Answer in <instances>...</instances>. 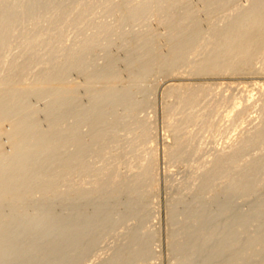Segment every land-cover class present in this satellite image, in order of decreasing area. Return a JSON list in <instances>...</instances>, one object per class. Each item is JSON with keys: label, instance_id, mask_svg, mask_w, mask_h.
Wrapping results in <instances>:
<instances>
[{"label": "rangeland", "instance_id": "rangeland-1", "mask_svg": "<svg viewBox=\"0 0 264 264\" xmlns=\"http://www.w3.org/2000/svg\"><path fill=\"white\" fill-rule=\"evenodd\" d=\"M24 1V0H23ZM47 1H50L51 2V0H47ZM57 1V2H56ZM61 1V3H62V1H64V0H55V2H54V0H53V2H52V4H50L51 6L53 5V4H55V3H57L56 5H59L58 7H62V5L63 6H65L66 5V3L65 4H63L62 3V5H61V3H59L58 4V2H60ZM96 1V0H95ZM104 2H103V4L104 5H101V3H102V1H98L99 3V5L97 6V8H94V6H91V7H93V9H95L94 11H93V9H92V11L93 12H90V7H89V9L86 11V12H90L91 13V15H93V17H95L96 16V18H95V20L94 21H92V19H91V15H87L88 13H85L86 15V19L88 18V17H90V18H88L87 20H85V21H87V24L86 23H84L85 21H83L82 19H80V23H78L77 21H76V23L79 25V26H81V27H79V26H77V24L76 23H73V20L71 21L73 24H76V27L78 28V29H76V31L78 30V32H76V31H72V33L74 34L75 32H76V34H74V37L72 36V35H70L69 37H71L72 36V38H68V33H70V30H74L75 29V25H73V27L71 26L72 25V23H70V19L68 20V18L66 19H64L65 21H66V23L68 24V25H66L65 23V26H66V28L64 27L63 28V30L64 29H67V26L68 27H70V28H68L67 29V31L66 30H62L63 32L62 33H64L65 34V36H66V32H67V38H68V40L70 41H68L67 40V38L65 39L64 38V36L62 37V39H63V41H62V39L60 40H58V42H57V38L60 36V35H62V33L61 34H59L58 36H57V38L54 36V34H53V36L52 35H49L48 33V36H46V37H50L51 38V36H52V38L54 37V43L56 42V44L58 43L59 44V41H61V42H64V41H66V42H64V44L62 43H60L62 46H60V47H58V46H56V44H54L53 42V45H54V47H56V50L58 49V51H59V48L61 49L62 47L64 48L65 46H67L68 47V49L66 48V49H63L62 50V53L64 52V50H67L66 52H64L63 54H61L60 52H61V50L59 51V55L61 54V56L63 55L64 57L66 56L67 57V54H68V51H69V46L71 45V44H69L68 45V43H72V47H74V48H72L73 50H75L78 46V43H76L78 40H81V39H79V38H77V37H80V38H82L84 35L83 34H85V35H93L92 33H93V31H94V29H97V28H95L96 27V25L95 24H97V23H102L101 25H109L108 27H109V29H107L109 32H110V24H111V18L110 19H108V17H109V15L111 14V13H109V11L111 12V10H110V8H117L116 6L117 5H119V6H121L122 5V7H124L125 8V5H124V3L127 1V0H111V1H109L108 3H106V0H103ZM123 1V2H122ZM136 1H138V0H136ZM145 1V0H144ZM149 1V0H148ZM190 1V0H189ZM189 1H188V4H187V6L189 5ZM193 1V2H192ZM190 3H194V4H191L190 6H188L189 8L187 9V6H186V4L184 5V7H186V9L187 10H190L191 11V13H192V10L194 9V8H198L200 11H202V12H200L199 10V13L197 12V9H194L193 10V12L196 10V12L195 13H198L197 14V17L195 16L196 14L195 13H192L193 15H194V17H191L190 15H191V13L190 14H188L187 13V15H186V12H187V10H186V12L185 11H183V10H185V8L183 9L181 6H180V8H182V9H180L179 7H177V9L175 8V10L174 11H176V13H178V16L176 15V13H174V11H173V7H171V10L172 11H170V8L168 9V11H170V13H168V11L166 10L165 12H163L162 13V15H160V16H156V15H154L153 13H151V14H153V16L150 18V16H151V14L149 13V18H150V20H148V18H145V20H146V22L150 25H148L147 26V23L144 21V17L146 16V17H148L147 15H145L142 19H143V21H142V19L140 20L142 23L144 22V23H146L145 24V26H144V24H142L141 25V27L142 26H144V29L142 28V30H144L143 32H141V33H139V31L137 32V30L139 29L138 27H139V24H141V22L139 23V22H137V23H139V24H137L138 26L137 27H135L136 26V24L134 25V23H132V22H130V25H131V23L133 24V25H127V24H129L128 22H126V23H124L123 25H125L126 24V26L127 27H125V26H122L123 27V29H125V30H127V28L128 29H132L131 27H134V29H132V31H130V30H127V31H123V29L121 30L122 32V34L119 32V31H117V33L115 34V35H113V36H116L115 37V39L117 38V35H118V37H120V38H117L116 40H117V42H115L114 40V38L113 37H111V35L113 34V32H115L114 30L112 31V26H111V31L112 32H110L109 34H111L109 37H110V39H108V41L109 42H112L111 44L110 43H108V45L110 44L111 45V47H110V45L108 46V45H106L107 43L106 42H108V41H106L105 43V45H102V47L100 46L99 48H105V46L108 48V49H106L105 48V50L104 49H99L98 47H96V48H94L93 50H91L90 52L88 51V55H93V56H89V57H86V55L84 54V53H79L80 55H81V57L79 56V54L77 55H75V57L77 56H79L80 58H75V57H72L73 59L75 58V60L80 64V67L86 62V63H89L90 62V64L91 65H88L89 67H90V70H89V67H87V66H85V65H87L86 63H85V65H83V66H85V67H87V69L86 68H84L83 66V69L86 71V72H84V70L83 69H80L79 67H78V65H75V63H74V60H72V62H71V60H69V61H67L68 59H66L65 61H62V60H64L61 56H59V60H58V58H57V62L59 63V61H61L59 64H63V63H68V65H66L65 66V69H63L62 71L63 72H61L60 71V69L61 68H63L64 66H62V65H59L57 62H56V60H55V58H56V56H58V55H56V54H54V53H49L48 54V52H45V54H47L46 55V58H45V56H43L44 57V62L41 60V58L39 59V60H41L42 61V64H44V66L45 65H47L46 63L48 62V66H47V68H45L44 66H42L41 65V61H40V64L39 65H41L42 67H40L39 65L38 66H36V64H33L32 63V65H30L32 68H33V70H35L34 72H40L41 70H43V68H44V70L41 72V74H39V73H37V74H35V73H32L31 72V70H30V73H31V77H30V73L28 72V76L26 75L25 77L27 78V79H25L24 78V76H22L25 80H23L21 77H20V79L21 80H23V82L24 83H26V84H24L23 82H21V80H20V82H18V83H20V84H18L17 82V85L16 84H14L13 85V89L11 90L12 92H15V94H17V95H15L14 93H12V94H14V101H13V95L12 94H9V95H11V96H3L2 98H3V102L5 103V101H4V97H7V98H9V99H7V98H5V100H6V103L9 101V100H11V101H13L12 103H11V101H10V107H8L9 105V102H8V104H6V106H5V108L7 107V109L9 110V111H11V109H12V111L10 112V113H13V110H14V106L13 107H11V104H13V103H15L14 105H15V109H17V110H15L14 111V113L13 114H9L8 112V110H6L5 108H4V104L3 103H1L2 102V100L0 101V108L2 109H0L1 111H0V115L1 116H4L3 118L0 116V160H1V157H4L5 156V158H3L0 162V165H2V169L4 170L5 169V171H7V172H5L6 174H8V175H14V177H17V179L18 178H24V177H26L27 175L29 176V174L33 171V170H31L32 169V167L31 166H28L27 164H29L28 162L30 161V163H31V161H33L34 159L36 160V158L38 157V152H39V154H41V155H43L42 157V159H44L43 160V165L42 164H38V162L40 163V162H42L41 160L42 159H40L39 157V161L38 160H36L37 161V164L39 165V166H43V168H44V165H45V167H46V164L47 163H49V162H47L48 161V158H49V161L52 159L51 157H53V161H55L56 160V158H58V157H60L61 155H63L64 153H66V154H64L65 155V157L66 158H68L66 155L69 153L70 154V152L71 151H74L75 150V152L77 151V149L76 148H80V146H81V148H82V145H83V147L85 146L84 144V142L85 141H87L86 143V146L85 147H88L87 149H89V148H91L92 147V151L91 150H88L89 151V153H90V151H91V153L93 152V147H95L96 146V144H97V146H98V144L101 146H98L101 150H102V148H104V150L106 149V147H108V149L110 150V148L109 147H112V143L111 142H113L114 140H118V139H121L122 140V142L121 143H123L124 144V146H123V144H121L120 145V141H118L119 142V145L120 146H117V147H119L120 149L118 150V148H115L114 149V146H113V149L111 148V152L109 153L108 151V149L106 150L107 152L105 153L104 152V150H102L103 151V153H105V155L107 154L108 155V157L110 156L109 154H113L114 153V155L113 156H115V159L113 160V156H112V161H114L115 162V160H116V162L114 163V162H112L113 164H115V165H113L112 164V168H111V166L109 167V165H108V167H109V170H106L107 169V167L106 166H104L103 164L105 163V165H107L108 163H109V161H108V159L110 160V158H106V156L104 155V154H101V153H99L98 152V156L96 155V153L97 152H94L93 154H94V156H95V158H94V161L96 160V159H98L100 162H98L99 163V165L100 166H102V167H100L101 169H99V168H96L95 166H94V164H95V162L93 163V168L95 169V174H96V176H95V174H94V171L92 172V170H91V174H89V170H87L88 168H92V167H90L89 166V164L91 163L90 161H93V160H91L90 159V157L88 156V158L90 159V161H89V159L87 158V155H88V151H87V149L84 147L83 149H85L84 151L87 153V155L85 156V152L83 153L84 155V159L82 158V156L81 155H79V156H81L80 157V160H81V158H82V160H84V163L82 164V165H85L83 168L81 167V164L79 163V165H80V167L83 169L82 171H88V175L87 176H89L90 178V180H91V182H90V180L89 179H86L87 177L86 176H84L85 174H87V171L85 172H82L80 169H79V171H77L78 169V167L77 166H79V165H77L76 166V169H75V165L76 164H78V162H81V161H78V158H79V156L77 157V158H75L74 157V153H73V155H69V158H68V161H70L71 160V162H73V160H74V158H75V161L77 160L78 162H75L74 161V163H75V165L74 164H72V167L71 166H69V168L68 169H72L73 167H74V169H75V172H74V174H75V177L78 175L80 178H76L75 179V177L74 178H72L74 175H73V173L71 172L70 173V170H67L70 174L69 175H67L66 174V171L64 172V170H63V167H62V163L61 162H64L65 163V161H61L60 159H62L63 157H64V155L63 156H61L62 158H59V159H57L56 161H58V163H57V168L58 169H61L60 171H63L62 173L58 170V171H56V172H58V174H56L55 176H56V178H54L55 176H54V174L53 173H55V171L52 173V172H50L51 174V178H49L48 177V179H47V177L46 176H48L47 175V172L48 171H46V173H45V171L44 170H42L43 172V175H42V177L44 176V174L46 175V176H44V178H45V181H44V179L42 178V177H40L39 175H40V173H41V169H42V167L39 169V167H35L34 166V164H36L35 162H32L33 164H31L32 166H34L33 168L36 170V173L34 172V173H31L30 174V176H32L33 174H34V177L38 174V179H37V181L40 183L41 182V186L42 185H44V186H40L38 183H37V181L34 183V180L31 182V185L33 186V188H36L35 190H40L39 192L38 191H35L34 189L32 190V186L31 185H28L30 188H28V186H26V187H21V189L19 188V190H20V194H22V190H25V191H23V192H27L26 193V195H28V198L26 197V196H24L23 194L22 195H20V199L19 200H17L18 202H12V201H7L8 199H5L6 201H1L0 202V209H2V210H0V264H56V263H58V264H88L92 259V261L89 263V264H136V263H138V264H146L147 262V264H160V262L162 261V264H170V262H171V264H178V263H182V264H226V262H227V264H264V222H262V221H264V189H263V187H264V168H262V169H259L257 172H259V173H257L256 172V174H254V176H251V178L253 179H251L250 180V182H252V183H249V186L248 187H246V189L247 188H251L249 191H248V189L246 190L245 188L242 190L239 186H238V177H241V176H244V175H247V172L249 171V168H250V171H251V169H252V165L251 164H254L255 162H257V161H259L260 160V158L262 159V157L264 156V145H262V143L264 144V142H262V143H260V144H258V145H256V146H254V148L252 147V149H257L258 150V148L260 149L262 146V148L263 149H260V152H257L256 153V151H252V149L251 148H249V150L247 149V150H245L244 151V153H247V151L248 152H250V154L252 153L253 155H250V156H247V155H249V153L248 154H244L243 152L241 153V152H239L240 154H241V156L242 157H239L240 156V154L238 153V155L239 156H237L238 158H235V163H237L238 161L237 160H240L238 163L240 164V163H246L245 164V167H246V169L244 168V166H242V167H240V168H242V169H238L239 167L238 166H240L238 163L237 164H235V168H237V169H235V170H237V171H239V173L236 171V172H234L233 171V173H234V175L233 176H235L234 178H231V176L230 177H226V176H222L223 175V171H220L219 172V174H220V176H221V178H223L224 177V180L225 181H227V182H225L227 185H229V184H231L230 186H229V188H228V186L224 183V180L223 179H221L220 178V180H218L219 178V174H218V172L216 171V173L214 174V176H212V174H211V176H209V174H208V167L210 166V164H212L213 165V161H214V166H215V168H216V166L219 164H217V165H215L216 164V160H217V158H216V156L215 155H218L217 153H219V154H221V149H223L225 146H226V144H227V139H229L228 137H234L237 133H239V132H244V130H243V128H238V129H236V127H234L235 126V124L237 125V123L236 122H241V121H239V120H241V119H243V121L245 120L244 118H246L247 120H245V124H244V122H242L244 125L242 126V127H244L245 128V131H246V129H252L251 131V135L253 134V132L256 130L255 128H257L258 126L257 125H259V127H260V124H259V122L262 124L261 125V127H263V124H264V122L262 123V118H263V121H264V109L262 110V112H261V109L263 108V106H264V94H261L262 92L264 93V91H261L260 90V85H259V83L260 84H262V83H264V74H263V72H264V55H262L261 56V58H258V59H260V60H256V62H255V64H254V68L256 69V71L255 72H251L252 73V75L250 74V72L249 71H246V73H248L249 72V74H245V72L242 70V72L244 73V74H242L241 73V75H239L240 74V72L239 71H237L236 72V74H238L239 75V77H238V75H236L235 76V74L234 73H232V71L230 72V73H226L225 74V76H224V74H220L219 75V77H218V74L219 73H216V75L215 74H213V75H211L210 76V74H209V76L208 75H205L207 78H204L205 76L204 75H202L201 77H199L198 75H201L200 73H197V71H196V67L192 64L193 63V61H195V60H197L196 58H195V56L197 57V55L196 54H193V52L195 53V51H196V53L197 54H199L198 55V57L200 56V54L201 55H203V56H205V55H207V53H208V50L207 51H205V46H206V44H207V41H208V39L210 38V42H212L213 40L215 41L216 40V38H214L213 36H212V34H215V32H213L216 28H219V29H216V31L218 32H216L217 34H219V31H220V28H221V30L222 29H224V28H226L227 27V25H228V23H231V20L234 18V16L236 15H238L240 12H238V11H241V9H242V7H243V9H245V8H247L250 4H251V0H231V1H229L228 2V0L226 1L228 4L230 3V2H232V3H230L231 5L233 4H235V3H239V5L237 4L236 6L239 8H237L236 6H235V8L234 9H238V11H237V13L235 12L236 10H234L233 8H232V6H230V4H229V6L227 5V3L225 2V3H223L225 0H222V2L220 1V0H214V2L212 1V2H209V1H211V0H206L205 2L207 3V5L206 6H204L205 4H202L203 3V0H192ZM201 1V2H200ZM222 3V5L224 4V6H222L221 4H220V2ZM236 1H238V2H236ZM247 1H249V2H247ZM64 2H66V1H64ZM111 2H114V4L113 3H111ZM117 4H116V3ZM120 2V3H119ZM140 2H142L141 0H140ZM209 2V3H208ZM217 2V3H216ZM46 3V2H45ZM44 3V4H45ZM47 3H49V2H47ZM46 3V4H47ZM75 3V4H74ZM73 4H72V2L68 5H66L67 7H69L70 6V9H69V11L71 10L72 12H73V10L75 11L76 10V8H79L78 7V3L77 2H74ZM76 3H77V5H76ZM106 3V4H105ZM110 3V4H109ZM143 3V2H142ZM202 5H201V4ZM212 3H214V4H212ZM215 3L217 4V5H220V6H222V7H226L225 5H227L228 7H227V10H225L226 8H223V10H225L224 11V14H223V16H221L222 15V13L220 14V11H217V9L219 10V8H220V6H217V5H215ZM219 3V4H218ZM246 3H248V4H246ZM45 4V5H46ZM112 4L114 5L113 7H112ZM121 4V5H120ZM196 4V5H195ZM199 4H200V7L202 6V8H200L199 7ZM211 4V5H210ZM241 4V5H240ZM242 4H243V6H242ZM246 4V5H245ZM49 5V4H48ZM56 5H53V7L55 6V7H57ZM73 5H75V6H73ZM96 5H97V1H96ZM100 5H101V7L103 8L104 6L106 7H104L103 8V10H102V8L100 7ZM124 5V6H123ZM198 5V6H197ZM244 5L245 6H247V7H244ZM73 6V8H71ZM109 6H110V8H109ZM118 6V7H119ZM208 6V7H207ZM216 6V7H215ZM122 7H119L120 8V12L122 11V13H123V10L124 9H122ZM190 7H193V9L191 10L190 9ZM205 7V9H203ZM207 7V8H206ZM212 7V9L215 11V20H214V18L211 16V18L212 19H209L210 17V13L212 14V12L214 13V11L212 10V9H210V8ZM217 7H219V8H217ZM221 7V8H222ZM100 10H99V9ZM108 8H109V11H106V10H108ZM215 8V9H214ZM228 8L231 10H234V12H229V10H228ZM209 10V12H208V10ZM242 9V10H243ZM97 10V11H96ZM102 10V11H101ZM179 10V11H178ZM180 10H181V12H183V13H181L180 12ZM205 10V12H203ZM221 10V9H220ZM96 11V12H95ZM209 13L208 15L206 14V15H204L205 13H207V12ZM95 12V13H94ZM99 12H101V14L102 13H104L103 15L105 16L103 19L105 20V18H106V21H104V20H102V18L100 17L101 16V14H99ZM107 12V13H106ZM173 12V13H172ZM217 12V13H216ZM93 13V14H92ZM96 13H97V15H96ZM167 13V14H166ZM185 13V14H184ZM219 13V14H218ZM228 13L230 14V15H232V17H231V20H229V21H227L228 19H227V15H228ZM98 14H99V16H98ZM106 14L108 15L107 17H106ZM169 14L171 15V16H174L173 14H175V17H178L177 19H176V23H172L171 21L170 22H167V15H168V17H169ZM182 16H181V15ZM200 14V15H199ZM95 15V16H94ZM102 15V16H103ZM117 15H118V13H117ZM117 15L115 14H112V15H110V17H112L113 19H112V21H113V23H114V25H116L115 27H119L120 25L119 24H117V23H119V21L117 20L118 19V17H117ZM165 15V16H164ZM185 15L186 16H190V18H193L192 20L190 19V22H192L193 21V26L197 23V25H200V26H194V27H192V26H190V22H189V20H187V18L188 17H185ZM192 15V16H193ZM199 15V16H198ZM224 15L226 16L225 17V19H223L224 18ZM234 15V16H233ZM116 16V17H115ZM200 16H202V18L200 17ZM207 16V17H206ZM219 16H221L220 18H222L223 20H225V21H223L222 19H221V21H222V23H221V21H220V18H218ZM97 17H99V18H97ZM157 18L156 20H155V18ZM161 19H160V18ZM164 17H166V18H164ZM204 17V18H203ZM209 17V18H208ZM115 18V19H114ZM117 18V19H116ZM183 18H184V20H183ZM194 18H195V20H194ZM196 18L200 21V19H201V21L200 22H206L205 24L203 23H200V24H198V20H196ZM206 18H208V20L206 19ZM218 18V19H217ZM89 19H91V21L92 22H90L89 21ZM99 19H101L102 21H100ZM110 20V21H108V20ZM164 19H166V22H167V26H169L168 25V23H170V25H172L171 26V29L169 28V27H167V28H164V27H166V25H164L166 22H163L162 23V21H165ZM182 19V20H181ZM185 19H186V21H185ZM218 21H217V20ZM63 19H62V21H64ZM152 20V21H151ZM162 20V21H161ZM213 21L214 22V24L213 25H211V24H209L208 22L209 21ZM64 21V22H65ZM69 21V22H68ZM98 21V22H97ZM103 21H104V23L105 22H107L108 21V23H103ZM157 21V22H156ZM169 21V20H168ZM182 21V22H181ZM194 21H196L195 22V24H194ZM216 21H217V23H221V25L220 24H217L216 23ZM220 21V22H219ZM227 21V22H226ZM75 22V21H74ZM90 22V23H89ZM95 24H94V23ZM115 22H117V23H115ZM159 22H161L163 25H164V27H163V25L161 24V23H159ZM178 22V23H177ZM183 22H186V23H184L183 25H182V23ZM188 22V23H187ZM224 22H226V23H224ZM27 23V24H26ZM71 25H70V24ZM81 23H83V24H81ZM92 23V24H91ZM215 23H216V25H215ZM63 24V25H64ZM81 24V25H80ZM86 24V26H84ZM88 24H90V27L92 28V33L91 32H89L88 30L89 29H91L90 27H89V25ZM94 24V25H93ZM152 24V25H151ZM178 24H181V26L182 27H180V25H178ZM185 24H188V25H186V27H192V29H189L190 31L188 32V29L187 28H185L184 26H185ZM209 24V25H208ZM223 24H226V25H223ZM22 25V28H23V26L24 25H26L25 27H27L28 28V26L27 25H30V23L28 24V22H24V24H21ZM87 25H88V27H87ZM92 25L93 26H95L94 27V29H93V27H92ZM98 25H100V24H97V27H98ZM113 25V24H112ZM113 25V26H114ZM119 25V26H118ZM122 25V24H121ZM153 25H155V26H153ZM217 25H218V27H217ZM176 26H178V27H176ZM203 26V27H202ZM205 26V27H204ZM206 26H207V28L208 27H210V28H206ZM216 27V28H214L213 29V27ZM224 27V28H222V27ZM24 27V28H25ZM30 27V26H29ZM83 27H87L86 29H87V32H86V29H84ZM106 27V26H105ZM107 27V28H108ZM115 27H113L114 29H115ZM141 27H140V29H141ZM146 27V28H145ZM152 27V28H151ZM173 27V28H172ZM184 27V28H183ZM195 27H196V31H201L202 29H205L204 30V32H203V30L201 31L202 33H200V32H198L199 33V35L198 34H196V31L194 30L195 29ZM198 27V28H197ZM200 27H202V29H200L199 30V28ZM83 30H82V29ZM137 30H136V29ZM149 28H151V29H149ZM153 28H156V29H154L153 30ZM158 28H160V29H158ZM168 28H169V30H170V32L172 31V30H174L175 28H176V30H175V32L174 31H172V32H174V34H171V33H169L167 30H168ZM181 28V29H180ZM185 30H183V29ZM20 29H21V26H20ZM79 29H81V31H79ZM118 29V28H117ZM145 29L146 30H148L150 33H151V36H152V34L154 35V33H152L153 31L156 33V35H154V37H153V39H151V41L150 42H153V44H154V42L159 38V35H160V38H162V39H158V40H160V42L158 41H156L155 43H156V45L154 44V46H155V49H151V48H154V46L153 45H150V42L148 41V40H145V38L147 39L148 38V36L146 37V35H149V38L151 37L150 36V34H146L145 36L143 35V34H145L146 32H148V31H145ZM167 29V30H166ZM179 31H178V30ZM187 29V30H186ZM213 29V30H212ZM106 30V29H105ZM134 30L136 31V33L135 34H137L138 35V37H136V36H134L135 34L133 33L132 34V32H134ZM141 30V31H142ZM151 30H152V32H151ZM161 30V32H159ZM165 30V31H164ZM182 30L184 31V32H182ZM82 31H85L84 33L82 32ZM158 31V32H157ZM163 31H164V33H163ZM187 31V33L189 34V35H187L185 32ZM195 31V32H194ZM209 31V33H207ZM96 32V33H95ZM95 32H94V35L95 34H97V30H95ZM119 32V33H118ZM125 32V33H124ZM129 32V34H127ZM166 32H168L169 33V35L171 34V36H168V37H170V40H168L169 38H167V36H166ZM177 32H179V34L177 33ZM180 32L182 33V35H183V33H185L184 34V36H180L181 34H180ZM192 32H194V35L196 34V36H197V40H195L196 38V36H192V38H194V40H192V43H194V41H196V42H198V43H194V44H192L193 46V48L194 49H196L195 51H194V49L191 47V44L189 43H186V40H184L185 38H186V36H190V35H192ZM207 33V34H205V35H201V34H204V33ZM210 32H212V34H211V36L210 37H208V36H206V35H210ZM79 33H82V34H79ZM106 33H108L107 31H106ZM130 33L132 34V38L131 37H129L130 36ZM157 33H159V35L157 34ZM163 33V34H162ZM167 33V34H168ZM176 33L178 34V36L180 37H178L177 35H176ZM71 34V33H70ZM77 34H79V35H83V36H77ZM120 34H121V36H120ZM123 34H125V35H129V36H126L125 37V40H124V35ZM140 34H141V36H140ZM217 34H215L216 36H217ZM123 35V36H122ZM76 36V37H75ZM108 36H107V38H108ZM155 36H157V37H155ZM163 36H164V38H163ZM173 36V37H172ZM203 36V37H202ZM207 37V39H206V41H205V38ZM121 37H123V38H121ZM133 37H134V39H133ZM140 37H141V41L139 40L140 39ZM144 37V38H143ZM174 37H178L180 40H173V39H175ZM198 37H201L200 39H198ZM205 37V38H204ZM211 37H212V39H211ZM49 38V39H50ZM59 38H61V36L59 37ZM126 38H128V39H126ZM132 39V41L134 40L135 41V39H136V42H140V44H139V46H138V43H137V45H136V42H135V45H134V41L132 42V41H130V39ZM137 38H138V40H137ZM142 38L146 41V43H145V41L143 42V40H142ZM155 38V39H154ZM184 38V39H183ZM189 38H191V36L190 37H188L187 39H189ZM16 39H17V36H16ZM15 38H14V41L16 40ZM22 39V40H21ZM72 39V40H71ZM73 39H78L76 42H74L73 41ZM121 41H120V40ZM124 41H128L127 43L126 42H124ZM202 39V41H203V43L201 44L200 42H202V41H200ZM204 39V40H203ZM113 40V41H112ZM152 40H154V41H152ZM168 40V41H167ZM199 40V41H198ZM13 41V40H12ZM11 41V42H12ZM68 41V42H67ZM213 41V42H214ZM217 41V40H216ZM21 42H23V38H21V37H19L16 41H15V43L13 42L12 43V49L13 50H15V51H18V49H16V48H18V46H21ZM79 42V41H78ZM120 42V43H119ZM121 42H123V44L121 43ZM147 42H149L148 43V45L151 47H149L148 45L147 46H145L146 44H147ZM168 44H167V43ZM169 42H171L172 44H174V45H177V44H175V43H179L181 46L182 45H184V46H182V47H185L184 48V50L186 51L187 49H186V46L185 45H187L188 44V46H189V52H191L192 51V49H193V52L192 53H189V55L191 54H193V58H187V56H188V53L187 54H185V55H183V56H186V58H182V61H180L181 62V64H180V62L177 64L178 65V67H179V65H180V67L179 68H177L176 66H174L173 68H166V67H164V66H162L161 64H160V61L158 60L157 61V59L156 60H154L153 58L152 59H150L148 56H147V54H148V52H147V49H149L150 51H149V53L150 54H152L153 56H154V54H159L160 52L162 53V54H165V52H166V54L165 55H167V54H169V52L172 50V48H173V46H172V44H171V46H170V49H168L169 47ZM204 42L206 43L205 44V46H204ZM208 43L209 45H210V47H211V49L209 50V52H211L212 51V45H211V43ZM67 43V44H66ZM74 43L75 44H77L76 46H74ZM129 43H131L132 45L130 46V48H129V46H128V44ZM143 43H145V44H143ZM165 43V44H164ZM184 43V44H183ZM186 43V44H185ZM202 45H200V44ZM215 43L216 42H214V44L213 45H215ZM162 44V45H161ZM164 44V45H163ZM178 44V45H179ZM197 44H199V45H197ZM207 44V45H208ZM122 45V46H121ZM127 45V46H126ZM142 45H144L143 47H142ZM160 45V46H159ZM208 45V46H209ZM104 46V47H103ZM137 47V49L136 48H134V47ZM141 46V47H140ZM159 46V47H158ZM166 46V47H165ZM196 46V47H195ZM110 47V48H109ZM113 47V48H112ZM125 47V48H124ZM127 47V48H126ZM132 47L134 48V49H136V50H138V48H141V49H139L140 50V52H139V50H138V53L136 52V50H133L132 49ZM146 47V48H145ZM156 47H158L157 49L158 50H160L159 51V53L157 52V50H156ZM163 47V48H162ZM201 47V48H200ZM203 47H204V51H205V55L204 54H202L204 51H203ZM207 47V46H206ZM98 48V49H97ZM160 48V49H159ZM201 49L202 51H200V50H198V49ZM207 48H209V47H207ZM206 48V49H207ZM111 49H113V50H111ZM163 49V50H162ZM13 50H12V52H13ZM21 50V47L19 48V51L18 52H16V54L17 53H19V52H21L20 51ZM96 50H100V51H97L96 52ZM110 52V53H108V51ZM126 50V51H125ZM132 50V51H131ZM152 50H154V51H152ZM155 50H156V52H155ZM15 51H14V55H15ZM70 51H72V50H70ZM94 52L93 54L91 53V52ZM102 51H104V52H102ZM105 51H107V52H105ZM112 51V52H111ZM143 51V52H142ZM152 51V52H151ZM198 51H199V53H198ZM114 52V53H113ZM132 52V53H131ZM134 52H136V53H134ZM146 52H147V54H146ZM201 52V53H200ZM207 52V53H206ZM91 53V54H90ZM114 54V56H111L110 54ZM116 53V54H115ZM126 53V54H125ZM131 53V54H130ZM145 53V54H144ZM43 54V53H42ZM41 54V55H42ZM51 54V55H50ZM53 54V55H52ZM65 54V55H64ZM85 55L84 56V58H82V56L83 55ZM95 54V55H94ZM98 54V55H97ZM103 56V55H105L106 54V56H108V58L106 57V56H101V55ZM110 55V58H109V55ZM131 56H130V55ZM142 54H144V55H142ZM264 54V53H263ZM38 56V58L39 57H42V56ZM44 55V54H43ZM48 55H50V57L48 56ZM56 55V56H55ZM87 55V56H88ZM119 55V56H118ZM129 55V56H128ZM143 57H141V56ZM150 56V57H153V56ZM191 55H190V57H191ZM53 56V57H52ZM96 56H98V58L96 57ZM137 56V57H136ZM141 58H140V57ZM49 57V58H48ZM60 57H61V59H60ZM94 57H96L95 59H93ZM100 57V58H99ZM104 57H105V59H104ZM112 57H114L113 59H112ZM117 57V58H116ZM122 57V58H121ZM127 57H130V58H132V59H136L137 58V61L136 60H134V61H136V62H134L132 59H130V58H127ZM139 57V58H138ZM189 57V56H188ZM197 57V58H198ZM263 57V58H262ZM12 57H10V59H11ZM52 58H54V59H52ZM87 58H90V59H88L87 60ZM106 58H107V60H110V59H112L113 61V63L116 61V59H118V58H120V59H118L119 60V63H118V61L117 62H115L114 64L113 63H110L109 61H107L106 60ZM195 58V59H194ZM47 59H49L48 61H47ZM80 59H82V60H84L83 61V64L81 65V63H80ZM99 59V61H97ZM188 61V60H192L191 62L192 63H189L190 61H186V60ZM194 59V60H193ZM262 59V60H261ZM27 60V59H26ZM51 60H52V62H54L55 61V63L58 65V66H60V67H58V66H56V67H58L57 68V70H55L56 68H54L53 69V65H52V63H51ZM80 60V61H79ZM90 60H92V61H90ZM95 60H96V62H95ZM125 60V61H124ZM140 60H143V62L144 63H142V61H140ZM149 60V61H148ZM89 61V62H88ZM102 61V62H101ZM129 61H131V62H133L134 64H132L131 62H129ZM152 61H154V62H152ZM260 61H261V63H260ZM22 62V61H21ZM70 62H71V65H70ZM82 62V61H81ZM92 62V63H91ZM106 62V63H105ZM125 62H127V63H125ZM138 62L140 63H142V64H145V65H142V64H140V66H138ZM147 62H149V63H147ZM156 62H158V63H156ZM182 62H184L183 64H182ZM185 62H187V63H185ZM35 63H37L38 64V62H35ZM49 63H51L50 65H51V67H52V69L53 70H55V71H53L52 69H51V67H50V65H49ZM54 63V65H56ZM78 63H76V64H78ZM96 63V64H95ZM97 63H98V65H101L102 66V68L103 69H101V67L99 66L98 67V65H97ZM100 63V64H99ZM104 63L106 64V65H104ZM107 63H109V64H113V65H109L111 68H109V66L107 65ZM117 63V64H116ZM136 63V64H135ZM151 63H154V65L153 64H151ZM258 63V64H257ZM116 64V65H115ZM119 64V65H118ZM156 64H158V65H156ZM187 64V65H186ZM257 64V65H256ZM65 65V64H64ZM73 65H75V68H76V66L78 67V69H75L74 68V66ZM92 65L94 66V67H92ZM97 65V66H96ZM129 65H132V66H129ZM134 65H136L135 67H134ZM141 65H142V67H141ZM147 65V66H146ZM150 65H152L153 67H155V68H153L152 69V71H154L153 73H151L152 71L151 70H149V71H146V70H148L149 68L151 69L152 67L150 66ZM191 65V66H194V68H189V66ZM29 66V69L31 68ZM33 66H36V68H42L41 70L40 69H34V67ZM72 66H73V68H72ZM107 66H108V70H107ZM114 66V67H113ZM115 66L117 67V69L115 68ZM119 66V67H118ZM143 66L145 67V71H144V68H143ZM150 66V67H149ZM157 66V67H156ZM160 66H162V68L160 67ZM49 67V68H48ZM66 67H69L70 69H71V72L70 71H68L69 70V68H68V70H67V68ZM81 67V68H82ZM98 67V68H97ZM104 67H106V68H104ZM128 67V68H127ZM134 67V68H133ZM143 68V69H141V68ZM164 67V68H163ZM182 67V69H183V72L181 71V68ZM186 67V68H185ZM31 68V69H32ZM95 68H97V69H95ZM125 68V69H124ZM137 68L139 69V70H137ZM184 68H185V70H184ZM187 68H189L188 70H187ZM258 68H262L263 69V72H261L262 71V69H258ZM45 69H47V71L45 70ZM50 69V71H48ZM80 69V70H79ZM94 69V70H93ZM101 69V70H100ZM104 69H105V71H104ZM114 69H116V70H114ZM131 69V70H130ZM158 69H159V71H158ZM164 69H166V70H164ZM168 69H169V71H168ZM172 69V70H171ZM176 69H177V71H176ZM32 70V71H33ZM40 70V71H39ZM58 70H59V72H58ZM75 70V71H74ZM78 70V71H77ZM83 70V71H82ZM91 70H93L94 71V73H97L98 75H99V72L101 71V72H107L108 73V75L109 74H113L114 73V71H116L115 73H120V71H121V73L119 74H115V75H113V78H118L119 76H121L122 77V79L123 80H125V81H127V82H125V81H123L122 79H121V77H119V80H117L116 79V81H115V79H114V81L112 82V77H111V79H110V77L108 76H106L107 74H105V76L107 77V78H109V79H106V81L108 82V83H106V82H104V80L105 79H102V78H100L101 77V75H99V77H98V75H97V77L95 76L94 77V73H89V72H91ZM97 72H96V71ZM103 70V71H102ZM107 70V71H106ZM110 70H112V72L110 71ZM126 70L128 71V72H126ZM143 70V72L141 73V71ZM161 70V71H160ZM170 70L171 71H174L175 70V73L174 72H170ZM196 72H195V71ZM258 70L262 73H260L259 72V74H258ZM7 70L5 69V71L3 72L5 75L7 74V72L9 73V70L6 72ZM51 71H53V72H51ZM56 71L59 73V75H61L62 73H63V79H62V76H61V80L63 81H66L65 83H64V81L62 82L65 86H66V88H68L67 86H71L72 84L71 83H74V84H76V85H72V87H73V89L75 88L76 90L75 91H77V92H75L73 89H72V91H74V92H70V90H71V87H69V90H63V89H65V86H63L62 85V83L61 84H59L60 82H61V80L59 79V75L57 76V77H55V74L57 75L58 73H56ZM70 72V74L68 73V72ZM92 71V72H93ZM123 71H124V73H123ZM129 71H131V72H129ZM136 71V73H135V76H133L134 74H132V73H134ZM151 71V72H150ZM165 71V72H164ZM192 71V72H191ZM193 71H194V73H197V76H196V74H193ZM6 72V73H5ZM50 73L49 75H51V77H52V75H53V73H55L54 74V79H53V77L51 78L49 75H47L48 73ZM64 72H66L67 74H69L70 76H72L71 78H69V75H68V79H70L71 80V82L69 81V80H67V78L65 77V75L64 74H66V73H64ZM80 72H84V73H80ZM104 72H103V74H104ZM137 72H138V74H137ZM146 72H149L148 73V75H147V77L145 76L146 74L145 73ZM159 72V73H158ZM164 72V73H163ZM179 72V73H178ZM184 74V76L185 77H182L183 75H181L182 73ZM186 72H190L191 74H192V76L190 75V73L188 74V73H186ZM151 73V74H150ZM155 73H157V76L156 75H154ZM163 75H162V74ZM187 74V77H186V74ZM253 73H257V74H254L253 75ZM42 74H43V76H44V74H46L47 76H49L48 77V79L46 80V81H48L47 83H48V85H47V83H45L46 85H47V87H45L46 85L44 84V86H42L43 85V83L40 81L41 79H40V77L42 76ZM66 74V75H67ZM88 74H91V75H88ZM101 74V73H100ZM102 74V75H103ZM125 76H124V75ZM142 74V75H141ZM144 74V75H143ZM159 74H161L160 76H159ZM168 74V75H167ZM169 74H170V76H169ZM176 74H179V78H176V77H178ZM230 74V75H229ZM235 76H233V75ZM34 75H36L37 77L39 76V75H41V76H39L38 78L36 77V76H34ZM45 75V76H46ZM82 75V76H81ZM84 75V76H83ZM119 75V76H118ZM139 75H141L140 77H143V78H140V80H139V78L137 77V76H139ZM171 75H172V77H171ZM180 75H181V78H180ZM189 75H190V78H189ZM244 75H246V76H244ZM74 76V77H73ZM87 76H89L90 78H91V76L93 77V78H89V79H87L88 77ZM104 76V77H105ZM115 76V77H114ZM131 76H133V77H131ZM149 76V77H148ZM153 76V77H152ZM158 76H159V79H158ZM176 76V77H175ZM204 76V77H203ZM212 76H215V77H212ZM233 76V77H232ZM33 77H34V80H35V78H36V81L35 82H29L28 80H29V78H30V80L32 79V81H34L33 80ZM85 77V78H84ZM103 77V76H102ZM103 77V78H104ZM128 77H129V79H130V81H128L129 79H128ZM134 77H135V79H134ZM165 77H168V78H165ZM170 77V78H169ZM175 77V78H174ZM203 77V78H202ZM224 79H223V78ZM56 78V79H55ZM74 80H73V79ZM77 78V79H76ZM97 79V81H96V79ZM127 78V79H126ZM152 78V79H151ZM162 78V79H161ZM214 78V79H213ZM39 79V81H40V83L41 84H37L38 83V80ZM57 79H59V80H57ZM66 79V80H65ZM136 79L138 80V82H134V80L136 81ZM145 79V80H144ZM157 79V81H155ZM188 79V80H187ZM27 80V81H26ZM50 80H52V82L50 83ZM55 80L57 81V82H59V83H57V84H53L54 82H55ZM75 80H76V82L79 84H77L76 82H75ZM80 80V81H79ZM95 80V81H94ZM98 80H100L99 82H98ZM122 80V81H121ZM152 80V81H151ZM159 80V81H158ZM206 80V81H205ZM42 81H45V80H42ZM45 81V82H46ZM93 81V82H92ZM141 81V82H140ZM143 81V82H142ZM150 83H148V82ZM151 81V82H150ZM185 81V82H184ZM209 81V82H208ZM29 82V83H28ZM67 82H70V84L69 83H67ZM86 82V83H85ZM90 83V87L89 86H87L89 83ZM116 82V83H115ZM123 82V83H122ZM146 82V83H145ZM159 82V83H158ZM174 82H177V84L176 85H181L180 83H183V85L185 86L187 83L189 84V83H191V84H189V85H191L190 87H187V88H189V89H186V87L184 88L185 89V91L187 92L186 94L185 93H183L184 92V90H180V92L181 91H183V92H181V93H179V91H177L176 93H171L170 94V85H173V83ZM197 82V83H196ZM200 82V86H202L203 84H205L204 82H206L207 84L208 83H211L212 84V86H210L211 84H209V85H203V86H205V87H203V91H202V89H201V87L200 88H198V83ZM22 83V84H21ZM67 83V84H66ZM101 84L102 85V87H104L105 86V90L107 91H105L104 89V91H102V89H100V88H102L101 87V85H98L97 86V88H96V85L97 84ZM103 83H104V85H103ZM105 83L107 84V85H105ZM112 83V84H111ZM125 83V84H124ZM136 83H137V85H136ZM139 83H141V84H139ZM219 83H221L220 84V86L221 85H223V86H221V88L220 89H222V90H219ZM223 83V84H222ZM228 83V84H227ZM235 85H234V84ZM60 85V87H62V88H60L62 91V93H63V91L66 93H68V95H67V98L65 97V93H63L62 95L65 97V100H67V102H65L64 100H62V99H64V97H61V95L59 94H57L56 95V93L55 92H59L60 93V91H58L57 89H56V87L55 86H58L59 87V85ZM95 84V85H94ZM108 84H109V86H110V84L112 85V86H110L112 89H113V91H112V89H110L111 90V93H113L114 91L117 93V94H115L116 96L118 95V96H122L123 97V95L125 94H127V93H129V92H131V94H132V92H133V95H135L136 94V97L134 98V99H138L137 101H139V103H142V101H143V103L141 104V105H144V103H145V108L144 109H142V110H140L141 108H143L142 106H139L140 104L138 103V102H135L134 101V99L133 100H131V101H133V102H131V104L132 105H134V103H135V105H136V107L137 106H139V108L140 109H138V108H136L135 106H134V108H136V109H138V113H137V111H136V109H135V111L133 110V112H135L133 115H131V109H133L132 108V106H131V104L130 105H128V104H126L127 102H126V100L125 101H123L122 102V100L124 99V97H123V99L121 98V96H120V98H121V100L118 102V104H116L117 102L116 101H118L117 99H118V96H117V99H115L116 98V96L115 95H112V94H110V90H109V86H108ZM126 84H129V85H126ZM135 85V86H133L132 87V85ZM139 84V85H138ZM143 84V85H142ZM175 84V83H174ZM186 85V86H189V85ZM194 84V85H193ZM214 84V85H213ZM218 84V85H217ZM225 84H227V85H225ZM241 84V85H240ZM245 84V85H244ZM24 85V86H23ZM82 85V86H81ZM92 85V86H91ZM125 85V86H124ZM145 85V86H144ZM152 85V86H151ZM157 85V86H156ZM238 85H239V87H238ZM16 86H17V88H18V91H17V88H16ZM21 86H23V87H26V88H23V87H21ZM33 86V89H29V88H31ZM34 86H38L37 88H38V90L39 89H41V88H43L44 87V90H40V93L39 92H36V91H38L37 89H36V91H35V87ZM40 86H42V87H40ZM48 86L50 87V88H52V86H53V88L55 87V90H57V91H55L54 90V93H55V95H56V97L54 96L53 97V95L51 96L50 94L53 92L52 91V89H50V88H48ZM78 86V87H77ZM81 86V87H80ZM100 86V87H99ZM121 86V87H120ZM151 86V87H150ZM169 86V87H168ZM192 86L194 87V88H198V89H200L202 92H205V90H209L211 93H209V95L207 94L206 95V93H208L207 91H206V93H205V95L200 91H198L197 90V88H196V90L197 91H195L194 90V88H193V90L195 91V93H196V95H197V97H198V95L200 96V98L201 99H199V98H197L196 97V95L194 94V93H192L193 91H191L192 90ZM231 86V87H230ZM237 86V87H236ZM248 86V87H247ZM250 86V87H249ZM23 88L22 89V91L24 92H22L21 91V88ZM27 87H29V88H27ZM40 87V88H39ZM57 87V88H58ZM85 87V88H84ZM86 87H88L87 89H86ZM93 87H94V89H93ZM99 87V88H98ZM125 87L127 88V87H129L128 89L129 90H131V91H128L127 93L125 92V90L123 91V89H125ZM131 87V88H130ZM139 87V88H138ZM155 87V88H154ZM207 87H211L212 89L210 90V89H208ZM241 87V88H240ZM16 88V89H15ZM20 88V89H19ZM45 88H47V89H50L51 91H50V93L48 92V91H45L46 89ZM77 88H79V89H77ZM93 89V91H92V89ZM109 90H107V89ZM133 88V89H132ZM137 88V89H136ZM142 88V89H141ZM148 88H150V89H148ZM204 88H206V89H204ZM226 88V89H225ZM26 89H28V91L26 90ZM59 89V88H58ZM83 89V90H82ZM121 90V93H122V91H123V93L121 94L119 91ZM141 89V90H140ZM148 91H147V90ZM167 89V90H166ZM169 89V90H168ZM191 89V90H190ZM225 89V90H224ZM228 89V90H227ZM235 89V90H234ZM16 90V91H15ZM80 92H79V91ZM215 90V91H214ZM220 91V92H218V91ZM231 90V91H230ZM237 90V91H236ZM19 91H20V95L23 93V95L25 94L26 96H30V94L32 95V97L30 96V98L29 97H26L25 98V96H23V97H21L20 98V95L18 96V94H19ZM31 91V92H30ZM33 91H35V93L33 92ZM48 92V94L49 95H47L45 92ZM94 91H95V93H94ZM126 91H127V89H126ZM150 91V92H149ZM189 91H190V93L192 94V95H194V97L193 96H191V94L189 93ZM225 91H227V92H225ZM260 91H261V93H260ZM18 92V93H17ZM29 94H28V93ZM42 92H44V93H42ZM69 92L71 93V94H69ZM90 92V93H89ZM92 92V93H91ZM114 92V93H115ZM135 92V93H134ZM137 92V93H136ZM141 92V93H140ZM199 92V94H197ZM214 92V93H213ZM216 92V93H215ZM222 92V93H221ZM223 92H225V93H223ZM231 92H232V94H231ZM235 92V93H234ZM11 93V92H10ZM53 93V94H54ZM76 93V94H75ZM106 95H105V94ZM146 93V94H145ZM155 93V94H154ZM202 93V95H200ZM214 94V96H213V94ZM219 94V96L221 97H219L218 96V94ZM221 93V94H220ZM227 93V94H226ZM234 93V94H233ZM238 93V94H237ZM35 94V95H34ZM38 94H40V96H38ZM42 94H44L43 96H42ZM74 94L76 95V97H73L74 96ZM80 94H81V96H80ZM87 94H89L88 96H87ZM90 94H93V95H91L90 96ZM100 94V95H99ZM130 94V96L132 97L133 95H131ZM154 94V95H153ZM165 94L167 95V96H165ZM177 95V97H175V95ZM181 94H183L182 96L183 97H186L188 100H186V98H179L180 96H181ZM212 94V95H211ZM226 94V96H228L229 97V99H228V97H224L223 95H225ZM260 94H261V97H260ZM71 95H73L72 96V98H71ZM103 95V96H102ZM108 95H111L112 97H114V98H110L111 96H109V99H110V101H114V103L116 104V105H118V106H120V105H122V103H124V102H126L125 103V106L124 105H122L123 107L122 108H120V111L118 110V109H116V108H113V107H110L109 106V102L110 101H108L109 99H108ZM137 95H140V96H138L137 97ZM145 95V96H144ZM172 95H174V96H172ZM180 95V96H179ZM186 95V96H185ZM187 95L189 96V97H187ZM210 95L212 96L211 98H210ZM238 95V96H237ZM16 96H18V97H16ZM71 98H69V97ZM78 96V97H77ZM83 96V97H82ZM96 96V97H95ZM98 96V97H97ZM101 96V97H100ZM106 96V97H105ZM127 96V95H126ZM128 96H129V94H128ZM128 96L127 97H125V98H128ZM130 96H129V99H130ZM151 96V97H150ZM179 96V97H178ZM192 97V99L194 98L195 99V97H196V99H198V100H201V101H196V99H195V101H194V99L193 100H191V97ZM203 96H204V100H203ZM207 96H208V98H207ZM234 98H236V99H234ZM237 96V97H236ZM11 97V98H10ZM34 97V98H33ZM48 97H49V99H48ZM52 97V98H51ZM90 97V98H89ZM100 97V99L102 98V102L101 103H105L106 101V106H105V104H104V107L106 108L107 106V109L108 108H110V109H108V110H106L105 108H102L103 106V104L101 105V103L99 102L100 101V99H98ZM103 97H104V99H103ZM134 97V96H133ZM132 97V98H133ZM147 97V98H146ZM175 97V98H174ZM205 97H206V100H208L207 102H206V100H205ZM215 97L217 98V99H215ZM234 99H232V98ZM261 99H263L262 100V104H263V106H258L259 105V103H261V100H260V98ZM263 97V98H262ZM1 98V96H0V99H2ZM17 98V99H16ZM19 98V99H18ZM23 98H25V100L23 99ZM44 98V99H43ZM56 99L55 101H54V99ZM59 98V99H58ZM62 98V99H61ZM75 99V101H74V99ZM77 98V99H76ZM119 98V99H120ZM131 98V99H132ZM151 100H150V99ZM167 98V99H166ZM172 98V99H171ZM177 98H179L178 100H177ZM214 98V99H213ZM220 99V102L218 101L219 99ZM224 98V99H223ZM23 99V100H22ZM32 99V101H30ZM39 99V100H38ZM53 101H52V100ZM60 99L62 100V101H64L63 103L60 101ZM83 102L82 104L80 103V102H78V101H80V100ZM95 99V101L96 100H98V101H96V104H97V102H98V104L97 105H95L94 104V102L95 101H93ZM106 99V100H105ZM128 99V103H130L129 100ZM140 99V100H139ZM150 100V101H152V102H148V100ZM169 99H170V101H169ZM183 99V100H182ZM187 101V102H191L192 101V103L191 104H189L188 103V105H190L189 107H191V105H193L194 106V104H197L198 105V103L199 102H202V101H204L203 102V104H205V105H203V104H199L198 105V107L199 106H202V107H197V105H195L198 109V111L200 110V108H202L200 111H199V113L200 112H205L206 113V110H207V108L205 107V109L206 110H204V106H208V102L210 101L211 103L210 104H213V102L214 101H216L217 100V103H215L217 106H218V104L219 103H221V104H223L222 102H225L223 105H219L218 107V110H219V112L221 113V114H223V118H222V115L217 111V106L215 107L216 108V112L218 113H216L215 114V110H213L214 109V107H213V105H212V107H211V105L208 107L209 108V110L210 109H212V113L211 112H209L208 111V113L210 114V115H212L213 113V115L215 116V121L213 120L214 118V116L212 115V117L211 118H208V119H206V121L208 120L209 122H211V121H213V122H215L214 123V125L217 123V120H218V122L220 121L219 120V118L221 119V121H220V123H217L218 125H216V126H214L213 125V123H211L212 125V127L208 124V123H206V124H200V121L202 120H204V119H201V115H203V114H198L197 113V111H196V107H195V109H194V111H193V107H191L190 109L189 108H187V110H185V108L186 107H183V106H185V104L183 105V101H185V100ZM210 99V100H209ZM212 99L214 100L213 102H212ZM223 99V100H222ZM225 99H226V101H225ZM259 99V100H258ZM8 100V101H7ZM16 100H17V102H16ZM20 100H22V104L20 103L21 101ZM42 100V101H41ZM49 100V101H48ZM58 100L61 102V103H59L58 102ZM71 100V101H70ZM88 100V101H87ZM116 100V101H115ZM177 100V101H176ZM190 100V101H189ZM221 100H222V102H221ZM231 100H232V104H233V101H234V103L235 102H237V103H239L240 105V107H239V109H237L236 110V112L234 113L236 116H234L235 117V119L236 118H238V119H234V117L233 118H231V119H229V121H228V119H224V115L226 114L225 112H227L226 110L228 109V108H230L231 109V107L233 106V105H230V103H231ZM25 101H27L26 103L27 104H29V105H26V103H25ZM28 101H30L29 103H28ZM34 101V104L32 103ZM40 101V102H39ZM69 101V102H68ZM78 103H77V102ZM92 101H93V103H92ZM105 101V102H104ZM168 101V102H167ZM185 101V102H186ZM228 101V102H227ZM253 101L255 102V101H258L259 103H258V105H257V103L255 102V104L253 103ZM20 103V105L22 106L23 104V106H22V108H21V110H18V109H20V108H18V107H21L20 105H18L19 103ZM36 102V103H35ZM48 102V103H47ZM57 102L59 103V106H60V110H58L57 109V112H55L56 110V107L58 106V104H57ZM76 102V103H75ZM89 102V103H88ZM91 102V103H90ZM111 102V103H112ZM168 104H167V103ZM173 102H174V104H173ZM176 102V103H175ZM184 102V103H185ZM187 102H186V105H187ZM193 102H195V103H193ZM198 102V103H197ZM219 102V103H218ZM227 102V103H226ZM230 102V103H229ZM253 103V104H251L250 105V103ZM16 103H17V105L18 106H16ZM51 105H50V104ZM54 103H56V104H54ZM73 103V104H72ZM99 103H100V106H98L99 105ZM110 103V104H111ZM119 103H120V105H119ZM137 103L139 104V105H137ZM148 103V104H147ZM149 103H151V104H149ZM172 103V108H173V105H174V108H177V110L179 109V107H177V106H181V107H183L184 108V110H182V109H180L181 111H177L176 109V113H174V114H172L173 112H175V111H173V109H171L172 110V112H171V110L169 111V108L171 107L170 106V104ZM182 103V104H181ZM245 103H246V105H245ZM252 107H254V108H252V110L251 109H248L247 108V106L248 107H250L248 104ZM46 104V105H45ZM53 104V105H52ZM61 104H63V105H65L66 104V106H61ZM71 104V105H70ZM81 104V105H80ZM92 104H94V105H92ZM115 104L113 105V104H111V105H113L114 107H115ZM154 106H153V105ZM156 104V105H155ZM225 104H226V106H225ZM2 105H3V108H2ZM34 105V106H33ZM56 107H55V106ZM69 105V106H68ZM85 105V106H84ZM166 105H169V108L166 106ZM187 105V106H188ZM243 105H245V106H243ZM261 105V104H260ZM27 107V112H26V108H23V107ZM45 106V107H44ZM58 106V107H59ZM72 106L74 107V108H76L77 107V109L79 110V109H85L86 110V112L84 111V113H85V115H86V113L87 114H91V112L90 111H92V109H94L93 110V112L94 111H96L95 109H98V108H100L101 107V111H99L100 113L103 111L102 109H105L104 111H106V113L103 111L102 113H103V115H104V113H105V115L107 116L108 114H109V112L111 111V112H113L114 114H116L117 116H119V117H121V118H123V120H121V118H120V120L119 119H117L118 121V123H120V121H122L124 124H123V126H124V128H122L123 126H122V123H120V125H115L114 126V128H113V125L114 124H116L117 122H112V120H109V119H113V120H116L115 119V117L113 118V116L111 117V115L109 116V119H107V120H109L110 122H112L111 124L109 123V121H107V120H105L106 118H104V119H102L101 117H100V115H102V113L100 114V113H98L97 111H96V115L95 116H98L99 114V117L102 119V120H100V118L99 117H95L93 114V116H89L90 118H88L87 119V115L85 116V115H83L84 113H83V111L82 112H80V111H78L77 109H73L72 108ZM90 106H93L94 108H92V107H90ZM97 106V108H95ZM118 106H116V107H118ZM128 106H131V107H128ZM151 106V107H150ZM176 106V107H175ZM215 106V105H214ZM230 106V107H229ZM255 106H257L258 108H256ZM30 107V108H29ZM33 107H35V108H37V109H34ZM42 107V108H41ZM49 107V108H48ZM52 107V108H51ZM57 107V108H58ZM61 107H62V109H61ZM69 107V108H68ZM79 107V108H78ZM149 107V108H148ZM153 107V108H152ZM157 107V108H156ZM164 107H166L168 110H166V108H164ZM180 107V108H181ZM223 107V108H222ZM241 107H243V110H245V109H247V111H245V113H244V116H243V114H242V116H239L238 114L240 113V110H241ZM246 107V108H245ZM250 107V108H251ZM112 108H113V110H112ZM125 108H127V110L129 111V112H131L130 114H126L128 111L125 109ZM131 108V109H130ZM152 108V109H151ZM156 108V109H155ZM245 108V109H244ZM256 108V109H255ZM261 108V109H260ZM28 109H30L29 111H28ZM41 109V110H40ZM50 111H49V110ZM114 109H116V110H118L119 112H121V114L119 115V113L117 114L116 112H118V111H114ZM121 109H124V110H126V113H122V112H125L124 110H122L121 111ZM146 109V110H145ZM149 109V110H148ZM190 111H189V110ZM226 109V110H225ZM258 109V110H257ZM23 110H25V111H23ZM32 110H36L35 112L34 111H32ZM43 110V111H42ZM45 110V111H44ZM53 110V112H51ZM89 110V111H88ZM110 110V111H109ZM143 110H145L144 112H143ZM156 110V112L155 113H152V112H154V111ZM165 110V111H164ZM204 110V111H203ZM223 110V111H222ZM241 111V112H244V111ZM3 111V112H2ZM20 113H18V112ZM31 111V112H30ZM46 111L49 113H46ZM59 111V112H58ZM72 111V112H71ZM74 111V112H73ZM109 111V112H108ZM143 113H142V112ZM167 111H169V115L170 116H167L166 114H165V112H167ZM182 111H184L183 113V115H187L188 114V112H186V111H189V112H191V113H193V116H192V114L190 115V116H192L193 118H192V120L194 119V118H196L197 120V122L199 123V126L201 127H206L205 125H209V127H208V125H207V128H208V130H210L211 129V131L212 130H215L216 128H217V126L219 127V124H220V126H221V124H223V123H225L224 125H223V127L221 126V128H223V129H221L220 131V133H219V131H218V134L215 136V134H216V130H219V128H217L215 131H212V135L210 134V132L211 131H205V130H207V128L206 129H204V131L206 132V134H204V133H202V131H203V129L201 128V132L199 131V132H197V130L200 128L199 126H198V123L195 121V123H197V125L196 126H191V125H193V124H195L194 122H193V124H191L192 122V120H191V118H190V116L188 117V115L190 114H188L187 115V117L188 118H190V120L191 121H189L188 122V124L191 126V127H189V128H187V127H185V126H183V127H185V129L187 128V130L186 131H188L187 132V134L186 135H183V136H185V137H187L186 138V141H185V138H182V134L184 133V130L182 131V130H180L181 132H182V134L180 133H177L182 139H184V141L185 142H179V140H180V137H178V135L177 134H174V135H177L176 137H173L172 135H173V129L169 126V125H171V126H174V125H176V124H178L177 123V121L178 120H183V117H185V116H179V114L180 113H178V112H181V114H182ZM193 111V112H192ZM211 111V110H210ZM249 111V112H248ZM260 111V112H259ZM2 112V113H1ZM23 112V114H26V115H28L27 117H28V119H27V117H26V115H23V114H21ZM25 112V113H24ZM30 112V113H29ZM44 112V113H43ZM77 112V113H76ZM78 112H80L81 113V115H79V117L80 116H82V119H80L77 115H78ZM89 112V113H88ZM128 112V113H129ZM147 112L149 113V114H147ZM151 112V113H150ZM186 112V113H185ZM198 114H196V113ZM246 112H248L247 114H246ZM32 113V114H31ZM43 113V114H42ZM54 113V114H53ZM60 113L62 114V117H61V115H60ZM66 115V116H64V114ZM73 113H75V114H73ZM79 113V114H80ZM98 113V114H97ZM108 113V114H107ZM139 113H140V115H139ZM171 113V114H170ZM236 113H238V114H236ZM9 114V115H8ZM15 114V115H14ZM30 114L32 115V116H30ZM36 114V115H35ZM44 114H46V115H44ZM56 114H59V115H56ZM71 114H72V116H71ZM113 114V115H114ZM124 116H123V115ZM136 114V115H135ZM137 114L139 115V117H137ZM164 114H165V116H164ZM220 114V115H219ZM261 116H263V117H261ZM263 114V115H262ZM18 115V116H17ZM21 115H22V117H21ZM38 115V116H37ZM50 115V116H49ZM103 115H102V117H103ZM115 115V116H116ZM126 115V116H125ZM148 117H147V116ZM150 115V116H149ZM155 115V116H154ZM175 115V116H174ZM206 115H208V114H204V116H206ZM217 115H219V116H221V117H219V116H217ZM240 115H241V113H240ZM5 116H6V118H5ZM20 116V117H19ZM25 116V117H24ZM58 116V118H56ZM85 116V117H84ZM130 116H131V118H130ZM136 116V117H135ZM195 116H200V118L198 117H195ZM204 116H202L203 118H204ZM209 116V115H208ZM246 116V117H245ZM248 116V117H247ZM261 118H260V117ZM17 117H19L20 119H23L22 120V122L25 120V118L28 120V122H27V120L24 122V126L25 127H28V123H29V121L32 123V124H30L29 125V129H31L32 128V126H33V131H31L30 130V132L31 133H26V132H29V131H26V130H24V129H26L25 127H23V129H21L20 127H21V125L23 124L22 122H21V120H18L17 119ZM32 117V118H31ZM48 117V118H47ZM51 117H52V119H51ZM67 117V118H66ZM74 119H73V118ZM76 117H78L77 119H76ZM86 118V119H84V118ZM111 117V118H110ZM118 117V118H119ZM127 117V118H126ZM135 117V119H136V122H141V121H145V119H147L145 122L147 123L148 122V124L150 123H152L151 125H148V124H145L146 126H147V128H144V127H146V126H144V123L145 122H141V123H143L142 124V126H139V127H141V129H139V127H138V125H136L135 123V119H134V121L133 120H131V122L132 123H134L135 124V126L130 122V119H133ZM142 117H146V118H144L143 120H141V118ZM187 117H185L186 119H184L183 121H187ZM210 117V116H209ZM216 117L218 118L217 120H216ZM240 117H244V118H240ZM38 118V119H37ZM51 120H50V119ZM61 118H62V120H61ZM72 118V119H71ZM92 118H93V120H95V118H99V120L100 121H105L104 122V124L101 122V125H104L105 127V129H106V125H107V122L109 123V125H112L113 123V125H112V127H110L109 125V127L110 128H112V129H108L107 128V130H109V132H110V130H112V131H115L114 133H115V135H113V134H111L112 133V131H111V133H110V135H112L111 136V138L113 139V141H111V139H108V137H109V135H108V131L107 130H105V131H107V134H101V132L100 131H102L103 132V130H102V128L103 127H101V125H98V126H100V129H99V127L98 126H96L97 124H100V122H99V120L98 119H96L95 120V124H96V122L98 121V123L94 126L93 125V120H92ZM130 118V119H129ZM138 118V119H137ZM140 118V119H139ZM174 118H175V120H176V122H174ZM177 118V119H176ZM179 118V119H178ZM206 118V117H205ZM254 118H256V119H254ZM258 118H260V119H258ZM3 119H4V121H3ZM15 119V120H14ZM17 119V120H16ZM34 119V120H33ZM35 119H36V121H35ZM46 119V120H45ZM55 119H57V120H55ZM153 119V120H152ZM156 119V120H155ZM172 121H171V120ZM199 119V120H198ZM210 119H212L211 121H210ZM223 119V120H222ZM235 120L234 121V126L232 125V126H230L231 125V123L233 122V120ZM5 120H8V121H5ZM13 120V121H12ZM32 120V121H31ZM40 120H41V122H40ZM43 120H44V122H43ZM49 120V121H48ZM69 120V121H68ZM73 120V121H72ZM74 120L75 121H77V120H80V122L78 123H75L74 122ZM82 120V121H81ZM92 120V121H91ZM137 120H139V121H137ZM169 120V121H168ZM195 120V119H194ZM193 120V121H194ZM231 120V121H230ZM238 120V121H237ZM249 120V122H247ZM252 120V121H251ZM257 120V121H256ZM3 121V122H2ZM10 121H12V122H10ZM16 121V123H13V122H15ZM17 121L18 122H21L22 124L21 125H19L18 123H17ZM35 121V122H34ZM49 123H48V122ZM56 123H58V121H59V125H61L62 123L61 122H63V121H66V122H64L63 123V125H61V126H59L57 123H56V125H58V129L55 131V130H53V131H55V132H59L58 130H61V131H63V132H65L64 130H68L69 128H67L68 127V125H69V127L71 128V129H69L70 130V133H69V131H67V132H65L66 134L67 133H69L68 134V137L67 138H69L70 140H69V142L71 141V139L73 138V140L71 141L72 143H73V141L75 140V144H76V146H78L79 144H77V142H79L80 144H81V142H83L81 145H79V147H76V146H74V143H73V145H72V143H71V145L70 144H68L67 143V141H65V135L60 131L59 133L60 134H57V133H55V135L57 136V137H54V138H57V139H59L58 137H60L61 136V138H60V140H64V141H62V143H61V141H58V140H55L54 139V142H56L57 141V143L55 144L54 142V144L52 143V140L50 139V138H48L47 139V136H48V134L50 133V129L51 128H53L54 127V125L53 124H55L54 122ZM70 121H71V123H72V126H71V123H70ZM88 121V123H90V121L92 122V125H93V127H95L94 129L92 128V126L89 128L88 127V125H91V124H88V123H85V122H87ZM125 121V122H124ZM128 121V122H127ZM154 121V122H153ZM205 121V120H204ZM222 121H225V122H222ZM6 122V123H5ZM53 124H52V123ZM158 124H157V123ZM173 122V123H172ZM226 122H227V126H226ZM7 123H9V124H7ZM10 123H11V125H10ZM27 124V126H26V124ZM35 123V124H34ZM61 123V124H60ZM65 123L67 124V125H65ZM74 123V124H73ZM80 123H84L83 124V126H82V124H80ZM117 123V124H118ZM126 123V124H125ZM176 123V124H175ZM181 123H182V121H181ZM1 124H3V127H2V125ZM7 126H6V125ZM13 124L15 125V127L14 128H20L19 129V131H20V133H21V131H22V137H24V135L23 134H33L34 132H36V133H34V134H36L35 135V137H34V134L30 137L32 140H33V142L35 141V140H37V138H39L40 139V137H38V134H40L41 132H42V134L41 135H39V136H44V133H45V129H49L50 128V125H53V127H51L47 132H49L48 134H47V132L45 133V134H47V136H44L45 138H43V136H42V141L45 139V141H43L44 143H52L54 146L55 145H59L58 144V142L60 143V145L62 146V148H64V145L66 146L65 148H66V150H61L60 152H57V151H59L60 150V147L58 146H55V148H56V150H55V148H54V150H55V153L54 152H51L52 153V155L54 154L55 156H52L51 155V153L50 154H47L46 152L48 151V149L50 148V146H49V148H48V145L46 144V146L44 147L45 149H46V147H47V149H46V152L44 151V152H42L41 153V149H43L44 150V148H41L40 146V142H41V139H40V142H38L39 141V139H38V141H35V145L34 146H36V144H37V146H38V150H37V152L35 151V149H37L36 147H34L33 146V144H32V147L31 148H35V149H33L34 151H35V153H36V155L37 156H32V154H33V150H31V151H33V152H29V149H27V148H29V146H31L30 144V142H28V141H30L31 139L29 138V139H27L30 135H26L25 136V138L27 139V140H24L22 137H19V133H16V132H18V129H17V131L15 130V129H13L12 127H13ZM20 126H18V125ZM39 124H41L40 126H38ZM76 124H79V126L80 127H82V128H80L78 125H77V127H76ZM86 124H87V126H86ZM129 124H131L132 125V128L133 129H130L131 128V125L129 126V128H127L128 127V125ZM252 124H253V126H252ZM36 125V126H35ZM55 125V129L57 128V126ZM74 125H75V127H74ZM228 125L231 127H228ZM251 125V126H250ZM12 126V127H11ZM45 127V128H43V131H42V128L41 127ZM138 127V129H137V127ZM151 127V128H153L151 131L149 130H147L148 129V127ZM169 128H168V127ZM198 126V128H196ZM255 126H257V127H255ZM35 127V128H34ZM63 128L64 130H62V129H60V128ZM81 129V130H79V131H82V133H80L79 131H78V129L79 128ZM87 127V128H86ZM96 127H98L97 129H96ZM117 127V128H116ZM118 127H120V128H118ZM145 129L144 130V132H148L147 134H149V132H150V134L149 135H147L146 133H142L143 132V128ZM150 127H149V129H150ZM192 127H195L197 130H195L194 128H192ZM211 127V128H210ZM233 127V128H232ZM252 127V128H251ZM255 127V128H254ZM260 127V128H261ZM11 128V129H10ZM28 128H27V130H28ZM75 128V129H74ZM86 128V129H85ZM93 129L94 130V132L92 131V130H90V129ZM126 128V129H125ZM166 128V129H165ZM215 128V129H214ZM225 128V129H224ZM12 129H13V131H12ZM73 129V130H72ZM77 129V130H76ZM98 131V134H100V135H102V138L104 137V135H107L106 137H104V138H106V140H108V142L109 141H111V142H109V145H110V143L112 144L111 146H105V145H107V143L106 144H104L103 142L104 141H99V137H97V132L95 133V131L96 130ZM99 129V130H98ZM122 131H121V130ZM127 129H129V131L131 132V130L133 131V133L134 132H136V134H133L132 132V136H130L131 134L128 132V130ZM137 129V130H136ZM156 129V130H155ZM259 129V128H258ZM10 130H11V132L13 133V132H15V133H13V135H14V137L16 136V137H18V138H20V139H17L16 137V139L18 140V143H16V139H15V143H12L11 141H13L12 139H10L12 136H11V132H10ZM15 130V131H14ZM41 130V131H40ZM74 131V132H76V133H73L72 131ZM76 130V131H75ZM123 130L125 131V132H123ZM147 130V131H146ZM193 130H195V132H197V133H202L201 135L203 136H199V134H198V136H197V133H193L194 131ZM200 130V129H199ZM39 131V132H38ZM52 131V130H51ZM77 131H78V133H80V134H78L77 135ZM118 131V132H117ZM137 131H139L138 133H137ZM142 131V132H141ZM190 131H191V133H193V134H196V137H201V138H197V140L199 141V147H198V145L195 143V141L194 140H196L195 139V135L194 136H192V135H190L191 133H190ZM193 131V132H192ZM248 131H250V130H248ZM248 131H246V133H247V136L248 135H250L249 133H248ZM257 131V130H256ZM255 131V132H256ZM6 132V133H5ZM24 132V133H23ZM33 132V133H32ZM88 132H92L91 134H93L94 133V135H91L94 139H97L98 141H99V143H95L93 140V138H91V137H82V136H85V135H88L89 133ZM100 132V133H99ZM120 132V133H119ZM122 132V133H121ZM152 132V133H151ZM155 132V133H154ZM171 132H173V133H171ZM213 132H215L214 134H213ZM7 133H9V134H7ZM38 133V134H37ZM53 133V132H52ZM83 133H85V135L83 134ZM86 133H88V134H86ZM106 133V132H105ZM127 133H129V137H128V134ZM154 133V134H153ZM190 133V134H189ZM246 133L244 132V133H242V134H244V136L246 135ZM61 134H63V135H61ZM73 135V134H75V135H77L76 136V138H75V135H73V137L72 136H70V135ZM138 134V135H137ZM139 134H140V136H141V134H142V136H143V134L145 135L146 134V136H144L142 139H140V137H139ZM156 134V135H155ZM185 134V133H184ZM192 137V138H194V139H192V140H190L191 139V137L189 136V135ZM241 134V136L243 137V138H245L243 135ZM7 135H9V136H7ZM50 135H51V133H50ZM49 135V136H50ZM54 135V136H55ZM59 135V136H58ZM83 138L82 140H84V138H86V139H88V140H86L85 139V141H82L81 140V142L79 141V138H81L80 136ZM96 135V136H95ZM204 135H211V137H207L206 139H204ZM5 136H6V138H5ZM20 136H21V134H20ZM37 136V137H36ZM113 136H121L120 138L118 137H114L113 138ZM133 136H135V138H134V140H137L136 142L137 143H135V142H133L132 141V137ZM136 136H138V137H136ZM141 136V137H142ZM150 136H152V137H154L153 139H152V137H150L151 139H149V140H147V141H149L148 142V144L150 145H152V146H148V147H150L149 149L153 152V150L155 151L154 152V154H152L151 153V151L148 149L147 151V154H146V152L144 153V156H142L143 157V162L145 161V163L147 162L146 160H148L149 162H147V164L148 163H150V159L152 158V157H148L149 159H144V158H147V156H149L150 155V153H151V155L150 156H155L156 158L154 159V162H152V163H156L157 162V160H158V162L156 163V164H158L155 168H154V164H151V165H153L152 167H153V169L152 170H154V171H151V172H153V176H152V173H150V169L152 168L151 167V165L150 164H148V165H146L145 163V165L146 166H148L149 167V169H147L148 167H146V166H144V164H143V162H139V163H141V165L138 163V161L140 160V159H142L141 157H138V156H141V155H143L142 154V152L140 151V149H141V145L144 143H146L147 141L144 139V138H146V139H148ZM170 136V137H169ZM240 136V135H239ZM240 136V139L242 138ZM10 137V138H9ZM32 137H34L35 138V140L32 138ZM52 138H53V136H51ZM62 137H64V139L62 138ZM70 137H72V138H70ZM96 137V138H95ZM123 137V138H122ZM124 137H127V138H129V139H131V140H128L127 138H124ZM131 137V138H130ZM148 137V138H147ZM156 137V138H155ZM158 137V138H157ZM206 137V136H205ZM212 137H215V139L214 138H212ZM77 138H78V141H77ZM93 139V140H91V139ZM101 138V139H102ZM103 138V140H105ZM176 138V140H178L177 142L179 143L178 144V146L176 147V140H172V139H175ZM217 138V139H216ZM21 139H23V141L21 140ZM46 139L48 140V141H50L51 140V142H48V141H46ZM50 139V140H49ZM90 139V140H89ZM126 139V140H125ZM140 139V142H142V144L139 146V140ZM156 139V140H155ZM187 139H189L190 141H192V142H190L189 140L187 141ZM201 139V140H200ZM206 141V143H205V141ZM213 139H214V141H213ZM10 140V141H9ZM19 140H20V142H19ZM68 140V139H67ZM116 140V141H117ZM144 140H145V142H144ZM167 140V141H166ZM212 140V142H210ZM226 140V141H225ZM88 141H91V142H88ZM130 141L131 142H133V143H130ZM150 141H152L153 142V144L152 143H150ZM155 141H157L156 142V145L154 146V144H155ZM181 141V140H180ZM198 141H196L197 143H198ZM216 141V142H215ZM7 142H11V144L13 145H17V147H19V145H20V147L19 148H17V149H20V153H19V150L17 151V153H19V155H17V153H13V152H15L16 150V148H12V145L11 144H8ZM14 142V141H13ZM21 142H25L22 146H24L23 147V149H27L28 151H26L25 153H22V147H21ZM27 142V143H26ZM32 142V143H33ZM37 142V143H36ZM43 142H42V144H43ZM63 142H65V143H67V144H65V143H63ZM100 142H102L101 144L103 145H101L100 144ZM118 142L116 143L117 145H118ZM127 142V143H126ZM174 142V143H173ZM188 142H190L191 144L190 145H192L193 146V143L195 144V145H197V146H193V147H191V150L194 148V147H196L195 149H193V150H195V151H190L189 150V148H190V145H189V143ZM203 142V143H202ZM207 142H209V143H207ZM215 142V143H214ZM38 143H40V144H38ZM88 143L90 144V145H88ZM93 143V144H92ZM94 143H95V146H93L94 145ZM114 143V142H113ZM180 143H182V144H180ZM185 143H188V144H186V146H188L189 145V147L187 148L188 149V151L190 152H188L187 151V149L185 148ZM202 143V145H204V146H202V148H201V144ZM205 143V144H204ZM212 143V144H211ZM19 144V145H18ZM28 145V147H27V145ZM63 144V145H62ZM91 144H92V146H91ZM115 143H114V145H116ZM133 145L132 146V148L134 147V146H136V144H138L137 145V147L138 148H134L133 150H134V153L133 152H131V151H133V150H131L132 148H131V146L130 145ZM142 145V147H143V150L142 151H145V149H147V145L148 144H146V145ZM166 144V145H165ZM173 144V145H172ZM174 144H176V145H174ZM209 144V145H208ZM2 145V146H1ZM13 145V147H15ZM25 145H26V147L27 148H25ZM51 145V144H50ZM51 146L52 148L54 147V146ZM128 147H127V146ZM170 145V147H168ZM217 147H216V146ZM261 147H260V146ZM89 146H91V147H89ZM126 146V148L128 149H126V148H124ZM146 146V147H145ZM154 146V147H153ZM175 148H174V147ZM40 147V148H39ZM42 147H43V145H42ZM69 147H70V149L71 150H69ZM74 147H76L75 149H74ZM116 147V146H115ZM151 147H153V148H151ZM166 147H168V149L166 148ZM182 147H184L182 150H181V148ZM203 147H205V148H203ZM212 147V148H211ZM221 147V148H220ZM61 148V149H62ZM95 148H97V147H95ZM121 148H124V150L123 149H121ZM131 148V149H130ZM145 148V149H144ZM164 148V149H163ZM170 148V149H169ZM172 148V149H171ZM174 148V149H173ZM177 148V149H176ZM216 148V149H215ZM5 149V150H4ZM59 149V150H58ZM74 149V150H73ZM116 149H117V151L119 152V153H121L120 155L122 156V157H120V156H118V154L119 153H117V152H115L116 151ZM136 149H138L139 150V152H137V153H141V155L140 154H137V153H135L136 152ZM153 149V150H152ZM198 149H203V150H201V152L200 151H198ZM218 149L220 150V151H218ZM11 150H13L12 151V153L10 152ZM98 149H96V151H97ZM114 152H113V151ZM122 150V151H121ZM130 150V151H129ZM137 150V151H138ZM169 150L170 151V153L169 152H167V151ZM172 150L174 151V153L173 154H176V155H174L173 157H177L178 156V154H179V156H178V158H176V160H179V161H181L182 160V162H178V161H175V160H173V159H175V158H172V157H169V156H171V154H172ZM179 150V152H178V154H177V151ZM185 150V152H186V154H187V152H188V154L186 155V158H184V159H187V158H191V156L193 155V153L195 154V156H193L191 159V162L190 161H188L187 162V160H190V159H187V160H183V159H181V157L183 156V155H181V154H184L185 152H183ZM62 151H65L64 153H62ZM70 151V152H69ZM95 151V150H94ZM149 151H150V153H149ZM156 151H158L157 152V155L155 154L156 153ZM182 151V152H181ZM198 153H197V152ZM211 151V152H210ZM216 153H214V152ZM222 151H224V149L222 150ZM252 151V152H251ZM259 151V150H258ZM30 153L29 155H28V153ZM48 152H50V151H48ZM126 152V153H125ZM130 152V153H129ZM176 152V153H175ZM193 152V153H192ZM210 152V153H209ZM23 154V156H28V157H30L32 160H29V158H28V160L26 161V159H23V158H21V160H24V163H25V168H26V170H25V168H24V164L21 162V164H20V159H18V158H20L19 156H20V154ZM27 153V154H26ZM35 153H34V155H35ZM47 154V156L48 155H50L49 157H45V155ZM58 153V154H57ZM59 153H62V154H60L59 155ZM133 153V154H132ZM166 153H168L169 155H167ZM191 153H192V155H191ZM196 153H197V155H196ZM212 153V154H211ZM259 153H261L262 154V156L259 154ZM21 154V155H22ZM24 154H26V155H24ZM57 154V155H56ZM93 154H89L90 156H92ZM117 154V155H116ZM126 154V155H125ZM130 154V155H129ZM134 154H137V155H135V156H137V157H135L134 156ZM189 154H190V156H189ZM208 154V155H207ZM215 154V155H214ZM242 154H244V156L242 155ZM2 155V156H1ZM101 155V156H100ZM103 155L105 156V157H103ZM134 156V159H131V157L133 158V156ZM166 155V156H165ZM254 155H257L258 156V158H259V160L257 159V157L256 156H254ZM260 155V156H259ZM40 156V155H39ZM57 156V157H56ZM117 156L119 157V160H118V158H117ZM128 156V158H126ZM154 156H153V158H154ZM168 156V157H167ZM189 156V157H188ZM205 156V157H204ZM207 156H210V157H207ZM213 156H215L214 158L215 159H213ZM219 156V155H218ZM246 156V157H245ZM252 156H253V159H252ZM7 157V158H6ZM15 157V158H14ZM55 157V158H54ZM64 157V159L66 160V158ZM70 157H74L73 158V160L72 159H70ZM93 157V156H92ZM91 157V158H92ZM244 157V158H243ZM247 157H250L251 158V160L250 159H246ZM18 159V161L17 160H15V159ZM25 158V157H24ZM34 158V159H33ZM51 158V159H50ZM103 158H106L105 159V161L106 162H104V160H103ZM117 158V159H116ZM120 158H124V159H126V161H127V159H129L128 161H129V163H128V161L126 162V161H124V159H121L120 160ZM137 158V159H136ZM183 158V157H182ZM203 158V159H202ZM241 158H243V159H241ZM256 158V159H255ZM55 159V160H54ZM86 159H88V161L87 162H89V164L87 163V165H88V168L86 169V164H85V161H86ZM93 159V158H92ZM167 159V160H166ZM169 159V160H168ZM172 159V160H171ZM181 159V160H180ZM204 159H208L207 161H205ZM209 159H211V160H209ZM237 159V160H236ZM249 162V161H251V162H249V164H248V162H245L246 160ZM264 159V158H263ZM263 159L262 160H260V162L261 163H264V161H263ZM12 160H15L16 162V164L17 165H15V164H13L12 165V167H10L11 166V164L14 162V161H12ZM124 161V162H126V163H124V164H122L123 162H121V161ZM134 160V161H133ZM136 160H137V164L136 163H134V162H136ZM243 160H245V161H243ZM11 161H12V163H11ZM26 161V162H25ZM55 161V162H56ZM101 161L102 162H104L103 164L101 163ZM118 161L120 162L119 164H121L122 166H121V168L122 169H119V165H118ZM132 162V165L134 164V167L136 168V167H138V166H142V167H140L141 169H143V168H146L148 171H149V174L147 173V175L148 176H151L150 177V179H148V177L146 178V180L145 181H149V182H146L147 183V185H149L148 183H150V182H152L153 184H155L156 183V181H158L157 183L159 184V185H156V186H158L157 188H154V190L155 189H157V191H158V193H157V191L155 192L153 189H151L153 186H150L149 185V187H151L150 188V190H153V192H150V190L148 189H145V188H149L147 185H144L143 186V183L144 184H146L145 183V181H144V179L145 178H143L144 177V175H145V173L147 172H145L144 170H146V169H143V171L144 172H141L142 174H144V175H139V173H140V168H136V171H133V174L131 173L132 172V170L133 169H135V168H131L132 170H131V172L129 171L130 169V166H128V164H130L131 162ZM141 161V160H140ZM152 161H153V159H152ZM166 161V162H165ZM168 161V162H167ZM171 161V162H170ZM201 163H200V162ZM204 163H206V166L204 165V167H198L199 165L201 166L202 164H204ZM208 161H212V162H208ZM241 161H243V162H241ZM255 161V162H254ZM263 161V162H262ZM7 162H10L9 164L7 163ZM17 162H19V163H17ZM44 162H47L46 164L44 163ZM55 162H53L52 163V160L50 161V165H51V163H52V165H53V168H56V167H54V164H56ZM67 162V161H66ZM111 162V161H110ZM175 162V163H174ZM176 162H178L179 164L177 165V163ZM5 163H7L6 165H5ZM27 163V164H26ZM91 163V164H92ZM98 163L96 162V166L98 165ZM188 163H189V165H188ZM191 163V164H190ZM192 163H194V164H192ZM195 163H196V166L197 167H195V166H191V165H195ZM209 163V165H208V167H207V164ZM71 164V163H70ZM102 164V165H101ZM126 164H127V166L129 167V168H126ZM171 164V165H170ZM184 164V165H183ZM199 164V165H198ZM3 165H5V166H3ZM9 165V166H8ZM18 165H21L20 166V168H19V166ZM30 165V164H29ZM59 165H60V167H59ZM99 165L97 166V167H99ZM124 165V166H123ZM131 165V166H132ZM137 165V166H136ZM166 165V166H165ZM170 165V166H169ZM191 166V167H188V166ZM243 165V164H242ZM9 168V170H10V168L14 171V172H16L18 175H19V177H18V175L17 174H15V173H13V171H9L8 170V168ZM13 166H15V167H13ZM16 166H18V167H16ZM23 166V167H22ZM26 166H28V167H26ZM47 166L49 167L48 169H47V167L46 168H44V169H47V170H49L50 171V167L51 166H49L48 164H47ZM56 166V165H55ZM105 168H104V167ZM113 166H115V167H113ZM144 166V167H143ZM169 166V167H168ZM174 166V167H173ZM188 168L187 170H185L186 169V167ZM203 166V165H202ZM133 167V166H132ZM151 167V168H150ZM168 167V168H167ZM195 167V168H194ZM207 168V170H205L206 168ZM211 167V166H210ZM218 167V166H217ZM234 167V166H233ZM232 167V168H233ZM247 167H249L248 168V171L246 172L245 170H247ZM261 167H264V166H261ZM0 168V169H1ZM14 168H16V169H14ZM22 168H24L23 169V171L22 170H19V169H22ZM28 168V169H27ZM85 168V169H84ZM92 168V169H93ZM102 168H104L103 170H106V171H110L109 173V175L107 174V176H106V174L104 173V175L106 176V177H108V178H106L104 175H100V174H102ZM113 168H114V170H113ZM119 169L120 171L121 170H123V171H121L122 172V174L124 175V174H126V175H124V177H128V179H124V180H122V176L123 175H121V173L119 172V170H116V169ZM198 170H197V169ZM199 168H201V169H199ZM205 168V169H204ZM212 168L214 169V167L212 166ZM40 170V172L38 171L37 172V170ZM73 169V170H74ZM93 169V170H94ZM98 169V170H97ZM111 169V170H110ZM124 169H125V171H124ZM129 169V170H128ZM160 170V171H158V170ZM170 169V170H169ZM190 169V170H189ZM191 169H192V171H194L195 169L197 170H195L194 172H192L191 171ZM213 169H211V168H209V171L211 170V171H214ZM219 169V168H218ZM27 170H31L30 171V173L29 174H26V173H28L27 172ZM51 170L53 171V169H52V167H51ZM57 170V169H56ZM138 170H140L139 172H138ZM157 170V172H155ZM169 170V171H168ZM183 170V171H182ZM202 170H205V171H203L202 173H204L205 172V174H207V177L205 176V174H201L200 172ZM242 170H244V172L242 171ZM263 170V171H262ZM18 171H20L19 173H18ZM79 172V174H77L76 175V173L77 172ZM81 171V172H80ZM114 171H116V172H118L119 174H120V176H119V174H118V176L120 177V179L118 178V177H115L116 179H114L113 177V179L111 178V176H113L115 173H114ZM185 171V172H184ZM190 171H191V174H190ZM198 171H199V173H200V175H202L203 176V178H202V176H200L199 174H198ZM249 171V172H250ZM134 172H135V174L136 173H138L137 175L139 176H137V175H135L134 174ZM171 172V173H170ZM248 172V174L250 175V173ZM81 173H84L83 174V176H82V174ZM129 173H131V174H129ZM158 174V176H157V174ZM166 173H168V174H166ZM188 173V174H187ZM196 173H197V175L200 177V179L202 178V180H204V181H200V180H197L196 181V178L197 179H199V177H197L196 176ZM236 173H237V175H236ZM246 173V174H245ZM261 173V174H260ZM36 174V175H35ZM53 174V175H52ZM64 176H63V175ZM72 174V175H71ZM92 174H94L93 175V177L94 178H96L95 180H96V182L95 183H97L96 185L97 186H95V183H94V180H92V179H94L93 177H91V175ZM128 174V175H127ZM158 177H156L155 175ZM172 174V175H171ZM173 174H174V176H173ZM180 174H181V176H180ZM190 174V175H189ZM195 174V175H194ZM222 174V175H221ZM227 173H226V171H225V174L224 175H226ZM238 174H240V175H238ZM261 175V177H260V175ZM24 177H23V176ZM67 177H66V176ZM133 175V176H132ZM134 175H135V178H134ZM168 175V176H167ZM189 175V176H188ZM215 175H217V176H215ZM255 175H257V176H255ZM53 176V177H52ZM58 176H59V178H58ZM61 176V177H60ZM106 178H104V177ZM115 176V175H114ZM117 176V175H116ZM136 176L139 178V180L137 179V181H140L141 179L140 178H143L142 179V183H141V181L138 183L136 180L134 181V180H131L130 182H128V181H126V180H130V179H136ZM140 176H143V177H140ZM146 176V175H145ZM155 176V177H154ZM171 176V177H170ZM193 176V177H192ZM196 178H195V177ZM232 176V177H233ZM236 176H238V177H236ZM41 179H40V178ZM69 177H71L74 181H72V180H70L69 179ZM83 177V178H82ZM84 177H86L85 179H84ZM99 177H101L100 179H97V178H99ZM123 177V178H124ZM131 177V178H130ZM153 177V178H152ZM171 178L172 179V177L175 179L176 178V180H174V179H172V181L173 182H175L176 184H174L172 181H171V179L169 180V178ZM180 177V178H179ZM189 177V178H188ZM209 177V178H208ZM218 179H217V178ZM255 179H254V178ZM36 178V177H35ZM53 178V179H52ZM65 179V181L68 179V181L69 182H67L66 181V183L67 184H72V185H67V184H65L64 183V180H62V183H60L61 182V180H59V179ZM102 178H103V180L104 181H102ZM111 178V179H110ZM151 178L153 179V180H151ZM167 178V179H166ZM178 178V179H177ZM186 178V179H185ZM192 178H195L194 180H195V182H196V185H197V182H199V183H203V186H201L202 185V183L201 184H199L198 183V187L195 185V184H193L192 185V183L191 182H193L194 183V180L192 179ZM226 178V179H225ZM230 178V179H229ZM236 178H237V181H236ZM260 178V179H259ZM34 179V178H33ZM108 179V180H107ZM148 179V180H147ZM154 179H156V181H154ZM183 179V180H182ZM205 179H207V180H205ZM209 179V180H208ZM228 179H229V181L231 182H229L228 181ZM235 180V184L234 183H232V180ZM262 179V180H261ZM36 180V179H35ZM41 180V181H40ZM47 180V181H46ZM50 180H52V182H55V181H58L59 180V182H56V184H59V185H62V186H60V187H57V188H55L54 189V185H55V187L57 186L56 184H52V182H50ZM54 180V181H53ZM82 182H81V181ZM85 180V181H84ZM109 180H111V181H109ZM114 180H116V182L114 181ZM151 180V181H150ZM169 180V181H168ZM180 180V181H179ZM184 182V184H182L183 185V187L181 186V183H183L182 181ZM192 180V181H191ZM212 180V181H211ZM216 180H217V182H218V184L217 185H215V182H216ZM256 180L257 181H259V182H256ZM260 180H261V182H260ZM75 181H78V185L75 183ZM79 181H80V183H79ZM84 181V182H83ZM92 181H93V185L91 184L92 183ZM112 181H114V183L112 182ZM120 181H124V183H126V182H128L129 184H130V186L132 187V184H133V182H134V184L135 183H138V187H137V184H136V188L137 189H135V188H130L129 187V185H128V183H126L127 185H123V184H121V182ZM170 181H171V183H170ZM43 182V183H42ZM72 182H74L76 185V187H74V184L72 183ZM99 182H100V185H99ZM101 182H103V184L101 183ZM112 183V184H110V183ZM120 182V184H121V186L123 187V186H125V188H124V194L123 193H121L122 191H121V188L119 189V188H117L116 186H118V183ZM178 182V183H177ZM181 182V183H180ZM187 182L189 183L188 185H187ZM210 182V183H209ZM214 182V183H213ZM223 182V183H222ZM37 183V184H36ZM85 183V184H84ZM105 183L107 184V185H109L108 187H106L107 188V191L106 190H104L103 188H105L104 186H106L105 185ZM156 183V184H157ZM212 183V184H211ZM255 183V184H254ZM259 183V184H258ZM47 186H46V185ZM52 184V185H51ZM79 184H81L82 185V188L85 186V188H83L84 190H82V188L80 187V185ZM114 184H116V185H114ZM119 184V185H120ZM133 184V186L135 187V185ZM141 184V185H140ZM168 184V185H167ZM172 184V185H171ZM177 184H178V186H177ZM186 184V185H185ZM204 184H206V185H204ZM210 184V185H209ZM222 186H221V185ZM234 185V187H232L233 185ZM252 184H254L253 185V187H252ZM39 185V186H38ZM51 186V187H49V186ZM58 185V186H59ZM64 185L66 186V187H68L67 189H65V187H64ZM103 185V186H102ZM112 185H114L115 186V188L117 189V190H114L113 192L114 193H112V190H110V187L112 186ZM174 185V186H173ZM187 186L188 188L186 189L185 188V186ZM195 185V186H194ZM199 185H200V188L202 187V188H204V190L202 189H199ZM208 185L210 186L209 188H208ZM211 185H215L214 187L212 186L211 187ZM237 185V186H236ZM78 186V187H77ZM88 186H90V188L88 187ZM92 186H95L96 188H93ZM114 186H112L113 187V189H115L114 188ZM129 187L128 189L130 190L128 193H127V191H126V188L127 187ZM143 186V189H141L140 187H142ZM155 186V187H156ZM171 186V187H170ZM217 186V187H216ZM224 186V187H223ZM227 186V187H226ZM258 186V188H256V187ZM261 186V187H260ZM263 186V187H262ZM40 187V188H39ZM48 189H47V188ZM52 187H53V191H58V190H63V192H53L52 191ZM72 187H74V188H72ZM87 187V188H86ZM95 190V189H97L98 188V191H96V192H98V193H95V191L93 192V191H91L92 190V188ZM169 187V188H168ZM173 187V188H172ZM181 187V188H180ZM189 187H190V192H188L187 190L189 189ZM194 187H196L197 188V192L195 191L196 190V188H194ZM215 187H216V189H215ZM230 187H231V189H230ZM237 187H239V188H237ZM43 188H44V190H43ZM59 188V189H58ZM62 188V189H61ZM70 188V190H71V194L72 195H74L73 196V198H72V196L71 197H68L69 199H67V195H68V193L67 192H69V189ZM79 188V189H78ZM101 188V189H100ZM222 188H224V189H221ZM42 189V190H41ZM56 189H58V190H56ZM72 189H75L74 190V192L72 191ZM76 189L79 191L80 190V192H78V191H76ZM109 189V190H108ZM112 189V188H111ZM123 189V188H122ZM131 189L132 190H135V195H137V196H135L134 195V191H132L131 192ZM139 189V190H138ZM168 189H169V191H168ZM173 189V190H172ZM178 189H179V192H178ZM195 189V190H194ZM198 189H199V191H198ZM207 189V190H206ZM208 189H210V190H208ZM230 189V190H229ZM232 189H235V190H232ZM254 189H255V191H254ZM260 189H262V190H260ZM29 190V191H28ZM46 190V192H42V191H45ZM52 192H51V191ZM66 190V191H65ZM86 190V191H85ZM91 191V193L93 192V193H95L94 195H92L91 193H89V192H87V191ZM101 190H102V192L103 193H106V192H108L109 191V193H110V195L109 194H107L108 196H109V198H107L108 196L105 194V198H102L101 199V194L102 193H100L101 192ZM136 190H138L139 192H140V194L139 193H137L138 191H136ZM141 190V191H140ZM143 190V191H142ZM146 190L147 191H149V192H146ZM177 190V191H176ZM192 190H194L193 192H192ZM201 190V191H200ZM218 190V192H216ZM245 190V191H244ZM258 190V191H257ZM33 191V192H32ZM35 191V192H34ZM116 191V192H115ZM118 191V192H117ZM126 191V192H125ZM173 192V194L171 193V192ZM211 191V192H210ZM231 191V192H230ZM241 191H243V192H241ZM251 191V192H250ZM257 191V192H256ZM41 192V193H40ZM51 192V193H50ZM64 192H66V194H64ZM73 192V193H72ZM76 192H78V193H76ZM202 192H204V195H202L203 193ZM225 192V194L227 193V192H229L228 193V195H225V194H223ZM233 192V193H232ZM238 192H240V193H238ZM244 192H245V194H244ZM253 192V193H252ZM259 192V193H258ZM24 193V194H25ZM42 193H44V194H46L44 197H43V195H42ZM49 193V194H48ZM52 193H54V195H52ZM58 193V194H57ZM61 193H63V194H61ZM85 193V194H84ZM89 193V194H88ZM122 194V195H120V194ZM127 195H126V194ZM133 193V195L131 196V194ZM151 194V195H149V196H146L147 194ZM154 193V194H153ZM157 193V194H156ZM176 193V194H175ZM183 193V194H182ZM189 193V194H188ZM200 195H198V194ZM202 193V194H201ZM212 193V194H211ZM214 193V194H213ZM218 193V194H217ZM232 193V194H231ZM261 193V194H260ZM42 196H41V195ZM57 194V195H56ZM76 194V195H75ZM100 194V195H99ZM112 194V195H111ZM116 194V196H114ZM120 195L119 197H118V195ZM180 194V195H179ZM194 194H197V196L196 195H194ZM251 194L254 196H252L251 197ZM30 195H32V196H30ZM35 195H37V196H35ZM62 195H64V196H66V198H64V196H62ZM70 195V194H69ZM68 195V196H69ZM82 195H84V196H82ZM88 195V196H87ZM100 196L99 198H100V200H99V198H96V196ZM103 195V194H102ZM138 195H140V197L142 198H139V196ZM142 195H144V196H146L147 197V201H146V198H144V196H142ZM179 197H178V196ZM186 195V196H185ZM202 195V196H201ZM207 195V196H206ZM211 195V196H210ZM213 195V196H212ZM225 197H224V196ZM234 195V196H233ZM35 196V197H34ZM86 196V197H85ZM93 196V197H92ZM94 196H95V198L96 199H94V200H92L93 198H94ZM104 196V195H103ZM123 196V197H122ZM131 196V197H130ZM151 196V197H150ZM173 196V197H172ZM176 196V197H175ZM180 196H182L181 198H180ZM210 198H209V197ZM216 196V197H215ZM245 196H247V197H245ZM37 197V198H36ZM39 197V198H38ZM47 197V198H46ZM50 197V198H49ZM114 198V202H112L113 201V198ZM121 197V199H119ZM124 197H125V199H124ZM133 197H135V199L133 198ZM191 197V198H190ZM224 197V198H223ZM235 197V198H234ZM21 198H23V200L25 201H23V202H21ZM27 198V199H26ZM30 198H31V200H30ZM49 198V199H48ZM72 198V199H71ZM78 198V199H77ZM88 198V199H87ZM91 198V199H90ZM123 198V199H122ZM127 198V199H126ZM130 198H132V199H130ZM150 198V199H149ZM153 199V201H152V199ZM183 198H187L186 200L185 199H183ZM197 198V199H196ZM198 198L201 200H198ZM213 198V199H212ZM217 200H215V199ZM228 198V199H227ZM241 198V199H240ZM244 200H243V199ZM246 198V199H245ZM261 198V199H260ZM44 199V200H43ZM46 199H48V200H46ZM63 199H65V200H63ZM77 199V200H76ZM80 199V200H79ZM106 199V201H104ZM112 200V201H110V200ZM116 199V200H115ZM119 199V200H118ZM140 199H141V201H140ZM144 199V201H142ZM149 199V200H148ZM203 199V200H202ZM209 201H208V200ZM219 199V200H218ZM233 199H235V200H233ZM239 200V202H238V200ZM248 199H249V201H248ZM251 199V200H250ZM258 199V200H257ZM29 200V201H28ZM35 200V201H34ZM85 200H86V202H85ZM89 200V201H88ZM109 200V201H108ZM118 200V201H117ZM121 200V201H120ZM124 200V201H123ZM137 200V201H136ZM175 200H177L176 202H175ZM181 200H183V201H181ZM188 200V201H187ZM190 200V201H189ZM207 200V201H206ZM226 200V201H225ZM34 202V204H33V202ZM54 201V202H53ZM68 201V202H67ZM70 201V202H69ZM78 201V202H77ZM91 201V202H90ZM116 201H117V203H116ZM135 201V202H134ZM152 201V202H151ZM178 201H179V205H178ZM196 201V202H195ZM206 201V202H205ZM214 201H216V202H214ZM3 202V203H2ZM27 202V203H26ZM41 202V203H40ZM53 202V203H52ZM59 202V203H58ZM80 202V203H79ZM95 202V203H94ZM102 202V203H101ZM123 202V203H122ZM126 202V203H125ZM127 202H128V204H127ZM143 202H145V203H143ZM151 202V203H150ZM185 202V203H184ZM198 202H200V203H198ZM203 202H205V203H203ZM208 202V203H207ZM209 202H211V204L209 203ZM223 202V203H222ZM246 202V203H245ZM250 202V203H249ZM261 202V203H260ZM2 203V204H1ZM17 203V204H16ZM22 203H23V205H22ZM51 203V204H50ZM93 203V204H92ZM113 203V204H112ZM125 203V204H124ZM131 203H132V205H131ZM134 203V204H133ZM174 203V204H173ZM191 203V204H190ZM218 203V204H217ZM222 203V204H221ZM225 203V204H224ZM237 203V204H236ZM243 203V204H242ZM258 203V204H257ZM7 204V205H6ZM53 204V205H52ZM55 204V205H54ZM67 204V205H66ZM72 204V205H71ZM82 204V205H81ZM111 204V205H110ZM114 204H115V206H114ZM120 204H122V205H120ZM135 204H137V205H135ZM143 204H145V205H143ZM155 204V205H154ZM183 204V205H182ZM231 204V205H230ZM239 204V205H238ZM6 206V207H3V206ZM25 205V206H24ZM29 205V206H28ZM34 205V206H33ZM58 205V206H57ZM62 205V206H61ZM86 205V206H85ZM92 205H94L93 206V208H92ZM109 205V206H108ZM119 205V206H118ZM125 205V206H124ZM131 205V206H130ZM147 205H149L148 207H147ZM152 205V206H151ZM154 205V206H153ZM177 205V206H176ZM186 205V206H185ZM205 205V206H204ZM24 206V207H23ZM38 206V207H37ZM77 206V207H76ZM83 206H84V208H83ZM90 206V207H89ZM142 206V207H141ZM168 206V207H167ZM173 206V207H172ZM190 206V208H188ZM193 206V207H192ZM204 206V207H203ZM240 206H241V208H240ZM247 206V207H246ZM250 206V207H249ZM257 206V207H256ZM19 207V208H18ZM30 207V208H29ZM35 207V208H34ZM43 207V208H42ZM85 207H87V208H85ZM115 207V208H114ZM134 207V208H133ZM143 207H144V209H143ZM146 207L148 208V209H146ZM150 207V208H149ZM152 207V208H151ZM196 207V208H195ZM204 209H203V208ZM206 207V208H205ZM216 207V208H215ZM234 207V208H233ZM236 207V208H235ZM6 208V209H5ZM26 208H28V209H26ZM37 208V209H36ZM51 208V209H50ZM90 208V209H89ZM100 208V209H99ZM112 208V209H111ZM121 208L122 209H124V210H121ZM125 208H126V210H125ZM139 208V209H138ZM141 208V209H140ZM154 208V209H153ZM173 208V209H172ZM181 209V210H179V209ZM200 208V209H199ZM208 208V209H207ZM244 208V209H243ZM4 209V210H3ZM30 209H32V210H30ZM39 209V210H38ZM60 209V210H59ZM62 209V210H61ZM84 209V210H83ZM97 209V210H96ZM111 209V210H110ZM115 209V210H114ZM127 209H128V211H127ZM149 209H150V211H149ZM151 209H152V212H151ZM170 210V211H168V210ZM172 209V210H171ZM177 209V210H176ZM227 209V210H226ZM243 209V210H242ZM70 210V211H69ZM82 210V211H81ZM93 212H92V211ZM132 210V211H131ZM138 210V211H137ZM148 210V211H147ZM197 210V211H196ZM217 210V211H216ZM223 210H225V211H223ZM241 210V211H240ZM251 210L253 211V212H251ZM262 210V211H261ZM17 211V212H16ZM40 211V212H39ZM80 211V212H79ZM85 211V212H84ZM90 211V212H89ZM98 211H99V213L100 214H98ZM108 213H107V212ZM131 211V212H130ZM134 211V212H133ZM136 211H137V213H136ZM140 211V212H139ZM144 212L143 214L141 213V212ZM168 211V212H167ZM211 212V214H209L210 212ZM219 211V212H218ZM233 211V212H232ZM238 211V212H237ZM248 211V212H247ZM16 212V213H15ZM34 212V213H33ZM73 212H74V214H73ZM82 212V213H81ZM89 212V213H88ZM117 214H116V213ZM121 212V213H120ZM171 212V213H170ZM174 212V213H173ZM221 212V213H220ZM243 212V213H242ZM9 213V214H8ZM32 213L34 214V216L32 215ZM35 213H36V215H35ZM41 213V214H40ZM47 213H48V215H47ZM68 213V214H67ZM87 213V214H86ZM91 213V214H90ZM105 213V214H104ZM125 213H126V215H125ZM130 213V214H129ZM139 213H141V214H139ZM173 213V214H172ZM190 213V214H189ZM197 213V214H196ZM207 213L209 214V215H207ZM214 213V214H213ZM229 213H230V215H229ZM232 213H233V215H232ZM257 213V214H256ZM261 213V214H260ZM2 214V215H1ZM6 214V215H5ZM18 214V215H17ZM78 214V215H77ZM81 214V215H80ZM93 214V215H92ZM110 214V215H109ZM120 216H119V215ZM173 216H172V215ZM225 214V215H224ZM227 214V215H226ZM235 214V215H234ZM16 217H15V216ZM22 215V216H21ZM32 217H31V216ZM39 215V216H38ZM105 215H107V217L105 216ZM114 215V216H113ZM133 215V216H132ZM139 215V216H138ZM141 215V216H140ZM10 216V217H9ZM11 216H12V218H11ZM30 216V217H29ZM47 216V217H46ZM52 216H54V217H52ZM72 216H74V217H72ZM99 216V217H98ZM127 216V217H126ZM191 216H193V217H191ZM196 216V217H195ZM220 216V217H219ZM230 216V217H229ZM258 216V217H257ZM262 216V217H261ZM5 217V218H4ZM18 217V218H17ZM48 217H49V219H48ZM81 217V218H80ZM124 217H126V219L124 218ZM133 217V218H132ZM141 217V218H140ZM211 217V218H210ZM225 217V218H224ZM227 217V218H226ZM249 217V218H248ZM24 218V219H23ZM34 218H35V220H34ZM37 218V219H36ZM114 218V219H113ZM123 218V219H122ZM128 218V219H127ZM170 218H172V220L170 219ZM182 218V219H181ZM196 218V219H195ZM231 218V219H230ZM241 218V219H240ZM247 218V219H246ZM251 218H252V220H251ZM20 219V220H19ZM56 219V220H55ZM58 219V220H57ZM61 219V220H60ZM103 219V220H102ZM107 219V220H106ZM120 219V220H119ZM192 219V220H191ZM210 219V220H209ZM213 219V220H212ZM216 219V220H215ZM10 220V221H9ZM72 220V221H71ZM97 220V221H96ZM112 220V221H111ZM116 220V221H115ZM175 220V221H174ZM184 220V221H183ZM199 220V221H198ZM245 220V221H244ZM248 220V221H247ZM261 220V221H260ZM9 221V222H8ZM29 221H31V222H29ZM45 221V222H44ZM57 221V222H56ZM66 221V222H65ZM71 221V222H70ZM78 221V222H77ZM90 221L92 222V223H90ZM215 223H214V222ZM223 221V224H221V222ZM247 221V222H246ZM36 222V223H35ZM107 222V223H106ZM111 222V223H110ZM169 222V223H168ZM187 222H189L188 224H187ZM218 222V223H217ZM243 222V223H242ZM246 222V223H245ZM4 223V224H3ZM12 223V224H11ZM46 223V224H45ZM51 223V224H50ZM77 223V224H76ZM81 223V224H80ZM97 223V224H96ZM184 223V224H183ZM186 223V224H185ZM191 223V224H190ZM207 223V224H206ZM19 224V225H18ZM25 226H24V225ZM65 224V225H64ZM116 224V225H115ZM183 224V225H182ZM203 224V225H202ZM211 224V225H210ZM218 224V225H217ZM256 224V225H255ZM262 224V225H261ZM45 227H44V226ZM62 225H64V226H62ZM67 225V226H66ZM110 225H113V226H110ZM169 225H171V226H169ZM181 225V226H180ZM210 225V226H209ZM224 225V226H223ZM21 226V227H20ZM102 226H104V227H102ZM184 226V227H183ZM213 226V227H212ZM229 226V227H228ZM7 227V228H6ZM37 227V228H36ZM55 227V228H54ZM92 227V228H91ZM134 227V228H133ZM174 227V228H173ZM194 227V228H193ZM203 227V228H202ZM243 227V228H242ZM41 228V229H40ZM102 228H103V230H102ZM111 228V229H110ZM171 228V229H170ZM184 228V229H183ZM262 230H261V229ZM21 229V230H20ZM77 229V230H76ZM90 230V235H87V232L89 233V230ZM101 231H100V230ZM107 229V230H106ZM108 229H109V232H108ZM174 229V230H173ZM176 229V230H175ZM191 229V230H190ZM222 229V230H221ZM224 229H227V230H224ZM233 229V230H232ZM240 229V230H239ZM13 230V231H12ZM23 230H25V232L23 231ZM43 230H44V232H43ZM56 230V231H55ZM59 230H60V232H59ZM74 232H73V231ZM98 230V231H97ZM114 230V231H113ZM172 230V231H171ZM178 230V231H177ZM17 231V232H16ZM34 231H36V232H34ZM86 231V232H85ZM97 231V232H96ZM103 231H105L106 233H104ZM125 233H124V232ZM128 231H129V236H128ZM154 231V232H153ZM170 231V232H169ZM184 231V232H183ZM226 231H228V232H225ZM231 231V232H230ZM232 231H233V233H232ZM4 232V233H3ZM9 232V233H8ZM14 232V233H13ZM73 232V233H72ZM83 232V233H82ZM85 232V233H84ZM93 232L95 233V234H93ZM111 232V233H110ZM121 232V233H120ZM127 232V233H126ZM143 232V233H142ZM158 233V235L159 236H157V233ZM180 232V233H179ZM186 232V233H185ZM210 232H211V234H210ZM219 232V233H218ZM242 234H241V233ZM254 232V233H253ZM63 233V234H62ZM71 233V234H70ZM76 233H77V236H76ZM80 233V234H79ZM82 233V234H81ZM143 235H142V234ZM201 233V234H200ZM205 233H206V235L208 236L207 238L206 237H204V236H206L205 235ZM208 233V234H207ZM217 235H216V234ZM228 233V234H227ZM262 233V234H261ZM24 234V235H23ZM86 234V235H85ZM109 234V235H108ZM119 234V235H118ZM125 234V235H124ZM155 234V235H154ZM171 234V235H170ZM187 234V235H186ZM212 234H213V238H212ZM221 234V235H220ZM261 234V235H260ZM16 235V236H15ZM20 235V236H19ZM84 235H85V237H84ZM92 235V236H91ZM102 235V236H101ZM130 235H132V236H130ZM141 235H142V237H141ZM192 235V236H191ZM210 235H211V237H210ZM222 235H224L223 237H222ZM256 235V236H255ZM38 236V237H37ZM43 236V237H42ZM46 236V237H45ZM107 236V237H106ZM109 236V237H108ZM112 236V237H111ZM126 236H128L127 238H126ZM136 236H138L137 238H136ZM151 236V237H150ZM154 236H156V237H154ZM172 236V237H171ZM197 236H198V238H197ZM217 236H219V237H217ZM258 236V237H257ZM20 237V238H19ZM34 237V238H33ZM89 237V238H88ZM100 237V238H99ZM120 237V238H119ZM131 237V238H130ZM168 237V238H167ZM170 237V238H169ZM185 237V238H184ZM236 237V238H235ZM251 237V238H250ZM7 238V239H6ZM16 238V239H15ZM27 238V239H26ZM61 238V239H60ZM124 240H123V239ZM129 238V239H128ZM142 238V239H141ZM157 238V239H156ZM160 238V239H159ZM173 238V239H172ZM180 238V239H179ZM182 238V239H181ZM189 240H188V239ZM217 238V239H216ZM258 238H259V240H258ZM262 238V239H261ZM4 239V240H3ZM104 239V240H103ZM114 239V240H113ZM128 239V240H127ZM137 239V240H136ZM142 240L141 242H140V240ZM147 239H149V240H147ZM170 239V240H169ZM179 239V240H178ZM198 239V240H197ZM212 239V240H211ZM251 239V240H250ZM27 240V241H26ZM32 240V241H31ZM91 240V241H90ZM134 240V241H133ZM145 240H146V242H145ZM158 242H156V241ZM173 240V241H172ZM193 240V241H192ZM209 240V241H208ZM220 240V241H219ZM18 241V242H17ZM112 241V242H111ZM118 241V242H117ZM120 241H125V242H120ZM182 241V242H181ZM218 241V242H217ZM243 241V242H242ZM257 241V242H256ZM43 242V243H42ZM56 242V243H55ZM61 242V243H60ZM77 242V243H76ZM95 242V243H94ZM105 244H104V243ZM107 242V243H106ZM126 242L127 243H129V244H126ZM134 242H135V244H134ZM139 242V243H138ZM160 242V243H159ZM39 243V244H38ZM42 245H41V244ZM120 243V244H119ZM150 245H149V244ZM157 245H156V244ZM174 243V244H173ZM221 243V244H220ZM241 245H240V244ZM21 244H22V246H21ZM26 244V245H25ZM45 244H46V246H45ZM83 244V245H82ZM84 244H86V245H84ZM102 244L103 245H105V246H102ZM113 246H112V245ZM122 244V245H121ZM153 244H154V246H153ZM238 244V245H237ZM243 244V245H242ZM36 245H41V246H39V249H38V247L36 246ZM51 245H52V247H51ZM76 245H77V247H76ZM99 245V246H98ZM111 246V248H110V246ZM116 245V246H115ZM121 245V246H120ZM134 245L136 246L135 248H132V247H134ZM169 245V246H168ZM174 245V246H173ZM200 245V246H199ZM225 247H224V246ZM235 245V246H234ZM12 246V247H11ZM35 246V247H34ZM48 246L52 249V250H50V252L48 251L49 249H48ZM66 246V247H65ZM80 246V247H79ZM82 246V247H81ZM102 246V247H101ZM126 246V247H125ZM128 246H130V247H128ZM139 246H140V248H139ZM142 246V247H141ZM144 246V247H143ZM157 246V247H156ZM171 246V247H170ZM205 246V247H204ZM214 246H216V247H214ZM248 246V247H247ZM259 246V247H258ZM6 247V248H5ZM54 247V248H53ZM56 247V248H55ZM86 247V248H85ZM105 247V248H104ZM108 247V248H107ZM114 247V248H113ZM137 247H138V249H137ZM145 247H147V248H145ZM184 247V248H183ZM209 247V248H208ZM234 247H236V248H234ZM36 248V249H35ZM97 248H98V250H97ZM100 248H102V251H104L105 252V250H106V252H105V254H106V256H104L103 254H104V252H101V249ZM110 248V250H107V249H109ZM155 248V249H154ZM226 249V250H224V249ZM30 249V250H29ZM48 249V250H47ZM57 249V250H56ZM129 249H131V250H129ZM132 249H133V251H132ZM178 249V250H177ZM189 249V250H188ZM212 249V250H211ZM3 250V251H2ZM5 250V251H4ZM24 250V251H23ZM34 250V251H33ZM35 250H39L40 252H37V251H35ZM75 250V251H74ZM94 250V251H93ZM125 250H126V252H125ZM145 252H143V251ZM154 250H155V252H154ZM228 250V251H227ZM231 250V251H230ZM237 250V251H236ZM42 251V252H41ZM85 251V252H84ZM92 251V252H91ZM132 251V252H131ZM137 251H138V253H137ZM142 252V253H140V252ZM154 252V254H153V252ZM170 251V252H169ZM2 252V253H1ZM46 252H47V254H46ZM97 254H95V253ZM185 252H186V254L187 255H185ZM211 252V253H210ZM231 252V253H230ZM252 252V253H251ZM20 253H22V254H20ZM56 253V254H55ZM72 253V254H71ZM99 253L100 254H102L101 255V259L99 258ZM130 253V254H129ZM135 253V254H134ZM144 253V254H143ZM203 253V254H202ZM7 254V255H6ZM94 254H95V256H96V258H98V259H96L95 258V256H94ZM110 254H111V256H110ZM120 254H123L122 256H120ZM138 254H140V255H138ZM149 254V255H148ZM152 254V255H151ZM170 256H169V255ZM241 254V255H240ZM252 254V255H251ZM53 255V256H52ZM99 255V256H98ZM125 255H126V257H125ZM214 255V256H213ZM232 255V256H231ZM12 256H13V258H12ZM72 256V257H71ZM89 256V257H88ZM102 256H104V258H102ZM129 258H128V257ZM132 256V257H131ZM144 256V257H143ZM147 256V257H146ZM197 256V257H196ZM201 256V257H200ZM204 256V257H203ZM225 256V257H224ZM227 256V257H226ZM229 256V257H228ZM246 256V257H245ZM17 257V258H16ZM42 257V258H41ZM44 257V258H43ZM78 257V258H77ZM109 258V260L107 259L106 260V258ZM137 257H138V259H137ZM141 257V258H140ZM240 257V258H239ZM3 258V259H2ZM9 258V259H8ZM28 258V259H27ZM69 258V259H68ZM147 258H149V259H147ZM169 258V259H168ZM172 258V259H171ZM211 258V259H210ZM20 259V260H19ZM41 259V260H40ZM94 259H96V260H94ZM114 259V260H113ZM136 259V260H135ZM185 259V260H184ZM191 259V260H190ZM216 259V260H215ZM219 259V260H218ZM222 259H224V260H222ZM226 259V260H225ZM238 259V260H237ZM241 259V260H240ZM249 259V260H248ZM19 260V261H18ZM22 260V261H21ZM97 260H99L98 262H97ZM106 260V261H105ZM157 260V261H156ZM160 260V262H158ZM199 260V261H198ZM209 260V261H208ZM218 260V261H217ZM221 260V261H220ZM260 260V261H259ZM7 261V262H6ZM38 261H39V263H38ZM79 261V262H78ZM86 261V262H85ZM95 261H96V263H95ZM100 261H102V262H100ZM114 261H115V263H114ZM116 261H118V262H116ZM149 261H150V263H149ZM168 261H170V262H168ZM215 261H217V262H215ZM258 263H257V262ZM44 262H46V263H44ZM63 262H65V263H63ZM82 262H85V263H82ZM122 262V263H121ZM141 262V263H140ZM146 262V263H145ZM176 262V263H175ZM188 262V263H187ZM195 262V263H194ZM241 262V263H240Z\"/></svg>", "mask_w": 264, "mask_h": 264}, {"label": "bare ground", "instance_id": "bare-ground-1", "mask_svg": "<svg viewBox=\"0 0 264 264\" xmlns=\"http://www.w3.org/2000/svg\"><path fill=\"white\" fill-rule=\"evenodd\" d=\"M64 1H66V2H64ZM64 1H62V3H63V4L66 3V5H67V4L69 5L71 2H72V4H73L74 2H77L79 8H76V10H75V11L73 10V12H72L71 10L69 11L70 6H69V7H67L66 5L63 6L62 3H61V1L58 2V4L61 3L62 7H61V6L58 7L60 4H59V5H56L57 3L53 4V5H56L57 7H55V6L53 7V5H52V6L50 5V4H52L53 0H51V2H50V1H47V0H24V1H23V0H0V96H1V98H2L3 96H11V95H9V94H12V93L15 94V92H12V91H11V90L14 88L13 85H14V84L17 85V83L20 82V80H21L20 77H21L23 80L27 79L25 76H26V75L28 76V72L30 73V70H31L32 73H35V74L39 73V74H41V72L44 70V68H43V70H41L42 68H41V69H40L39 67L36 68V66H38V65L40 64V61H41V60L44 62L45 59H44L43 56H45V58H46V55H47V54H45V52H48V54H49V53H54V54L57 53L56 55H58V56L55 55V56H56L55 60H56V62H57V58H58V60H59V56H61V54H63L64 52L67 51V50H64V52L62 53V50H63V49H66V48L68 49L67 46H65L64 48L62 47L61 49L59 48V51L61 50V52H60L61 54L59 55V54H58V53H59L58 49L56 50V47H54V45H53V43H54V40H53L54 37L52 38L53 34H54V36L57 38V36H58L59 34H61L64 30L67 31V29L70 28V27L67 26V29H64V30H63L64 27L66 28L65 24L68 25V24L66 23L67 20H66V21L64 20L65 18H66V19L68 18V20L70 19V23H72V22H71L72 20H73V23H76V21H77V22L79 21L78 23H80V22H81L80 19H82L83 21H85V20H87L88 18H90V17H88L87 19L85 18V17H86V16H85V15H86L85 13H88V12H86V11L89 9V7H90V9H91V10L89 9L90 12H93L95 9H93V7H91V6H94V5H95L94 8H97V6L101 3V2L99 3L98 1H102L101 5H104V4H103V2H104L103 0H96V1H97V5H96V1H95V0H64ZM109 1H111V0H109ZM109 1L106 0V3H108ZM116 1H117V0H116ZM118 1H119V0H118ZM141 1H142L143 3L140 2V0H138V1H136V0H127V1L124 3L125 8L122 7L121 4H120L121 6L117 5V6H116L117 8H115V7H114V8H110V6H109L111 12L109 11V8H108V10H106V11H109V13H111L110 15H112V14H114V15L116 14V15H117V13H118V15H117L118 19H117V18H116V19L119 21V23H117V22H115V23L119 24V25H120V26L118 25L119 27H115L116 25H114V23H113V21H112L113 18L110 17V15H109L108 19L111 18V21L107 19L108 21L111 22L110 25L112 26V31L114 30L115 32H113V34L111 35V34H109L110 32H112V31H111V26H110V32H109V31L107 30V29H109V27H108L109 25L107 26V25H101L102 23H97V24H100V25H98V27H97V24H95V23L93 22V23L96 25V27L93 26L94 24L92 25L93 29H94V27L97 28V29H94V31H93V33H92V28L90 27V24H88L89 27L91 28V29H89L88 31L91 32L93 35H89V34H88V35H85V34H83V35H84V36H83V35H79V34H82V33L77 34V36H83L82 38L77 37V38L81 39V40H78V39H77L79 42H78L76 39H73L74 42L77 41L76 43H78V45L74 43V46L77 45L78 47H77L75 50H73L72 48H74V47L71 46L72 43H68V45H69V44H71V45L69 46V51H68L67 57H66V56L64 57L63 55L61 56V57L64 59V60H62V61H65L66 59H68L67 61H69V60L72 59V60H74L75 65H78V67H79L80 69H83V67L87 69V67H89L88 65H91L89 61H88L89 63H86V62H87V61H86L85 63H86L87 65H85V63L83 64V61H84V60L80 59V60L82 61V62H81V61L79 60L80 63H81V65L83 64V65L87 66V67H85V66L82 65L83 67L81 66V67H82V68H81V67H80V64L75 60V58L77 59V58H80V57H81V55H80L79 53H81V52L84 53V52H85L84 54L86 55V57L93 56V55H88V54H87L88 51L90 52L91 50H93V49L96 48V47H98V48H99L100 46L102 47V45H105L106 43H107L106 45H108V43L111 44L112 42H109L110 40L108 41V39H110L109 36L111 35V37H113V38L115 39L116 36H113V35H115V34L117 33V31H119L120 29L122 30V29H123L122 26L127 27L126 24L123 25L124 23L128 22L129 24H127V25H130V22H132V23H134V25L136 24L135 27H137V26H138L137 24H139V23L141 22L140 20H141L145 15H147V14H148V15H147L148 17L145 16V17L143 18L145 22H146V20H147V19L145 20V18H148V20H150V18L153 16V14L156 15V16H160V15H162V13L165 12L166 10L168 11L169 8H170V11H172V10H171V7H173V8L175 7V8L177 9V7L180 8V6H181L183 9L185 8V10H183V11L186 12V10L189 8L188 6H190L191 4H194V3H190L192 0H190V1H189V0H149V1H148V0H145V1H144V0H141ZM188 1H189V5L187 6ZM205 1H206V0H203V3H202V4H205L204 6L207 5L206 2H207L208 0H207L206 2H205ZM212 1L214 2V0H211V1H209V2H212ZM215 1H216V0H215ZM220 1L222 2V0H220ZM220 1H219V2H220ZM226 1H227V0H225L223 3H225ZM229 1H231V0H228V2H229ZM232 1H233V0H232ZM45 2H46V3L49 2V3L46 4ZM54 2H55V0H54ZM56 2H57V1H56ZM122 2H123V1H122ZM192 2H193V1H192ZM200 2H201V1H200ZM209 2H208V3H209ZM221 2H220V4L222 5ZM236 2H238V1H236ZM247 2H249V1H247ZM250 2H251V4L249 5L248 3H246V4H248L249 6L247 7V6H245V5H246V4H245L244 7H247V8L243 9V7H242L243 10L241 9V11H238V9H239L241 6H240V7L238 6L239 8L236 6L237 4L239 5V3H235L234 5L232 4L233 6L230 4V3H232V2L229 3L230 6H232L233 9L235 8V6L238 8V9H234V10H236V11H235L236 13H237V11L240 12V13H239L237 16H236V15H235V16L233 15L234 18H233L232 20H231L232 15H230L231 13H230V14L228 13V15H227V16H228L227 19H228L229 17H230V18H229L227 21L231 20V23H228V25H227L226 28H224L225 26H224V27L221 26V27L224 28V29L221 30V28H220L219 34H217L218 32L216 31V29H219V28H216V27L214 26L213 29H214V28H216V29H215L213 32H215V34H217V36H216L215 34H212V32H210V35H206V36L210 37L211 34H212V36L214 35L215 37H214V36H213V37L216 38V40H217V41H216V40L214 41V40L212 39V37H211V39H212L214 42H216L215 45H213L214 42H213V41L210 42V41H209L210 38L208 39L207 44L210 42L211 45H212V51H211V52H209V50L211 49L210 45L208 44V45H209V46H208V45L204 42V46H205V44H206V46L209 47V48H207V47L205 46V51H207V50L209 49V50H208V53L206 52L207 55H205V51H204V47H203V51H204V52H203L202 54H204L205 56H203V55L200 54V56L198 57L199 54H197L196 51H195L196 49H194V48L192 47V46H193L192 44H194V43H195V44L198 43V42H196V41H194V43H192V40H194V38H192V36H196V34L199 35L198 32L202 33L201 31L203 30V32H204V30L207 28V26H206L205 29H202V27H203V26H202V27L199 28V30L202 29L201 31H196L197 29H196V27H195L194 30L196 31V34L194 35V32H195V31L192 32V35H190L191 38L187 39V38L190 37V36H186L185 39L183 38L184 40H186V43H188V44L190 43V44H191V47L194 49L195 53L193 52V49H192L191 52H189L190 49H189L188 44L185 45V46H186V49L188 48V49H187L188 51L186 50V51H187V52H186V51L184 50L185 47H182V46H184V45L181 46V45H180V44H181L180 42H179L180 44H179V43H175V44H177V45H174V44H172L171 42H169L170 44H169V46H168V47H169L168 49H170L171 44H172V46L174 45L173 48H172V50L169 52V54L165 55L166 52H167L168 50L165 52V54H162L163 52H162V53H161V52L159 53L160 50L157 49V48L160 46V45H159L158 47H156V50H157V52H158L159 54H154V56H153L152 54L149 53L150 50L147 49V52H148V54H147V52H146L147 56H148L150 59H152V58L154 59V58H155L154 60H156V59H157V61L159 60V61H160V64H161L162 66H164V67L170 69V68H173L174 66H176L177 68H179L180 65H179V67H178L177 64H178L180 61H182V58H183V57L186 58V56H183V55L187 54L188 52H189V53H192V52H193V54H196V55H197L198 58L195 56V58H196L197 60L193 61V63L191 62L192 60H191V61L188 60V61H190L189 63H192V64L197 68V69H196L197 73H200V74H201V75H198L199 77H201L202 75H204V76H205V75H208V76H209V74H210V76L213 75V74L216 75V73H219V74H218V77H219L220 74H224V76H225L226 73L228 74V73H230L231 71H232V73H234L235 76H236V75H238V74H236L237 71H239V72L241 71L239 75H241V73L244 74V73L242 72V70L245 72L246 75L249 74V72H250V74L252 75L251 72H255V71H256V69L254 68V64H255L256 60H257L258 58H261L262 55H264V54H263V53H264V0H251ZM44 3H45L46 5H45ZM77 3H76V5H77ZM98 3H99V4H98ZM106 3H105V4H106ZM111 3L114 4V2H111ZM115 3H116V2H115ZM119 3H120V2H119ZM216 3H217V2H216ZM216 3H215V5H217ZM226 3H227V2H226ZM48 4H49V5H48ZM74 4H75V3H74ZM109 4H110V3H109ZM113 4H112V7L114 6ZM116 4H117V3H116ZM185 4H186V6H187V9H186V7H184ZM200 4H201V3H200ZM200 4H199V7H200ZM202 4H201V5H202ZM212 4H214V3H212ZM218 4H219V3H218ZM229 4L227 3L228 6H229ZM70 5H71V4H70ZM101 5H100V7H101ZM124 5H123V6H124ZM195 5H196V4H195ZM210 5H211V4H210ZM227 5H225L226 7H222V6H224V4H223L222 6L217 5V6H220V8L217 7V8H219V10L217 9V11H220V14L223 12L221 16H223L224 11L227 10V7H228ZM240 5H241V4H240ZM73 6H75V5H73ZM73 6H72L71 8H73ZM118 6H119V7H122V9H124V10H123V13H122V11L120 12V8H119ZM197 6H198V5H197ZM242 6H243V4H242ZM104 7H105V6H104ZM104 7H103V8H104ZM106 7H107V6H106ZM106 7H105V8H106ZM207 7H208V6H207ZM207 7H206V8H207ZM215 7H216V6H215ZM221 7H222V8H221ZM74 8H75V7H74ZM74 8H73V9H74ZM101 8H102V7H101ZM103 8H102V10H103ZM105 8H104V9H105ZM175 8L173 9V11L175 10ZM182 8H180V9H182ZM200 8H202V6H201ZM209 8H210V7H209ZM223 8H226V9L223 10ZM92 9H93V11H92ZM98 9H99V8H98ZM190 9L192 10L193 7H190ZM194 9H197V12L199 13L200 10H199L198 8H194ZM194 9H193V10H194ZM203 9H205V7H204ZM210 9H212V7H211ZM214 9H215V8H214ZM220 9H221V10H220ZM99 10H100V9H99ZM102 10H101V11H102ZM193 10H192V13H195L196 10H195L194 12H193ZM198 10H199V11H198ZM207 10H208V9H207ZM212 10H213V9H212ZM222 10H223V11H222ZM228 10H229V12H234V10H232V9L230 10V9L228 8ZM96 11H97V10H96ZM96 11H95V12H96ZM170 11H168V13H170ZM178 11H179V10H178ZM213 11H214V10H213ZM215 11H216V10H215ZM215 11H214V13L212 12V14L210 13V16H209V15H208V14H209V13H208L209 10H208V12L206 11L207 13H205L204 15L207 14V15L210 17V18H209V17H208V18H209V19H212L211 16H212V17H213V16L215 17V15H216V14H215ZM221 11H222V12H221ZM90 12H89L87 15H91ZM95 12H94V13H95ZM180 12H181V10H180ZM200 12H202V11H200ZM203 12H205V10H204ZM225 12H226V11H225ZM106 13H107V12H106ZM149 13H150V14L153 13V14H151V16H150ZM172 13H173V12H172ZM174 13H176V11H174ZM181 13H183V12H181ZM187 13L190 14L191 11H190V10H187L186 15H187ZM192 13H191L190 16H191V17H194V15H193ZM198 13H195V14H196V15H195L196 17H197V14H198ZM216 13H217V12H216ZM92 14H93V13H92ZM99 14H101V12H99ZM99 14H98V16H99ZM103 14H104V13H102L101 16H100V17L102 18V20H104L103 18L105 17V16H104L105 14H104V15H103ZM166 14H167V13H166ZM184 14H185V13H184ZM218 14H219V13H218ZM96 15H97V13H96ZM102 15H103V16H102ZM171 15H172V14H171ZM171 15L169 14V17H168V15L166 16V17L168 18V19H167V22H170V21H171L172 23H173V22L176 23L175 21H176V19L179 17V16H178V13H176V15H177L178 17H175V14H173L174 16H171ZM180 15H181V14H180ZM186 15H185V17H188V16H186ZM192 15H193V16H192ZM199 15H200V14H199ZM199 15H198V16H199ZM84 16H85V17H84ZM94 16H95V15H94ZM107 16H108V15L106 14V17H107ZM149 16H150V18H149ZM164 16H165V15H164ZM181 16H182V15H181ZM190 16L187 18V20H189V22H190V19H191V20L193 19V18H190ZM221 16H219L218 18H220ZM115 17H116V16H115ZM166 17H164V18H166ZM200 17L202 18V16H200ZM206 17H207V16H206ZM214 17H213V18H214ZM225 17H226V16L224 15V18H223V17H222V18L225 19ZM92 18L95 20L96 16L93 17V15H91V19H92ZM97 18H99V17H97ZM154 18H155V17H154ZM157 18H158V17H157ZM157 18H155V20H156ZM159 18H160V17H159ZM189 18H190V19H189ZM197 18H198V17H197ZM197 18H196V20H198ZM203 18H204V17H203ZM208 18H206V19L208 20ZM218 18H217V19H218ZM222 18H220V21H221ZM62 19H63L65 22L62 21ZM84 19H85V20H84ZM91 19H89L90 22L94 21L93 19H92V21H91ZM114 19H115V18H114ZM143 19H142V21H143ZM160 19H161V18H160ZM217 19H216V20H217ZM223 19H222V20H223ZM96 20H97V19H96ZM96 20H95V21H96ZM99 20L102 21L101 19H99ZM164 20H165V21H162V20H161L162 23H163V22H166V19H164ZM168 20H169V21H168ZM181 20H182V19H181ZM183 20H184V18H183ZM194 20H195V18H194ZM214 20H215V18H214ZM214 20H213V21H214ZM225 20H226V19H225ZM225 20H223V21H225ZM74 21H75V22H74ZM87 21H88V20H87ZM87 21H85L84 23L87 24ZM104 21H106V18H105ZM104 21H103V23H104ZM108 21L105 22V23H108ZM151 21H152V20H151ZM185 21H186V19H185ZM198 21H199V20H198ZM200 21H201V19H200ZM200 21L198 22V24L202 23V22H200ZM213 21L211 20V21H209L208 23L211 24V25H213V24H214ZM217 21H218V20H217ZM217 21H216V23H217ZM220 21H219V22H220ZM227 21H226V22H227ZM24 22H28V24L30 23V25H27L28 28L25 27L26 25H24L23 28H22V25H21V24H24ZM68 22H69V21H68ZM90 22H89V23H90ZM97 22H98V21H97ZM137 22H139V23H137ZM156 22H157V21H156ZM167 22L164 24V25H166V27H164V25H163L161 22H159V23H161V24L163 25L164 28H167V27L170 26L169 28L171 29V26H172V25H170V23H168L169 26H167ZM181 22H182V21H181ZM195 22H196V21H194V24H195ZM206 22H207V21H206ZM206 22H205V23H206ZM226 22H224V23H226ZM64 23H65V24H64ZM70 23H69V24H70ZM73 23H72V25H71V24H70V25H71L72 27H73V25H75V29H74V30H73V29L70 30V33H71V34L68 33L69 35H68L67 32H66V36L68 35V38H72V36L74 37V34H76V32H78V30L76 31V29H78L79 27H81V26H79V25L76 23L77 26H79V27L77 28V27H76V24H73ZM105 23H104V24H105ZM132 23H131V25H133ZM146 23H147V22H146ZM146 23H144V22L142 23V22H141V24H139V27H138L139 29L137 28V29H138V30H137V29L135 28V29L137 30V32H138V31H139V33L143 32L144 30H142V28L144 29V26H145ZM177 23H178V22H177ZM184 23H186V22H183L182 25H183ZM187 23H188V22H187ZM192 23H193V21L189 23L190 26H192V27H194V26L197 25V23H196V24L193 26ZM203 23H204V22H203ZM203 23H202V24H203ZM205 23H204V24H205ZM212 23H213V24H212ZM216 23H215V25H216ZM221 23H222V21H221ZM221 23H217V24H220V25H221ZM26 24H27V23H26ZM63 24H64V25H63ZM81 24H83V23H81ZM81 24H80V25H81ZM86 24H85L84 26H86ZM91 24H92V23H91ZM112 24H113L114 26H113ZM121 24H122V25H121ZM142 24H144V26L141 27ZM149 24H150V23H149ZM149 24L147 23V26H148ZM206 24H207V23H206ZM209 24H208V25H209ZM88 25H87V27H88ZM131 25H130V26H131ZM151 25H152V24H151ZM178 25H180V27H182L181 24H178ZM186 25H188V24H185L184 27L187 28V29H188V32H189V31H190L189 29H192V27H189V28H188V27H186ZM200 25H201V24H200ZM200 25H197V26H200ZM223 25H226V24H223ZM20 26H21V29H20ZM29 26H30V27H29ZM105 26H106V27H105ZM149 26H150V25H149ZM153 26H155V25H153ZM188 26H189V25H188ZM24 27H25V28H24ZM87 27H83V28L86 29ZM89 27H88V28H89ZM107 27H108V28H107ZM113 27H115V29H114ZM140 27H141V29H140ZM176 27H178V26H176ZM184 27H183V28H184ZM204 27H205V26H204ZM217 27H218V25H217ZM73 28H74V27H73ZM88 28H87V29H88ZM117 28H118V29H117ZM131 28L134 29V27H131ZM145 28H146V27H145ZM151 28H152V27H151ZM151 28H149V29H151ZM169 28H168V30H167V29H166V30H167L169 33H171V34H174L176 28H175L174 30H172V31H174V32H172V31L170 32ZM172 28H173V27H172ZM178 28H179V27H178ZM183 28H182V29H183ZM197 28H198V27H197ZM208 28H210V27H208ZM208 28H207V29H208ZM70 29H71V28H70ZM81 29H82V28H81ZM81 29H79V31H81ZM87 29H86V32H87ZM105 29H106V30H105ZM132 29H128V28H127V30H130V31H132ZM154 29H156V28H153V30H154ZM158 29H160V28H158ZM180 29H181V28H180ZM180 29H179V30H180ZM187 29H186V30H187ZM207 29H206V30H207ZM213 29H212V30H213ZM62 30H63V31H62ZM82 30H83V29H82ZM95 30H97V34L94 35ZM116 30H117V31H116ZM121 30L119 31L120 33L122 32ZM124 30H125V29H123V31H124ZM127 30H125V31H127ZM141 30H142V31H141ZM156 30H157V29H156ZM177 30H178V29H177ZM179 30H178V31H179ZM183 30H184V29H183ZM183 30H182V32L185 31V30H184V31H183ZM208 30H209V29H208ZM72 31H76V32L73 34ZM106 31H107L108 33H106ZM145 31H148V30L145 29ZM154 31H155V30H154ZM154 31L152 32V30H151V32L154 33V35H156V33H155L156 31H155V32H154ZM164 31H165V30H164ZM164 31H163V33H164ZM48 32H49V33L51 32V33L49 34ZM82 32L84 33L85 31H82ZM119 32H118V33H119ZM157 32H158V31H157ZM159 32H161V30H160ZM168 32H166V36H167V38H169L168 40H170V37H168V36H171V34L169 35ZM216 32H217V33H216ZM47 33H48L49 35H52L51 38H50V37H46V36H48ZM52 33H53V34H52ZM64 33H65V32H64ZM64 33H62V35H60L61 38H59L60 36L57 38V42H58L59 39L61 40L63 36H64L65 39L67 38V37L65 36ZM87 33H88V32H87ZM95 33H96V32H95ZM114 33H115V34H114ZM124 33H125V32H124ZM133 33L135 34L136 31L134 30V32H132V34H133ZM143 33H144V32H143ZM147 33L150 34V36H151V33H150L149 31L146 32V33L143 34V35L145 36ZM163 33H162V34H163ZM167 33H168V34H167ZM177 33L179 34V32H177ZM177 33H176V35L178 36ZM185 33H186L187 35H189V34L187 33V31H186ZM185 33H183V35H182V33L180 32V34H181L180 36H184ZM207 33H209V31H208ZM207 33L205 32L204 34H201V35H205V34H207ZM121 34H122V33H121ZM121 34H120V36H121ZM127 34H129V32H128ZM132 34L130 33V36H129V35H125V34H123V35H124V40H125V37H126V36H129V37L132 38ZM141 34H142V33H141ZM141 34H140V36H141ZM157 34L159 35V33H157ZM186 34H185V35H186ZM70 35H72V36L69 37ZM108 35H109V36H108ZM118 35H119V34H118ZM118 35H117V38H120V37H118ZM123 35H122V36H123ZM154 35L152 34L153 37H154ZM16 36H17V39H18L19 37L23 38V42H21V46H18V48H16V49H18V51H19V48L21 47V50H20L21 52H19V53H17V54H16V52H18V51H15V50L12 49V43H13V42L15 43V41L17 40V39H16ZM107 36H108V38H107ZM134 36L138 37L137 34H135ZM147 36H148V38H147V39L145 38V40H148V41L150 42L151 39H153V37L151 36V37L149 38V35H146V37H147ZM206 36H205V37H206ZM75 37H76V36H75ZM155 37H157V36H155ZM172 37H173V36H172ZM178 37H179V36H178ZM178 37H177V38L174 37L175 39H173V40H174V41H175V40H176V41H177V40H180V39H179L180 37H179V38H178ZM202 37H203V36H202ZM205 37H204V38H205ZM14 38L16 39L15 41H14ZM49 38H50V39H49ZM68 38H67V40H68ZM117 38H116V39H117ZM121 38H123V37H121ZM138 38H139V37H138ZM138 38H137V40H138ZM143 38H144V37H143ZM143 38H142V40H143V42H144L145 40H144ZM157 38H158V37H157ZM159 38H160V35H159ZM159 38H158V39H159ZM163 38H164V36H163ZM195 38H196L195 40H197V36H196ZM200 38H201V37H198V39H200ZM116 39L114 40L115 42H117ZM126 39H128V38H126ZM129 39H130V38H129ZM133 39H134V37H133ZM154 39H155V38H154ZM158 39H157L156 41H157V42H158V41L160 42V40H158ZM160 39H162V38H160ZM206 39H207V37L205 38V41H206ZM12 40H13V41H12ZM21 40H22V39H21ZM69 40H70V39H69ZM69 40H68V41H69ZM71 40H72V39H71ZM75 40H76V41H75ZM119 40H120V39H119ZM122 40H123V39H122ZM124 40H123V41H124ZM139 40L141 41V37H140ZM168 40H167V41H168ZM203 40H204V39H203ZM11 41H12V42H11ZM62 41H63V39H62ZM68 41H67V42H68ZM106 41H108V42H106ZM112 41H113V40H112ZM120 41H121V40H120ZM130 41H132V39H130ZM133 41H134V40H133ZM133 41H132V42H133ZM152 41H154V40H152ZM156 41H155V42H156ZM176 41H175V42H176ZM198 41H199V40H198ZM200 41H202V39H201ZM52 42H53V43H52ZM64 42H66V41H64ZM64 42L59 41V44H60V43H61V44H62V43L64 44ZM69 42H70V41H69ZM105 42H106V43H105ZM124 42H126V41H124ZM127 42H128V41H127ZM127 42H126V43H127ZM135 42H136V39H135V41H134V45H135ZM138 42H139V41H138ZM138 42H136V45H137ZM149 42H147V44H146L145 46H147ZM155 42H154V44L156 45L157 42H156V43H155ZM119 43H120V42H119ZM121 43L123 44V42H121ZM145 43H146V41H145ZM145 43H143V44H145ZM166 43H167V42H166ZM186 43H185V44H186ZM200 43L202 44L203 41L200 42ZM200 43H199V44H200ZM212 43H213V44H212ZM15 44H16V43H15ZM54 44H56V42H55ZM57 44H58V43H57ZM57 44H56V46L59 45V44H58V45H57ZM61 44H60L58 47L62 46ZM66 44H67V43H66ZM110 44H109V45H110ZM139 44H140V42L138 43V46H139ZM154 44H153V42H150V45H153V46H154ZM164 44H165V43H164ZM164 44H163V45H164ZM167 44H168V43H167ZM178 44H179V45H178ZM183 44H184V43H183ZM195 44H194V45H195ZM199 44H197V45H199ZM201 44H200V45H201ZM109 45H108V46H109ZM111 45H112V44H111ZM111 45H110V47H111ZM131 45H132L131 43L128 44L129 48H130ZM140 45H141V44H140ZM161 45H162V44H161ZM121 46H122V45H121ZM126 46H127V45H126ZM143 46H144V45H142V47H143ZM148 46H149V45H148ZM172 46H171V47H172ZM201 46H202V45H201ZM71 47H72V48H71ZM103 47H104V46H103ZM110 47H109V48H110ZM140 47H141V46H140ZM149 47H150V46H149ZM151 47H152V46H151ZM151 47H150V48H151ZM165 47H166V46H165ZM195 47H196V46H195ZM98 48H97V49H98ZM105 48L108 49L106 46H105ZM105 48H99V49H104V50H105ZM112 48H113V47H112ZM124 48H125V47H124ZM126 48H127V47H126ZM134 48L137 49L136 46H135ZM134 48L132 47L133 50H136V49H134ZM143 48H144V47H143ZM145 48H146V47H145ZM162 48H163V47H162ZM200 48H201V47H200ZM206 48H207V49H206ZM139 49H141V48H138V50H139ZM151 49H155V46H154V48H151ZM159 49H160V48H159ZM197 49H198V48H197ZM12 50H13V52H12ZM70 50H72V51H70ZM94 50H95V49H94ZM111 50H113V49H111ZM138 50H136L137 53H138ZM141 50H142V49H141ZM156 50H155V52H156ZM162 50H163V49H162ZM198 50L202 51L201 49H198ZM14 51H15V55L13 54ZM97 51H100V50H96V52H97ZM107 51H108V50H107ZM107 51H105V52H107ZM125 51H126V50H125ZM131 51H132V50H131ZM152 51H154V50H152ZM152 51H151V52H152ZM78 52H79V53H78ZM86 52H87V53H86ZM102 52H104V51H102ZM111 52H112V51H111ZM136 52H134V53H136ZM139 52H140V50H139ZM142 52H143V51H142ZM185 52H186V53H185ZM42 53H43L44 55H43ZM91 53L93 54L94 52L92 51ZM91 53H90V54H91ZM97 53H98V52H97ZM108 53H110V52L108 51ZM113 53H114V52H113ZM131 53H132V52H131ZM131 53H130V54H131ZM167 53H168V52H167ZM184 53H185V54H184ZM189 53H188V56H189V57L187 56V58H193V54H192V55L190 54V55H191V57H190ZM198 53H199V51H198ZM200 53H201V52H200ZM41 54H42V55H41ZM76 54H77V55L79 54L80 57H79V56H78V57H77V56L75 57ZM115 54H116V53H115ZM125 54H126V53H125ZM130 54H129V55H130ZM144 54H145V53H144ZM144 54H142V55H144ZM40 55H41L42 57H39V58H38V56H40ZM50 55H51V54H50ZM50 55H48V56L50 57ZM52 55H53V54H52ZM64 55H65V54H64ZM82 55H83V54H82ZM85 55H83L82 58H84ZM87 55H88V56H87ZM94 55H95V54H94ZM97 55H98V54H97ZM100 55H101V54H100ZM108 55H109V54H108ZM110 55H111V56H114V54H112V53H111ZM110 55H109V58H110ZM116 55H117V54H116ZM116 55H115V56H116ZM129 55H128V56H129ZM151 55H152L153 57H150ZM101 56H102V55H101ZM103 56H106V54L103 55ZM103 56H102V57H103ZM115 56H114V57H115ZM118 56H119V55H118ZM130 56H131V55H130ZM140 56H141V55H140ZM140 56H139V57H140ZM10 57H12V58L10 59ZM49 57H48V58H49ZM52 57H53V56H52ZM61 57H60V59H61ZM72 57H75V58L73 59ZM86 57H85V58H86ZM96 57L98 58V56H96ZM96 57H94L93 59H95ZM106 57L108 58V56H106ZM114 57H112V59H113ZM136 57H137V56H136ZM139 57H138V58H139ZM141 57H142V56H141ZM141 57H140V58H141ZM263 57H264V56H263ZM263 57H262V58H263ZM40 58H41V60H39ZM42 58H43L44 60H43ZM65 58H66V59H65ZM85 58H84V59H85ZM97 58H96V59H97ZM99 58H100V57H99ZM107 58H106V60H107ZM116 58H117V57H116ZM121 58H122V57H121ZM127 58H130V57H127ZM142 58H143V57H142ZM184 58H183V59H184ZM187 58H186V59H187ZM195 58H194V59H195ZM26 59H27V60H26ZM52 59H54V58H52ZM88 59H90V58H87V60H88ZM104 59H105V57H104ZM112 59L107 60V61H109V62L111 61L110 63H113L112 61H113L114 59H113V60H112ZM118 59H120V58H118ZM118 59H116L115 62L118 61V63H119V60H118ZM130 59H132V58H130ZM186 59H185V60H186ZM194 59H193V60H194ZM263 59H264V58H263ZM48 60H49V59H47V61H48ZM72 60H71V62H72ZM132 60H133V61H134V60L137 61V58H136V59H132ZM258 60H260V59H258ZM258 60H257V61H258ZM261 60H262V59H261ZM21 61H22V62H21ZM42 61H41V65L44 66V64H42ZM49 61H50V60H49ZM49 61H48V62H49ZM90 61H92V60H90ZM97 61H99V59H98ZM124 61H125V60H124ZM136 61H134V62H136ZM140 61H142V63H144L143 60H140ZM148 61H149V60H148ZM186 61H187V60H186ZM188 61H187V62H188ZM263 61H264V60H263ZM35 62H38V64L35 63ZM48 62L46 63L47 65H45L46 67L44 66L45 68H47V66H48ZM60 62H61V61H59V63H60ZM71 62H70V65H71ZM95 62H96V60H95ZM101 62H102V61H101ZM115 62H114V63H115ZM129 62H131V61H129ZM152 62H154V61H152ZM187 62H185V63H187ZM32 63H33V64H36V66H33L34 69H35V68H36V69H40L41 71L39 70L40 72H38V71H37V72H34L35 70H33V68L30 66V65H32ZM44 63H45V62H44ZM51 63H52V65L54 66V67L52 66L53 69L56 68L55 70H57V68L60 67V66H58V65L55 63V61L52 62V60H51ZM51 63H49V65H50ZM54 63H55L56 65H54ZM57 63H58V62H57ZM59 63H58V64H59ZM61 63H62V62H61ZM76 63H78V64H76ZM91 63H92V62H91ZM105 63H106V62H105ZM105 63H104V65H106ZM114 63H113V64H114ZM125 63H127V62H125ZM131 63L134 64L133 62H131ZM136 63H137V62H136ZM136 63H135V64H136ZM142 63H141V62H140V63L138 62V66H140V64H142ZM147 63H149V62H147ZM156 63H158V62H156ZM183 63H184V62H182V64H183ZM260 63H261V61H260ZM263 63H264V62H263ZM64 64H65V65H64ZM95 64H96V63H95ZM99 64H100V63H99ZM113 64H109V63H107L108 66H109V65H113ZM116 64H117V63H116ZM116 64H115V65H116ZM151 64L154 65V63H151ZM180 64H181V62H180ZM257 64H258V63H257ZM257 64H256V65H257ZM41 65H39V66L42 67ZM59 65L64 66L63 68L60 69V71L63 72L62 70L65 69V66L68 65V63L65 62V63H63V64H59ZM75 65H73L74 68H75ZM97 65H98V63H97ZM97 65H96V66H97ZM101 65H102V64H101ZM101 65H98V67L100 66L101 69H103ZM118 65H119V64H118ZM142 65H145V64H142ZM142 65H141V67H142ZM156 65H158V64H156ZM186 65H187V64H186ZM29 66H30L32 69H31V68L29 69ZM56 66H58V67H56ZM68 66H69V65H68ZM73 66H72V68H73ZM94 66H95V65H94ZM94 66L92 65V67H94ZM108 66H107V70H108L109 68L112 67V66H111V67L109 66V68H108ZM129 66H132V65H129ZM135 66H136V65H134V67H135ZM146 66H147V65H146ZM146 66H145V67H146ZM150 66H151L152 68H151V69L149 68L148 70H146L145 67L143 66L144 71H145V70H146V71H149V70L152 71V69L155 68V67H153L152 65H150ZM150 66H149V67H150ZM162 66H160V67L162 68ZM188 66H189V65H188ZM194 66H191V65H190L189 68H194ZM50 67H51V65H50ZM52 67H51V69H52ZM78 67L76 66L75 69H78ZM98 67H97V68H98ZM113 67H114V66H113ZM118 67H119V66H118ZM134 67H133V68H134ZM136 67H137V66H136ZM141 67H140V68H141ZM156 67H157V66H156ZM164 67H163V68H164ZM48 68H49V67H48ZM66 68H67V70H68L69 67H66ZM72 68H71V69H72ZM74 68H73V69H74ZM97 68H95V69H97ZM104 68H106V67H104ZM115 68L117 69L116 66H115ZM127 68H128V67H127ZM140 68H139V69H140ZM143 68H141V69H143ZM185 68H186V67H185ZM185 68H184V70H185ZM189 68H187V70H188ZM5 69H6L7 71L9 70V73L6 71V72H7L6 75L3 73V72L5 71ZM53 69H52V70H53ZM58 69H59V68H58ZM71 69L69 68L68 71L71 72ZM80 69H79V70H80ZM101 69H100V70H101ZM116 69H114V70H116ZM124 69H125V68H124ZM139 69L137 68V70H139ZM169 69H168V71H169ZM173 69H174V68H173ZM180 69H181V71L183 72L182 67H181ZM258 69H262V68H258ZM32 70H33V71H32ZM45 70L47 71V69H45ZM55 70H53V71H55ZM83 70H84V69H83ZM83 70H82V71H83ZM89 70H90V67H89ZM93 70H94V69H93ZM93 70H91V72H89V73H94ZM107 70H106V71H107ZM130 70H131V69H130ZM153 70H154V69H153ZM164 70H166V69H164ZM171 70H172V69H171ZM171 70H170V72H174V73H175V70H174V71H171ZM48 71H50V69H49ZM53 71H51V72H53ZM68 71H67V72H68ZM74 71H75V70H74ZM77 71H78V70H77ZM86 71H87V70H86ZM86 71L84 70V72H86ZM92 71H93V72H92ZM95 71H96V70H95ZM102 71H103V70H102ZM104 71H105V69H104ZM104 71H103V72H104ZM108 71H109V70H108ZM110 71L112 72V70H110ZM121 71H122V70H121ZM121 71H120V73H121ZM151 71H150V72H151ZM158 71H159V69H158ZM160 71H161V70H160ZM176 71H177V69H176ZM194 71H195V70H194ZM194 71H193V74H196V76H197V73H194ZM196 71H195V72H196ZM246 71H249V72L246 73ZM6 72H5V73H6ZM58 72H59V70H58ZM58 72L56 71V73H58ZM70 72H68V73L70 74ZM84 72H80V73H84ZM87 72H88V71H87ZM96 72H97V71H96ZM103 72H101V71L99 72V75H101L100 78H102V79H105V78H106V79H109V78H107V77L109 76L110 79H111V77H112V79H113L112 82L114 81V79H115V81H116V79L119 80V77L122 76V75H121V76L118 75V76H119L118 78H117V77H116V78H113V75L118 74L119 72H118V73H115L116 71H114V73H113L112 75H111V74L108 75L107 72H104V74H103ZM126 72H128V71L126 70ZM129 72H131V71H129ZM142 72H143V70L141 71V73H142ZM153 72H154V71H152L151 73H153ZM164 72H165V71H164ZM164 72H163V73H164ZM182 72H181V73H182ZM191 72H192V71H191ZM259 72H260V71L258 70V74H259ZM261 72H263V69H262ZM261 72H260V73H261ZM47 73H48V72H47ZM59 73H60V72H59ZM59 73H58L57 75H56L55 73H53L52 77L54 76V74H55V77H57V76L59 75ZM64 73H66V72H64ZM71 73H72V72H71ZM97 73H98V72H97ZM97 73H94V74H93L94 77H95V76L97 77V75H98ZM100 73H101V74H100ZM120 73H119V74H120ZM123 73H124V71H123ZM135 73H136V71H135L134 73H132V74H134L133 76H135ZM144 73H145V72H144ZM146 73H147V74H146ZM146 73H145V74H146L145 76L147 77V75H148L149 72H146ZM151 73H150V74H151ZM158 73H159V72H158ZM178 73H179V72H178ZM186 73L189 74L190 72H186ZM186 73H185V74H186ZM49 74H50V73H48L47 75H49ZM66 74H67V73H66ZM66 74H64L65 77H66V76L68 77L69 74H67V75H66ZM102 74H103V75H102ZM105 74H107V75H106L107 77L105 76ZM137 74H138V72H137ZM161 74H162V73H161ZM161 74H159V76H160ZM230 74H231V73H230ZM230 74H229V75H230ZM254 74H257V73H253V75H254ZM261 74H262V73H261ZM263 74H264V72H263ZM45 75H46V74H44V76H43V74H42V76L39 75V76H41V77H40V79H41L40 81H41L42 83L44 82L42 86H44V84L48 82V81H46V80L48 79V77H49V76L51 77V75H49V76H47V75L45 76ZM70 75H71V74H70ZM70 75H69V78L72 77V76H70ZM88 75H91V74H88ZM99 75H98V77H99ZM123 75H124V74H123ZM141 75H142V74H141ZM141 75L137 76V77L139 78V80H140V78H143V77H144V76H143V77H140ZM143 75H144V74H143ZM154 75L157 76V73H155ZM162 75H163V74H162ZM167 75H168V74H167ZM176 75H177L178 77H176V76H175V77H176V78H179V74H176ZM181 75H183L182 77H185L183 73H182ZM181 75H180V78H181ZM190 75L192 76L191 73H190ZM190 75H189V78H190ZM232 75H233V74H232ZM239 75H238V77H239ZM246 75H244V76H246ZM22 76H24L25 79H24ZM34 76H36V75H34ZM39 76H38V77H39ZM61 76H62V79H63V78H64V77H63V73H62L61 75H59V79L61 78ZM81 76H82V75H81ZM83 76H84V75H83ZM102 76H103V77L105 76V77L103 78ZM124 76H125V75H124ZM133 76H131V77H133ZM159 76H158V79H159ZM169 76H170V74H169ZM204 76H203V77H204ZM233 76H234V75H233ZM233 76H232V77H233ZM235 76H234V77H235ZM28 77H29V76H28ZM30 77H31V73H30ZM36 77H37V76H36ZM38 77H37V78H38ZM52 77H51V78H52ZM67 77H66V78H67ZM73 77H74V76H73ZM87 77H88L87 79L90 78L89 76H87ZM114 77H115V76H114ZM135 77H136V76H135ZM135 77H134V79H135ZM148 77H149V76H148ZM152 77H153V76H152ZM171 77H172V75H171ZM175 77H174V78H175ZM186 77H187V74H186ZM203 77H202V78H203ZM212 77H215V76H212ZM31 78H32V77H31ZM84 78H85V77H84ZM91 78H93V77L91 76ZM91 78H90V79H91ZM144 78H145V77H144ZM165 78H168V77H165ZM169 78H170V77H169ZM204 78H207V77L205 76ZM222 78H223V77H222ZM224 78H225V77H224ZM224 78H223V79H224ZM53 79H54V77H53ZM55 79H56V78H55ZM59 79H57V80H59ZM72 79H73V78H72ZM76 79H77V78H76ZM90 79H89V80H90ZM95 79H96V78H95ZM97 79H98V78H97ZM97 79H96V81H97ZM106 79L104 80V82L108 83L109 81L107 82ZM110 79H109V80H110ZM121 79H122V77H121ZM123 79H124V78H123ZM123 79H122V80H123ZM126 79H127V78H126ZM128 79H129V77H128ZM130 79H131V78H130ZM130 79H129L128 81H130ZM151 79H152V78H151ZM161 79H162V78H161ZM213 79H214V78H213ZM23 80H21V82H23ZM33 80H34V77H33ZM42 80H45L46 82H45V81H42ZM60 80H61V79H60ZM65 80H66V79H65ZM67 80H69V81L71 82L70 79L67 78ZM73 80H74V79H73ZM122 80H121V81H122ZM144 80H145V79H144ZM187 80H188V79H187ZM26 81H27V80H26ZM28 81H29V82H30V81H31V82H35V81H36V78H35L34 81H32V79L30 80V78H29ZM37 81H38L37 84H41L40 81H39V79H38ZM63 81H64V80H63ZM63 81L61 80V82L59 81V82H60V83H59V82H57V81L55 80V82H54L53 84H54V85L57 84V83L61 84ZM79 81H80V80H79ZM94 81H95V80H94ZM99 81H100V80H98V82H99ZM123 81H125V80H123ZM151 81H152V80H151ZM151 81H150V82H151ZM155 81H157V79H156ZM158 81H159V80H158ZM205 81H206V80H205ZM16 82H17V83H16ZM29 82H28V83H29ZM31 82H30V83H31ZM51 82H52V80H50V83H51ZM56 82H57V83H56ZM65 82H66V81H64V83H65ZM70 82H67V83L70 84ZM75 82H76V80H75ZM92 82H93V81H92ZM100 82H101V81H100ZM100 82H99V83H100ZM116 82H117V81H116ZM116 82H115V83H116ZM125 82H127V81H125ZM134 82H138V80L136 79V81L134 80ZM140 82H141V81H140ZM142 82H143V81H142ZM147 82H148V81H147ZM184 82H185V81H184ZM208 82H209V81H208ZM23 83H24V82H23ZM48 83H49V82H48ZM48 83H47V85H48ZM67 83H66V84H67ZM76 83H77V82H76ZM85 83H86V82H85ZM88 83H89V82H88ZM99 83L96 85V88H97L98 85H101V84H99ZM106 83H105V85H107ZM122 83H123V82H122ZM145 83H146V82H145ZM148 83H149V82H148ZM158 83H159V82H158ZM174 83H175V84H174ZM174 83H173V85H170V87L168 86V87L171 89V90H170V91H171L170 94H171V93H176L177 91H179V93L183 92V91L180 92V90H184L183 93L186 94L187 92L185 91L184 88L186 87V89H189V88H187V87H190V86L192 85L191 83H189V84H191V85H189V84L187 83L189 86H186L187 84L184 86L183 83H180L181 85H176L177 82H174ZM196 83H197V82H196ZM204 83H205V84H203V85H205V86L211 84V83H208V84H207L206 82H204ZM18 84H20V83H18ZM21 84H22V83H21ZM24 84H26V83H24ZM31 84H32V83H31ZM59 84H58V85H59ZM71 84H72V85H76V84H74V83H71ZM71 84H70V85H71ZM77 84H78V83H77ZM111 84H112V83H111ZM111 84H110V86H112ZM124 84H125V83H124ZM139 84H141V83H139ZM139 84H138V85H139ZM149 84H150V83H149ZM199 84H200V82L197 84V85H198V88L201 87V89H202V91H203V87H205V86L202 85V86H203V87H202V86H200ZM220 84H221V83H219V86H220ZM222 84H223V83H222ZM227 84H228V83H227ZM227 84H225V85H227ZM233 84H234V83H233ZM45 85H46V84H45ZM47 85H46L45 87H47ZM62 85L65 86L63 83H62ZM72 85H71V86H67L68 88H66V86H65V89L62 88L63 86L60 87V85H59V87H58V86H55L56 89H57L58 91H60V93H59V92H58V93L55 92L56 95H57V94H58V95L60 94L61 97H64L62 94L65 93V92L63 91V93H62V92H61L62 90H61L60 88H62L63 90H66V91H67V90H69V87H71V90H70V92H71L72 89H73V87H74V86L72 87ZM78 85H79V84H78ZM89 85H90V83H89L87 86H89ZM94 85H95V84H94ZM103 85H104V83H103ZM126 85H129V84H126ZM131 85H132V84H131ZM136 85H137V83H136ZM142 85H143V84H142ZM193 85H194V84H193ZM213 85H214V84H213ZM217 85H218V84H217ZM234 85H235V84H234ZM240 85H241V84H240ZM244 85H245V84H244ZM259 85H260V90H261V91H264V83H262V84L259 83ZM17 86H18V85H17ZM17 86H16V88H17ZM23 86H24V85H23ZM23 86H21V87H23ZM42 86H40V87H42ZM81 86H82V85H81ZM81 86H80V87H81ZM91 86H92V85H91ZM108 86H109V84H108ZM110 86L108 87L109 90L113 88V87L111 88ZM124 86H125V85H124ZM133 86H135V85H132V87H133ZM144 86H145V85H144ZM151 86H152V85H151ZM151 86H150V87H151ZM156 86H157V85H156ZM210 86H212V84H211ZM221 86H223V85H221ZM221 86L219 87V90H222V89H220ZM21 87H20V88H21ZM34 87H35V91H36V89L38 90V88H37L38 86H37V87L34 86ZM40 87H39V88H40ZM55 87L53 88V86H52V88H53V89H52V88H50V87L48 86V88L52 89L53 92H52L50 89H47V88H45V89H46L45 91H48V90H49V91H48L49 93H50V91H51L52 93H51L50 95H51V96L53 95V97H54V96L56 97V95H55V93H54ZM57 87H58L59 89H58ZM77 87H78V86H77ZM89 87H90V86H89ZM99 87H100V86H99ZM99 87H98V88H99ZM101 87H102V85H101ZM120 87H121V86H120ZM194 87H195V86H194ZM194 87L192 86V90H191V89H190V90L193 91L192 93H194V94L196 95L195 91L198 90V91L200 92L201 90L198 89L197 87H196V88H197V90H196V88H194ZM230 87H231V86H230ZM236 87H237V86H236ZM238 87H239V85H238ZM247 87H248V86H247ZM249 87H250V86H249ZM16 88H15V89H16ZM20 88H19V89H20ZM23 88H26V87H23ZM23 88H21V91H22ZM27 88H29V87H27ZM75 88H76V87H75ZM75 88L73 89L74 91L76 90ZM84 88H85V87H84ZM87 88H88V87H86V89H87ZM104 88H105V86L102 87V88H100V89H102V91H104V90H105ZM128 88H129V87H127V88L125 87V89H123V91L125 90L126 93H127L128 91H131V90H129ZM130 88H131V87H130ZM133 88H134V87H133ZM133 88H132V89H133ZM138 88H139V87H138ZM154 88H155V87H154ZM193 88H194L195 91L193 90ZM207 88L210 89V90L212 89L211 87H207ZM240 88H241V87H240ZM29 89H30V90L33 89V86H32L31 88H29ZM41 89L44 90V87L41 88ZM41 89H39V90L36 91V92H39V93H40V90H41ZM77 89H79V88H77ZM91 89H92V88H91ZM93 89H94V87H93ZM93 89H92V91H93ZM103 89H104V90H103ZM106 89H107V88H106ZM126 89H127V91H126ZM136 89H137V88H136ZM141 89H142V88H141ZM141 89H140V90H141ZM148 89H150V88H148ZM204 89H206V88H204ZM213 89H214V88H213ZM213 89H212V90H213ZM225 89H226V88H225ZM225 89H224V90H225ZM23 90H24V89H23ZM26 90L28 91V89H26ZM57 90H55V91H57ZM82 90H83V89H82ZM87 90H88V89H87ZM107 90H108V89H107ZM109 90H108V91H109ZM119 90H120V89H119ZM146 90H147V89H146ZM166 90H167V89H166ZM168 90H169V89H168ZM227 90H228V89H227ZM234 90H235V89H234ZM15 91H16V90H15ZM17 91H18V88H17ZM35 91H33V92L35 93ZM45 91H44V92H45ZM74 91H72V92H74ZM78 91H79V90H78ZM80 91H81V90H80ZM80 91H79V92H80ZM105 91H106V90H105ZM112 91H113V89H112ZM123 91H122V93H123ZM147 91H148V90H147ZM202 91H201V92H202ZM206 91L208 92L209 90H205V92H202V93L205 95ZM214 91H215V90H214ZM217 91H218V90H217ZM230 91H231V90H230ZM236 91H237V90H236ZM261 91H260V93H261ZM10 92H11V93H10ZM22 92H23V91H22ZM30 92H31V91H30ZM30 92H29V93H30ZM44 92H42V93H44ZM48 92H45V93H46L47 95H49ZM70 92H69V94L72 93V92H71V93H70ZM75 92H77V91H75ZM106 92H107V91H106ZM109 92H110V94H112V95L117 94L115 91H114L115 93H114V92L111 93V90H110ZM119 92L121 93V90H120ZM125 92H124V93H125ZM149 92H150V91H149ZM199 92H198L197 94H199ZM218 92H220V91H218ZM225 92H227V91H225ZM225 92H223V93H225ZM17 93H18V92H17ZM23 93H24V92H23ZM23 93L20 95V91H19L18 96L20 95V98L23 97V96H25V98H26V97H29V98H30V96L32 97L31 94H30V96H26L27 94L25 93L26 95H25V94L23 95ZM27 93H28V92H27ZM29 93H28V94H29ZM53 93H54V94H53ZM89 93H90V92H89ZM91 93H92V92H91ZM94 93H95V91H94ZM122 93H121V94H122ZM124 93H123V94H124ZM134 93H135V92H134ZM136 93H137V92H136ZM140 93H141V92H140ZM189 93H190V91H189ZM202 93H201L200 95H202ZM209 93H211V92L209 91L208 93H206V95H207V94L209 95ZM213 93H214V92H213ZM213 93H212V94H213ZM215 93H216V92H215ZM221 93H222V92H221ZM221 93H220V94H221ZM234 93H235V92H234ZM234 93H233V94H234ZM14 94H12L13 97L11 96V97L13 98V101H14V99H15V98H14V97H15ZM66 94L68 95V93L66 92V93L64 94L65 97L67 98V95H66ZM75 94H76V93H75ZM75 94H74V96L71 95V98H72V96H73V97H76ZM104 94H105V93H104ZM106 94H107V93H106ZM106 94H105V95H106ZM128 94H129V96H130L131 92L127 93L126 95L128 96ZM145 94H146V93H145ZM154 94H155V93H154ZM154 94H153V95H154ZM190 94H191V93H190ZM212 94H211V95H212ZM217 94H218V93H217ZM226 94H227V93H226ZM226 94L223 95V96L225 97ZM231 94H232V92H231ZM237 94H238V93H237ZM261 94H264V93L262 92ZM261 94H260V97H261ZM15 95H17V94H15ZM34 95H35V94H34ZM43 95H44V94H42V96H43ZM88 95H89V94H87V96H88ZM91 95H93V94H90V96H91ZM99 95H100V94H99ZM118 95H119V94H118ZM118 95H117V96H118ZM126 95L124 94L123 97H124V96L127 97ZM131 95H133V92H132ZM174 95H175V94H174ZM174 95H172V96H174ZM182 95H183V94H181V96L179 95L180 97H179V96H178V97L181 99V98L183 97ZM211 95H210V98L212 97ZM18 96H16V97H18ZM38 96H40V94H38ZM80 96H81V94H80ZM93 96H94V95H93ZM102 96H103V95H102ZM109 96H111V95H108V96H107L108 99H109ZM115 96H116V95H115ZM117 96H116L115 99H117ZM120 96H121V95H120ZM120 96H118V99H117L118 101L115 100V101L117 102L116 104H118V102L121 100V98L123 99V97L121 96V98H120ZM129 96H128V98H125V97H124V99L122 100V102L126 100L127 103L124 102V103H122V105L125 106V103L128 104V105H130L131 102H133V101H131V100H133V99L136 97V94L133 95L134 97L132 96L133 98L130 96V99H129ZM138 96H140V95H137V97H138ZM144 96H145V95H144ZM165 96H167V95L165 94ZM185 96H186V95H185ZM191 96L194 97V95H192V94H191ZM191 96H190V97H191ZM213 96H214V94H213ZM218 96H219V94H218ZM237 96H238V95H237ZM237 96H236V97H237ZM263 96H264V95H263ZM11 97H10V98H11ZM65 97H64V99H62V98H61V99L64 100L65 102H67V100H65ZM68 97H69V96H68ZM77 97H78V96H77ZM82 97H83V96H82ZM95 97H96V96H95ZM97 97H98V96H97ZM100 97H101V96H100ZM100 97H99L98 99H100ZM105 97H106V96H105ZM150 97H151V96H150ZM175 97H177V95H175ZM175 97H174V98H175ZM187 97H189V96L187 95ZM196 97H197V95H196ZM196 97H195V99H196ZM219 97H220V96H219ZM221 97H222V96H221ZM221 97H220V98H221ZM226 97H228V96H226ZM226 97H225V98H226ZM232 97H233V96H232ZM232 97H231V98H232ZM234 97H235V96H234ZM234 97H233V98H234ZM260 97H259V98H260ZM5 98H7V97H4V101H5V103L3 102V98L0 99V101L2 100L1 103L4 104V108H5L6 104H8V102H9V104H8L9 106H8V107H10V101H11V100H9V101L7 100L8 102L6 103ZM25 98H23V99L25 100ZM33 98H34V97H33ZM51 98H52V97H51ZM69 98H70V97H69ZM71 98H70V99H71ZM89 98H90V97H89ZM110 98H114V97L111 96ZM119 98H120V99H119ZM131 98H132V99H131ZM138 98H139V97H138ZM146 98H147V97H146ZM179 98H177V100H178ZM183 98H186V97H183ZM197 98L201 99L199 95H198ZM207 98H208V96H207ZM233 98H232V99H233ZM262 98H263V97H262ZM7 99H9V98H7ZM16 99H17V98H16ZM18 99H19V98H18ZM23 99H22V100H23ZM43 99H44V98H43ZM48 99H49V97H48ZM53 99H54V98H53ZM58 99H59V98H58ZM61 99H60V101L63 103L64 101H62ZM73 99H74V98H73ZM76 99H77V98H76ZM103 99H104V97H103ZM128 99L130 100V101H129L130 103H128ZM149 99H150V98H149ZM166 99H167V98H166ZM171 99H172V98H171ZM180 99H179V100H180ZM193 99H194V98H193ZM193 99H192V97H191V100H193ZM195 99H194V101H195ZM213 99H214V98H213ZM213 99H212V102L214 101ZM215 99H217V98L215 97ZM218 99H219V98H218ZM223 99H224V98H223ZM223 99H222V100H223ZM228 99H229V97H228ZM234 99H236V98H234ZM234 99H233V100H234ZM263 99H264V98H263ZM263 99L260 98L261 103H259L258 101H255V102L257 103V105H258V103H259V105H258L259 107H260V106H263V104H262V100H263ZM22 100H20V101H21V102H20L21 104H22ZM38 100H39V99H38ZM51 100H52V99H51ZM55 100H56V99H54V101H55ZM79 100H80V99H79ZM101 100H102V98H101L100 101H99L100 103L103 101V100H102V101H101ZM105 100H106V99H105ZM137 100H138V99H137ZM137 100L134 99L135 102H138V103H139V101H137ZM139 100H140V99H139ZM147 100H148V99H147ZM150 100H151V99H150ZM150 100H148V102H152V101H150ZM177 100H176V101H177ZM182 100H183V99H182ZM184 100H185V99H184ZM186 100H188V99L186 98ZM186 100H185V101H186ZM197 100H198V99H196V101H197ZM203 100H204V96H203ZM205 100H206V97H205ZM209 100H210V99H209ZM222 100H221V102H222ZM229 100H230V99H229ZM258 100H259V99H258ZM13 101H11V103H12ZM30 101H32V99H31ZM30 101H28V103H29ZM41 101H42V100H41ZM48 101H49V100H48ZM52 101H53V100H52ZM56 101H57V100H56ZM56 101H55V102H56ZM60 101L58 100L59 103H61ZM70 101H71V100H70ZM74 101H75V99H74ZM87 101H88V100H87ZM93 101H95V99H94ZM93 101H92V103H93ZM96 101H98V100H96ZM96 101L94 102L95 105L98 104V102H97V104H96ZM108 101H110V99H109ZM169 101H170V99H169ZM180 101H181V100H180ZM185 101L182 102L183 105L185 104V106H183V107H186L185 110H187V108L190 109L191 107H193V111H194V109H195V107H196L195 105H197V104H194V106L191 105V107H189L190 105H188V103L191 104L192 101H191V102H187V101H186L188 106L186 105V102H185ZM189 101H190V100H189ZM198 101H201V100H198ZM207 101H208V100H206V102H207ZM218 101L220 102V99H219ZM225 101H226V99H225ZM14 102H15V101H14ZM16 102H17V100H16ZM26 102H27V101H25V103H26ZM39 102H40V101H39ZM58 102H57V104H58V106H59V103H58ZM65 102H64V103H65ZM68 102H69V101H68ZM76 102H77V101H76ZM76 102H75V103H76ZM78 102H80L81 104L83 103L81 100L78 101ZM78 102H77V103H78ZM104 102H105V101H104ZM106 102H107V101H106ZM106 102L104 103L105 106L108 104V103L106 104ZM111 102H112V101L109 102V106H110V107H113V108H116V109H118L120 106H121L120 108L123 107L122 105H120V103H119L120 106H118V105H116V104L114 103V101H113L112 103H111ZM167 102H168V101H167ZM167 102H166V103H167ZM184 102H185V103H184ZM203 102H204V101L199 102V103L197 102V103H198V105H199L200 103L203 104ZM214 102L217 103V100L214 101ZM214 102H213V104H214L215 106H214L213 104H210L211 102L209 101V102L207 103L208 106H204V107H203L204 110H206L205 107L207 108L206 113H205V112H200V113H199V111H200L202 108H200L199 111H198L197 109H198L199 107H202V106H199V107H198V105H197L198 108L196 107V111H197L198 114L201 115V114L204 113V114H208V115L210 116V117H209L208 115L204 116V114L201 115V119H204L205 121H204V120H203V121L201 120V121H200V124L202 123V124L204 125V124L208 123V124L211 126V125H212L211 123H213V125H214V123L216 122V121H215V116H216V115L214 116V115H213L214 113H213L212 115L214 116V117H213V118H214L213 120H214L215 122L211 121L212 119H210L211 122L208 121V120H209L208 118H211V117H212V115H210V114L208 113V111L212 113V109H210V110H211V111H210L208 107H209L210 105H211V107H212V105H213V107H214L213 110H215V114H216V113H217V112H216V108H217V111L219 112L218 108H219L221 105H223L225 102H222L223 104H221V103L218 102V103H219L218 106L220 105L219 107H218ZM227 102H228V101H227ZM227 102H226V103H227ZM255 102L253 101L254 104H255ZM1 103H0V104H1ZM18 103H19V102H18ZM20 103H19L18 105H20ZM32 103L34 104V101H33ZM35 103H36V102H35ZM47 103H48V102H47ZM88 103H89V102H88ZM90 103H91V102H90ZM100 103H99L98 106H100ZM110 103L113 104V105L115 104V107H114L113 105H111ZM138 103H137V105L140 104L139 106H142L143 108L140 107V108H141V109H140L139 106L136 107V105H135V103H134V105L131 104V106H132L133 109L130 108V109L132 110V111H131L132 113L129 112L130 110L128 109V110H129V111H128L127 108H125V109H126L129 113H128V112L126 113V110L121 109V111H122V110L125 111V112H122V113H123V114L126 113L127 115L131 113V115H133V114L135 113V112H133V110L135 111L136 108H138V109H140V110H142V109L145 108V107H144V106H145V103H144V105H141V104L143 103V101H142V103H139V104H138ZM175 103H176V102H175ZM182 103H181V104H182ZM193 103H195V102H193ZM229 103H230V102H229ZM253 103L251 102L250 105L253 104ZM263 103H264V102H263ZM14 104H15V103L11 104V107L14 106V107H13V108H14L13 113H14L15 110H17V109H15V105H14ZM29 104H30V103H29ZM29 104L26 103V105H29ZM49 104H50V103H49ZM54 104H56V103H54ZM57 104H56V105H57ZM72 104H73V103H72ZM81 104H80V105H81ZM94 104H92V105H94ZM102 104H103V103H101V105H102ZM104 104L102 105V106H103L102 108H105V107H104ZM147 104H148V103H147ZM149 104H151V103H149ZM167 104H168V103H167ZM173 104H174V102H173ZM205 104H206V103H205ZM205 104H203V105H205ZM247 104H248V103H247ZM260 104H261V105H260ZM12 105H13V106H12ZM18 105H17V103H16V106H18ZM23 105H24V104H23ZM23 105H22V106H23ZM30 105H31V104H30ZM45 105H46V104H45ZM50 105H51V104H50ZM52 105H53V104H52ZM62 105H63V104H61V106H62ZM70 105H71V104H70ZM152 105H153V104H152ZM155 105H156V104H155ZM171 105H172V103L170 104V106H171ZM174 105H175V104H174ZM174 105H173V108H174ZM230 105H233V106L231 107V109H230V108H228L227 110L225 109L227 112H225L226 114L224 115V119L226 118V119H228V121H229V119H231V118H233L234 116H236L234 113H235L236 110L239 109V107H240V106H239L240 104L237 103V102L234 103V101H233V104H232V100H231ZM245 105H246V103H245ZM245 105H243V106H245ZM248 105H249V104H248ZM250 105H249V106H250ZM20 106H21V105H20ZM22 106H21V107H18V108H20V109H18V110H21ZM33 106H34V105H33ZM54 106H55V105H54ZM58 106H57V107H58ZM63 106H66V104L63 105ZM68 106H69V105H68ZM84 106H85V105H84ZM116 106H118V107H116ZM126 106H127V105H126ZM126 106H125V107H126ZM131 106H128V107H131ZM134 106H135L136 108H134ZM153 106H154V105H153ZM166 106L169 108V105H166ZM216 106H217V107H216ZM223 106H224V105H223ZM225 106H226V104H225ZM44 107H45V106H44ZM55 107H56V106H55ZM57 107H56V109H55V110H56L55 112H57V109L60 110V109H59L60 106H59L58 108H57ZM66 107H67V106H66ZM90 107L94 108L93 106H90ZM107 107H108V106H107ZM107 107L105 108L106 110L110 109V108L107 109ZM150 107H151V106H150ZM175 107H176V106H175ZM177 107H179L178 110H177V108H174V109H173L172 106H171V107L169 108V111H170L171 109H173V111H175V112H173L172 114H174V113H176V110H177V111H181L180 109L184 110V108L181 107L180 105L177 106ZM180 107H181V108H180ZM215 107H216V108H215ZM229 107H230V106H229ZM250 107H251V106H250ZM250 107L247 106V108H248V109H251V110H252V108H254L253 106H252L251 108H250ZM255 107L258 108L257 106H255ZM2 108H3V105H2ZM23 108H26L25 110H26V112H27V107L25 106V107H23ZM29 108H30V107H29ZM33 108H34V109H37V108H35V107H33ZM41 108H42V107H41ZM48 108H49V107H48ZM51 108H52V107H51ZM68 108H69V107H68ZM72 108H73V109H77V107L74 108L73 106H72ZM78 108H79V107H78ZM95 108H97V106H96ZM113 108H112V110H113ZM120 108L118 109L119 111H120ZM148 108H149V107H148ZM152 108H153V107H152ZM152 108H151V109H152ZM156 108H157V107H156ZM156 108H155V109H156ZM164 108H166V107H164ZM220 108H221V107H220ZM222 108H223V107H222ZM245 108H246V107H245ZM245 108H244V109H245ZM256 108H255V109H256ZM0 109H1V108H0ZM5 109L8 110L7 107H6ZM61 109H62V107H61ZM105 109H102V110L104 111ZM116 109H114V111H115ZM138 109H136L137 113L139 112ZM175 109H176V110H175ZM189 109H188V110H189ZM260 109H261V108H260ZM263 109H264V106H263V108L261 109V112H262ZM1 110H2V109H1ZM1 110H0V111H1ZM25 110H23V111H25ZM29 110H30V109H28V111H29ZM40 110H41V109H40ZM48 110H49V109H48ZM77 110H78V109H77ZM83 110L86 112L85 109H83ZM83 110H82V109H79L78 111L82 112ZM93 110H94V109H92V111H90L91 114L88 112L89 114L86 113V115H87V116H88V115H89V116H93L94 114L96 115V111H97L98 113H100L99 111H101V107L98 108V109H95L96 111H94V112H93ZM110 110H111V109H110ZM110 110H109V111H110ZM118 110H116V111H118ZM145 110H146V109H145ZM145 110H143V112H144ZM148 110H149V109H148ZM166 110H168V109L166 108ZM204 110H203V111H204ZM242 110H243V107H241V110H240L241 115H240V113H239V114L236 113V114H238L239 116H242V114H243V116H244V113H245V111H247V109L243 110L244 112H241ZM257 110H258V109H257ZM8 111H9V110H8ZM11 111H12V109H11ZM11 111H9L8 113H9V114H13V113H10ZM32 111H34V110H32ZM35 111H36V110H35ZM35 111H34V112H35ZM42 111H43V110H42ZM44 111H45V110H44ZM49 111H50V110H49ZM49 111H48V112H49ZM84 111H83V113H84ZM88 111H89V110H88ZM103 111H102V112H103ZM109 111H108V112H109ZM116 111H115V112H116ZM119 111L116 112V113H117V114L119 113V115H120L121 112H119ZM153 111H154V110H153ZM164 111H165V110H164ZM169 111L165 112L166 115L168 114L167 116H170V115H169ZM189 111H190V110H189ZM189 111H186V112H188V114L190 113L189 115L187 114L188 117H189L191 114H192V116H193V113H191V112H189ZM193 111H192V112H193ZM222 111H223V110H222ZM237 111H238V110H237ZM2 112H3V111H2ZM2 112H1V113H2ZM17 112H18V111H17ZM19 112H20V111H19ZM19 112H18V113H19ZM30 112H31V111H30ZM30 112H29V113H30ZM36 112H37V111H36ZM48 112L46 111V113H48ZM51 112H53V110H52ZM58 112H59V111H58ZM71 112H72V111H71ZM73 112H74V111H73ZM80 112H78V115H77L78 117H79V115H81ZM92 112H93L94 114H93ZM102 112H101V113H102ZM104 112L106 113V111H104ZM141 112H142V111H141ZM143 112H142V113H143ZM155 112H156V110H155L154 112H152V113H155ZM171 112H172V110H171ZM183 112H184V111H182V114H181V112H178V113H180V114H179L180 117L184 114ZM186 112H185V113H186ZM248 112H249V111H248ZM248 112H246V114H247ZM259 112H260V111H259ZM24 113H25V112H24ZM27 113H28V112H27ZM37 113H38V112H37ZM43 113H44V112H43ZM43 113H42V114H43ZM76 113H77V112H76ZM79 113H80V114H79ZM98 113H97V114H98ZM101 113H100V114H101ZM105 113H104V115H103V113H102L103 117H102V115L99 114L100 117H101L102 119H104V118H106L105 120L109 119V116H110L111 114H112L111 117L113 116V118L115 117V119H116V120L109 119V120H112V122H117V121H118L117 119L120 120V118H121V117L117 116L116 114H114V113L111 112V111L109 112V114L107 113L109 116H108V115L106 116ZM150 113H151V112H150ZM195 113H196V112H195ZM197 113H196V114H197ZM219 113H220V112H219ZM9 114H8V115H9ZM19 114H20V113H19ZM21 114H23V112H22ZM31 114H32V113H31ZM31 114H30V116H32ZM48 114H49V113H48ZM53 114H54V113H53ZM63 114H64V113H63ZM73 114H75V113H73ZM92 114H93V115H92ZM113 114H114V115H113ZM123 114H122V115H123ZM147 114H149V113L147 112ZM165 114H164V116H165ZM170 114H171V113H170ZM176 114H177V113H176ZM198 114H197V115H198ZM217 114H218V113H217ZM220 114H221V113H220ZM220 114H219V115H220ZM248 114H249V113H248ZM1 115H2V114H1ZM1 115H0V116H1ZM14 115H15V114H14ZM23 115H26V114H23ZM35 115H36V114H35ZM44 115H46V114H44ZM56 115H59V114H56ZM60 115H61V117H62V114H61V113H60ZM83 115H85V113H84ZM83 115H82V116H83ZM86 115H85V116H86ZM95 115H94V116H95ZM99 115H98V116H95V117H99ZM115 115H116V116H115ZM135 115H136V114H135ZM139 115H140V113H139ZM139 115L137 114V117H139ZM187 115H186V116L183 115V116L187 117ZM219 115H217V116H219ZM221 115H222V118H223V114H221ZM259 115H260V114H259ZM262 115H263V114H262ZM17 116H18V115H17ZM27 116H28V115H26V117H27ZM37 116H38V115H37ZM49 116H50V115H49ZM64 116H66V115L64 114ZM71 116H72V114H71ZM82 116H80L79 118L82 119ZM85 116H84V117H85ZM89 116L87 117V119L90 118ZM123 116H124V115H123ZM125 116H126V115H125ZM146 116H147V115H146ZM149 116H150V115H149ZM154 116H155V115H154ZM174 116H175V115H174ZM192 116H190L191 120H192V118H193ZM202 116H204V118H203ZM260 116H261V115H260ZM260 116H259V117H260ZM1 117L3 118L4 116H1ZM19 117H20V116H19ZM19 117H17V119H18V120H21V122H22L23 119H20ZM21 117H22V115H21ZM24 117H25V116H24ZM28 117H29V116H28ZM28 117H27V119H28ZM78 117H76V119H77ZM84 117H83V118H84ZM100 117H99V118H100ZM111 117H110V118H111ZM118 117H119V118H118ZM135 117H136V116H135ZM135 117H134L133 119H130V118H131V116H130V118H129V119H130V122H131V120L134 121ZM147 117H148V116H147ZM185 117H183V120L186 119ZM188 117H187V121H186V120H185V121H183V120H178L177 123L180 121L178 124L175 123L176 125H174V126L169 125V126L173 129V132H174V133L171 132V133H173V135H172L173 137H176V136L178 135L177 133H179V132L182 134V132H181L180 130H182V131L184 130V133H185V134H184V133L182 134V138H185V141H186V138H187V137H185V136H183V135H186L187 132L189 131V130L186 131L187 128H189V127H191V126H196L197 123H198V122L196 121V120H197L196 118H194L195 120L193 119L194 121H193V120L191 121L190 118H188ZM195 117H197V116H195ZM198 117L200 118V116H198ZM198 117H197V118H198ZM205 117H206V118H205ZM207 117H208V118H207ZM219 117H221V116H219ZM245 117H246V116H245ZM247 117H248V116H247ZM261 117H263V116H261ZM261 117H260V118H261ZM5 118H6V116H5ZM31 118H32V117H31ZM47 118H48V117H47ZM56 118H58V116H57ZM66 118H67V117H66ZM72 118H73V117H72ZM72 118H71V119H72ZM74 118H75V117H74ZM74 118H73V119H74ZM99 118H95V120H96V119L99 120ZM101 118H100V120H102ZM126 118H127V117H126ZM144 118H146V117H142L141 120H143ZM240 118H244V117H240ZM260 118H258V119H260ZM6 119H7V118H6ZM17 119H16V120H17ZM27 119L25 118V120L22 122L23 124H22L21 122H18V121H17L18 124L20 123L19 125L22 124L21 127H20L18 124H17V125H18L21 129H23V127H25V126H24V122H25ZM37 119H38V118H37ZM49 119H50V118H49ZM51 119H52V117H51ZM51 119H50V120H51ZM53 119H54V118H53ZM53 119H52V120H53ZM84 119H86V118H84ZM137 119H138V118H137ZM139 119H140V118H139ZM176 119H177V118H176ZM178 119H179V118H178ZM206 119H208V120L206 121ZM217 119H218V118L216 117V120H217ZM234 119H235V117H234ZM236 119H238V118H236ZM236 119H235V120H236ZM244 119L247 120L246 118H244ZM254 119H256V118H254ZM14 120H15V119H14ZM33 120H34V119H33ZM45 120H46V119H45ZM55 120H57V119H55ZM61 120H62V118H61ZM88 120H89V119H88ZM92 120H93V118H92ZM92 120H91V121H92ZM95 120H93V121H94V122H93V125L95 124ZM100 120H99L100 124H97V123H98V121H97V122H96L97 125L95 124L96 126L101 125V122H102V121H100ZM109 120H107V121H109ZM121 120H123V118H121ZM146 120H147V119H145V121H146ZM152 120H153V119H152ZM155 120H156V119H155ZM170 120H171V119H170ZM198 120H199V119H198ZM219 120L221 121L220 118H219ZM222 120H223V119H222ZM232 120H233V119H232ZM235 120H233V122L231 123L230 126H232V125L234 126V121H235ZM245 120L243 121V119H241V120H239V121H241V122H239V123L235 121V122L237 123V125L235 124L234 127L237 126L236 129H238V128H243V130H244L245 133H246V131L250 130V131H248V133L250 132V133H249L250 135L247 136V133H246V135H245L246 137H245L244 134H242V133H244V132H242V133L239 132V133H237L234 137L231 136V137H228L229 139H227V141L225 140V141L227 142V144H226V146L223 148L224 151H222L223 149H221V154H219L220 152L217 153L219 156H218V155H215L216 153L213 151V152L215 153L214 155L216 156V158L218 157L217 160H216V164H215V165H217L218 163H219V164L217 165L218 167L216 166V168H215V166H214V161H215V160L213 161V165L210 164L211 167H210V166L208 167L209 163L207 164V167H208V174H209V176H211V174H212V176H214V174L216 173V171L218 172V174H219L220 171H223V175L221 174L222 176H226V177H230V176H231V178H234L235 176H233V175H234L233 171H234L235 169H237L238 167H239L238 169H242V168H243L242 166H244V168L246 169V167H245V164H246V163H240V164H241V165H240V164L238 163L240 160H237V159H236V160L238 161L237 163H238L240 166H238L237 168H235V164H237V163H235V158H238V157H237V156H239L238 153H239V152H241V153L243 152V153H244L245 150H247V149L249 150V148L252 149V147L254 148V146H256V145H258V144L264 142V124H263V127H261L262 124L259 122L261 128L259 127V125H257L258 127L255 126V127H257V128H255V127H254V128H255L257 131L255 130L256 132L254 131L253 134L251 135V132L253 131L252 129H246V131H245V128L242 127V126L246 123ZM261 120H262V123H263V122H264V121H263V118H262ZM3 121H4V119H3ZM3 121H2V122H3ZM5 121H8V120H5ZM12 121H13V120H12ZM12 121H10V122H12ZM31 121H32V120H31ZM35 121H36V119H35ZM35 121H34V122H35ZM48 121H49V120H48ZM48 121H47V122H48ZM68 121H69V120H68ZM72 121H73V120H72ZM78 121L80 122V120H77V121L74 120L75 123H77ZM81 121H82V120H81ZM91 121H90V123H88V121L85 122V123L91 124V125H88V127L90 128V127L92 126V128L94 129L95 127H93ZM137 121H139V120H137ZM145 121L143 120V121H141V122H145ZM168 121H169V120H168ZM171 121H172V120H171ZM181 121H182V123H181ZM189 121L192 122V123L190 122L191 124H193V122L195 123V121H196L197 123H195V124H193V125H191V124L189 123V124L191 125V126H190V125L188 124ZM220 121L218 122V120H217V123H220ZM230 121H231V120H230ZM237 121H238V120H237ZM251 121H252V120H251ZM256 121H257V120H256ZM27 122H28V120H27ZM40 122H41V120H40ZM43 122H44V120H43ZM53 122H54V121H53ZM64 122H66V121H63V122H61L62 124H61V123H60V124L63 125ZM79 122H78V123H79ZM104 122H105V121H103L102 123L104 124ZM112 122L109 121L110 124H111ZM124 122H125V121H124ZM127 122H128V121H127ZM135 122H136V119H135ZM141 122L139 121V122H136L135 124H136V125L139 124V125H138V127H139V126H142V124H143V123H141ZM153 122H154V121H153ZM174 122H176L175 118H174ZM205 122H206V123H205ZM222 122H225V121H222ZM242 122H244V124H243ZM247 122H249V120H248ZM5 123H6V122H5ZM13 123H16V121L13 122ZM48 123H49V122H48ZM51 123H52V122H51ZM54 123H55V122H54ZM56 123H57V122H56ZM56 123H55V124L52 123V124L54 125V127H55ZM70 123H71V121H70ZM105 123H106V122H105ZM109 123L107 122L106 129L104 128V127H105L104 125H101V127H103V128H102L103 132H102V131H100V132H101V134H103V133H104V134H107V131H108V135H109V137H108L107 135H104V137L107 136L108 139H111V141H113V139L111 138L112 135H110V133H111L112 130H110V132H109V130H107V128H108L109 126L112 127V125H113L114 123H113L112 125H109ZM117 123H118V122H117ZM117 123L113 125V128H114L115 125H120V123H122V126H123V124H124L122 121H120V123H118V124H117ZM131 123H132V122H131ZM156 123H157V122H156ZM172 123H173V122H172ZM186 123H187V124H186ZM217 123H216L214 126L218 125ZM7 124H9V123H7ZM25 124H26V123H25ZM30 124H32V123L29 121V123H28V127H29ZM34 124H35V123H34ZM57 124L59 125V121H58ZM67 124H68V123H67ZM67 124L65 123V125H67ZM73 124H74V123H73ZM80 124H82V126H83L84 123H80ZM125 124H126V123H125ZM132 124L135 126L134 123H132ZM145 124H148V122H147V123L145 122V123H144V126H146ZM151 124H152V123H151ZM151 124L149 123L148 125H151ZM157 124H158V123H157ZM185 124H186L187 126H188V125H189V126L187 127ZM202 124H201V125H202ZM208 124H207V125H208ZM224 124H225V123L221 124V126L223 127ZM1 125H2V127H3V124H1ZM5 125H6V124H5ZM10 125H11V123H10ZM40 125H41V124H39L38 126H40ZM53 125H50V128L53 127ZM58 125H56V126H57L56 129H55L54 127L51 128V129L49 128L50 130L47 128V129L50 131L51 135H50L49 132H47V131H48L47 129L44 130L45 133H46V132H47V134L49 133L48 136H47V134L44 133V136H47V139H48V138H50L51 140L53 139V140H52V143L54 142V139H55V140H58V141H61V143H62V141H64V140H60L61 136L58 137L59 139L54 138V137H57V136L55 135V133L60 134L59 132L61 131V130H58L59 132H55V131L58 129ZM61 125H59V126H61ZM77 125L79 126V124H76V127H77ZM95 125H94V126H95ZM108 125H109V126H108ZM130 125H131V124H129L127 128H129ZM207 125H205L206 127L204 128V127H202V126L200 127V126H199V123H198V126L200 127V128H199L200 130H199V129H198V130L196 129V128H198V126H197L196 128H195V127H192V128H194L195 130H197V132H199V131L201 132V128H202V129H203V128L206 129V128H207ZM209 125H208V127H209ZM6 126H7V125H6ZM26 126H27V124H26ZM35 126H36V125H35ZM63 126H64V125H63ZM71 126H72V123H71ZM86 126H87V124H86ZM183 126H185V127H187V128L185 129V127H183ZM221 126H220V124H219V127H220V128L217 126V128H219V130H216L217 128H216V129L214 128L216 131H215V130H212V131H215V132H216L215 136L218 134V131H219V133H220V132H221L220 130L223 129V128H221ZM226 126H227V122H226ZM230 126L228 125V127H230ZM250 126H251V125H250ZM252 126H253V124H252ZM11 127H12V126H11ZM14 127H15V125L13 124V127H12V128L15 129L16 131H17V129H18V132H16V133H19V134H18L19 137H22V131H23V130H22L21 133H20V131H19L20 128H17V127L14 128ZM28 127H25L26 129H24V130L29 131V132H26V133H31L30 130L33 128V126H32L31 129H29ZM72 127H73V126H72ZM74 127H75V125H74ZM76 127H75V128H76ZM79 127H80V126H79ZM79 127H78V128H79ZM98 127H99V129H100V126H98ZM98 127H96V129H97ZM110 127H109L108 129H112V128H110ZM136 127H137V126H136ZM138 127H137V129H138ZM149 127H150V126H149ZM149 127H148L147 130H148V131H149V130L151 131L153 128L150 127V129H149ZM167 127H168V126H167ZM211 127H212V126H211ZM211 127H210V128H211ZM27 128H28V130H27ZM34 128H35V127H34ZM41 128H42V131H43V128H45V127L42 126ZM59 128H60V127H59ZM67 128L71 129V128L69 127V125H68ZM75 128H74V129H75ZM80 128H82V127H80ZM80 128L78 129V131L81 130ZM86 128H87V127H86ZM86 128H85V129H86ZM92 128H91L90 130H92V131L94 132V130H93ZM116 128H117V127H116ZM118 128H120V127H118ZM122 128H124V126H123ZM142 128H143V127H142ZM144 128H147V126L144 127ZM144 128H143V132H142V131H141V132L147 134L148 132H144V130H145ZM168 128H169V127H168ZM230 128H231V127H230ZM232 128H233V127H232ZM251 128H252V127H251ZM258 128H259V129H258ZM0 129H1V128H0ZM10 129H11V128H10ZM13 129H12V131H13ZM60 129L64 130L63 128H60ZM69 129H68V130H64V131H65V132L69 131V133H70V130H69ZM96 129H95V130H96ZM99 129H98V130H99ZM104 129L107 130V131H105ZM114 129H115V128H114ZM125 129H126V128H125ZM130 129H133V128H132V125H131V128H130ZM137 129H136V130H137ZM139 129H141V127H139ZM165 129H166V128H165ZM189 129H190V128H189ZM204 129H203V131H202V133H204V134H206L207 131H211V129L208 130V128H207V130H205V131H206V132H205ZM224 129H225V128H224ZM15 130H14V131H15ZM46 130H47V131H46ZM51 130H52V131H51ZM53 130H55V131H53ZM72 130H73V129H72ZM72 130H71V131H72ZM76 130H77V129H76ZM76 130H75V131H76ZM120 130H121V129H120ZM127 130H128V132L131 134L130 136H132V133H133L134 130H133V131L131 130L132 133L129 131V129H127ZM147 130H146V131H147ZM155 130H156V129H155ZM190 130H191V129H190ZM195 130H193L194 132H193V131H192V132H193V133H197V132H195ZM251 130H252V131H251ZM31 131H33V129H32ZM40 131H41V130H40ZM44 131H43V132H44ZM78 131H77V135L80 134V133H82V131H79L80 133H78ZM121 131H122V130H121ZM125 131H126V130H125ZM125 131L123 130V132H125ZM212 131L210 132V134L212 133ZM10 132H11V130H10ZM36 132H37V131H36ZM36 132H34V133H36ZM38 132H39V131H38ZM52 132H53V133H52ZM54 132H55V133H54ZM61 132H62L63 134L65 133V132H63V131H61ZM72 132H73V133H76V132H74V131H72ZM96 132H97V133H96ZM100 132H99V133H100ZM105 132H106V133H105ZM114 132H115V131H112L111 134H113ZM117 132H118V131H117ZM126 132H127V131H126ZM138 132H139V131H137V133H138ZM215 132H213V134H214ZM5 133H6V132H5ZM13 133H15V132H13ZM13 133L11 132V136H12V137H11V138L9 137L10 139H12V138L14 137V135L16 134V133H15V134L13 135ZM23 133H24V132H23ZM32 133H33V132H32ZM34 133H33V134H34ZM69 133H67V134L65 133V134H66V135L64 134L65 136H64L63 134H61V135H63V136L66 138L65 141H67V143L71 145V143H72L71 141L73 140L72 137H73V135H75V134H73V135L71 134V135H70V136H72V137H70V138H72V139H71V141L69 142L70 139L67 138ZM88 133H89V134H88ZM88 133H86V134H88V135H85V133H83L85 136H82V137H86V136H87V137H91V138H93L91 135H94V133H93V134H91L92 132H88ZM95 133L97 134V137L100 136V137H99V141L102 140V141H104V142H103L104 144L107 143V145H105V146H108V145H109V142H111V141L108 142V140H106L107 137H106V138L103 137V138L105 139V140H103L102 135L98 134V131H97V130L95 131ZM119 133H120V132H119ZM121 133H122V132H121ZM129 133H127V134H128V137H129ZM151 133H152V132H151ZM154 133H155V132H154ZM154 133H153V134H154ZM180 133H179V134H180ZM190 133H191V131H190ZM190 133H189V134H190ZM193 133H191L190 135H192V136L195 135L194 137H195L196 140H194V141H195V143L198 145V144H199V141H198L199 139L197 140V138H201V137H196V134H193ZM202 133H197V136H198V134H199V136H200ZM7 134H9V133H7ZM20 134H21V136H20ZM33 134H28V135H30V136H29L28 138H27V137H26V138L29 139ZM37 134H38V133H37ZM41 134H42V132H41L40 134H38V137H40V139H41L42 136H43V135H42V136H39V135H41ZM133 134H136V132H134ZM146 134H145V135L143 134V136H142V134H141L142 137H141L140 134H139L140 139H142L144 136H146ZM149 134H150V132H149ZM149 134H147V135H149ZM174 134H177V135H174ZM189 134H188V135H189ZM241 134H242L245 138H243V137L241 136ZM9 135H10V134H9ZM9 135H7V136H9ZM16 135H17V134H16ZM23 135H24V137H22V138H23L24 140H27V139L25 138V136H26L27 134H26V135L23 134ZM28 135H27V136H28ZM35 135H36V134H34V137H35ZM49 135H50V136H49ZM54 135H55V136H54ZM77 135H75V138H76ZM80 135H81V134H80ZM80 135H79V136H80ZM98 135H99V136H98ZM113 135H115V133H114ZM137 135H138V134H137ZM155 135H156V134H155ZM190 135H189V136H190ZM211 135H212V134H211ZM211 135H210V136H209V135H208V136H207V135H204V139H206L207 137H211ZM218 135H219V134H218ZM239 135L242 137L241 139H240V136H239ZM44 136H43V138H45ZM51 136H53V138H52ZM58 136H59V135H58ZM66 136H67V137H66ZM95 136H96V135H95ZM180 136H181V135H180ZM180 136L178 135V137H180ZM201 136H202V135H201ZM205 136H206V137H205ZM212 136H213V135H212ZM15 137H16V136H15ZM15 137H14V138H15ZM34 137H32V138L35 140ZM36 137H37V136H36ZM64 137H62V138L64 139ZM77 137H78V136H77ZM80 137H81V136H80ZM82 137L79 138V141H80V142H81V140L83 139ZM114 137H117V136H113V138H114ZM118 137L120 138L121 136H118ZM118 137H117V138H118ZM136 137H138V136H136ZM139 137H138V138H139ZM148 137H149V136H148ZM148 137H147V138H148ZM150 137H152V136H150ZM150 137H149L148 139H146V138H144V139L147 141V140L151 139ZM169 137H170V136H169ZM190 137H191V136H190ZM202 137H203V136H202ZM216 137H217V136H216ZM5 138H6V136H5ZM14 138L12 139L14 142L11 141L12 143H15V139H16V138H17V139H20V138H18V137H16L15 139H14ZM91 138H90V139H91ZM95 138H96V137H95ZM101 138H102V139H101ZM122 138H123V137H122ZM124 138H127V137H124ZM130 138H131V137H130ZM134 138H135V136L132 137V141L134 140ZM153 138H154V137H152V139H153ZM155 138H156V137H155ZM157 138H158V137H157ZM182 138L180 137V140H181V141L179 140V142H182V141L185 142L184 139H182ZM212 138L215 139V137H212ZM17 139H16V140H17ZM23 139H21V140L23 141ZM30 139H31V138H30ZM38 139H39V138H37V140H35V141H38ZM40 139H39L38 142H40ZM47 139H46V141H48ZM50 139H49V140H50ZM67 139H68V140H67ZM85 139H86V138H84V140H82V141H85ZM90 139H89V140H90ZM93 139H94V138H93ZM93 139H91V140H93ZM97 139H98V138H97ZM97 139H94L93 141H94L95 143H99V141H98ZM127 139H128V140H131V139H129V138H127ZM135 139H136V138H135ZM140 139L138 140V141H139V143H138L139 146H140V145L142 144V142H143V141L140 142ZM152 139H151V140H152ZM192 139H194V138L191 137L190 140H192ZM201 139H202V138H201ZM201 139H200V140H201ZM204 139H203V140H204ZM214 139H213V141H214ZM216 139H217V138H216ZM51 140L48 141V142H51ZM75 140H76V139H75ZM75 140L73 141V143L75 142ZM86 140H88V139H86ZM116 140H117V139H116ZM116 140L113 141L115 144H116L118 141H120V145L124 143V142L121 143V142H122L121 139H118L117 141H116ZM125 140H126V139H125ZM145 140H144V142H145ZM155 140H156V139H155ZM172 140L174 141V140H176V138H175V139H172ZM188 140H189V139H187V141H188ZM190 140H189V141H190ZM206 140H207V139H206ZM9 141H10V140H9ZM35 141L33 142L32 139H31L30 141H28V142L31 143V144H30L31 146H29V148H27L29 144H28V145L26 144L27 147H26V145H25V148L29 149V152H30V153L34 151L33 149H35V148H31V147H32V144H33V146L35 145ZM43 141H45V139H44ZM43 141H42V139H41V142H40L41 144H40V143H38V144L41 145V146H40L41 148H44V147L46 146V144H47V145H48V148H49V146H50V148L48 149V151H50V152H48V151L46 152V149H47V147H46V149L44 148V150L41 149V150H42L41 153L44 152V151H45L47 154H50L51 152H54V153H55V150H56L55 146H57V147H58V146H59V147L61 146L59 142H58L59 145H55V146L53 145L54 143L56 144L57 141L54 142L53 144L50 143L51 145H50L49 143H44ZM77 141H78V138H77ZM136 141H137V140H134L133 142L137 143ZM166 141H167V140H166ZM177 141H178V140H176V142H177ZM196 141H198V143H197ZM204 141H205V140H204ZM11 142H10V143L7 142V143H8V144H11ZM19 142H20V140H19ZM32 142H33V143H32ZM42 142H43V144H42ZM86 142H87V141L84 142V143H85V144H84L85 146H86V144H87ZM88 142H91V141H88ZM105 142H106V143H105ZM113 142H111L113 145H112L111 143H110V145H109V146L112 145V147H109L110 150H111V148L113 149V146H114V149H115V148H118V150H119L120 148L117 147V146H120V145H119V142H118V145H117V144L114 145ZM133 142L130 141V143H133ZM148 142H149V141H147L145 144H144V143H143V144L146 145V144H148ZM156 142H157V141H155L154 146L156 145ZM190 142H192V141H190ZM190 142H188L189 145L191 144ZM210 142H212V140H211ZM215 142H216V141H215ZM215 142H214V143H215ZM16 143H18V140L16 141ZM16 143H15V144H16ZM22 143L24 144L25 142H21V147H22L21 149L23 150L22 153H25V152L28 151V150H27V149H23L24 146H22V145H23ZM26 143H27V142H26ZM36 143H37V142H36ZM63 143H65V142H63ZM67 143H65V144H67ZM73 143H72V145H73ZM82 143H83V142H81V144H82ZM95 143H94L93 146H95ZM101 143H102V142H100V144H101ZM126 143H127V142H126ZM150 143L153 144L152 141H150ZM173 143H174V142H173ZM188 143H185V148H186V147H187V148L189 147V145L186 146V144H188ZM202 143H203V142H202ZM202 143L200 144V145H201V148H202V146H204V145H202ZM205 143H206V141H205ZM205 143H204V144H205ZM207 143H209V142H207ZM212 143H213V142H212ZM212 143H211V144H212ZM77 144L81 145L79 142H77ZM92 144H93V143H92ZM92 144H91V146H92ZM124 144H125V143H124ZM124 144H123V146H124ZM138 144H136V146H134L133 148H132V146H133L134 144H133V145L131 144L130 146H131L132 149H131V148H130V149L133 150L134 148H138V147H139V146L137 147ZM143 144H142V145H143ZM176 144H177V145H176ZM176 144H174V145H176V147H177L179 143L177 142ZM180 144H182V143H180ZM11 145H12V144H11ZM13 145H14V144H13ZM13 145H12V148H16V149H15L16 151L13 152V153H14V154L17 153L18 150H19V153H20V152H21L20 149H17V148L20 147V145L18 144L19 147H17V145H16V146L14 145L15 147H13ZM42 145H43V147H42ZM44 145H45V146H44ZM52 145L54 146L53 148L51 147ZM62 145H63V144H62ZM79 145L76 146V144L74 143V146H76V147H79ZM88 145H90V144L88 143ZM101 145H102V144H101ZM142 145L140 146V147H141L140 151L142 152L143 155H141V153H137V152H139L138 149H136V152H135V153L140 154L141 156H138L137 154H134V156L137 155L138 157H141V158H142V159H140L141 161H140V160L138 161V163H139V162H143V157H142V156H144V153H145V152H146V154H147V152H148L147 150L150 148V147H148V146H152L151 144H150V145L148 144V145H147V149L144 148L145 151H142V150H143ZM165 145H166V144H165ZM172 145H173V144H172ZM197 145H195V144L193 143V146H197ZM208 145H209V144H208ZM262 145H264V144L262 143ZM1 146H2V145H1ZM36 146H37V144H36ZM36 146H34V147H36ZM38 146H39V145H38ZM38 146L36 147L37 149H35L36 152H37V150H38ZM85 146H84V147H85ZM91 146H89V147H91ZM98 146H100V145L98 144ZM98 146H97V144H96L95 147H97V148L93 147V152H92V153H91V151H92V150H91L92 147L89 148V149H87L88 147H85V148L87 149V151H88V150H91L90 153H89V151H88V155H87V153H86L87 151H86V152L84 151L85 149H83V148H84L83 145H82V148H81V146H80V148H76V147H74V149H75V148L77 149L76 152H75L74 149H73L74 151H71V152L69 151V152H70V154L72 153L71 155H73V153L75 152V153H74V157H75V158H77L79 155H81L83 159H84V156H83L84 154H83V153L85 152V153H86L85 156L87 155V158H88V156H89L90 159L93 160V161H90V159L88 158L89 161H90L91 163H92V162H93V163L95 162L94 166H95L96 168L101 169L100 167H102V166H100L99 163H98V162H100V161H99L98 159H96V160L94 161L95 156H94V154H93L94 152H97V153H96V155H97L98 152L101 150ZM102 146H103V145H102ZM115 146H116V147H115ZM126 146H127V145H126ZM126 146H125L124 148H126ZM154 146H153V147H154ZM193 146L190 145V148H189L190 151H192L193 149L196 148V147H194V148L191 150V147H193ZM215 146H216V145H215ZM259 146H260V145H259ZM40 147H39V148H40ZM65 147H66V146L64 145V148H65ZM100 147H101V146H100ZM127 147H128V146H127ZM145 147H146V146H145ZM153 147H151V148H153ZM168 147H170V145H169ZM168 147H166V148L168 149ZM173 147H174V146H173ZM198 147H199V145H198ZM216 147H217V146H216ZM260 147H261V146H260ZM262 147H263V146H262ZM262 147H261L260 149H263ZM54 148H55V150H54ZM61 148H62V146L60 147V150L58 149L59 151H57V150H56V151H57V152H60L61 150L64 149V148H62V149H61ZM124 148H121V149L124 150ZM174 148H175V147H174ZM174 148H173V149H174ZM183 148H184V147H182L181 150H182ZM187 148H186V149H187ZM203 148H205V147H203ZM211 148H212V147H211ZM220 148H221V147H220ZM30 149L33 150V151H31ZM96 149H98V150L96 151ZM99 149H100V150H99ZM107 149H108V147H106L105 150H104V148H102V150H104L105 153L107 152V151H106ZM114 149H113V150H114ZM126 149H127V148H126ZM163 149H164V148H163ZM169 149H170V148H169ZM171 149H172V148H171ZM176 149H177V148H176ZM215 149H216V148H215ZM260 149L258 148L259 151H258L257 149H255V150L252 149V151H253V150H254V151L257 150V151H256V153H257V152H260ZM4 150H5V149H4ZM64 150H66V148H65ZM69 150H71L70 147H69ZM94 150H95V151H94ZM102 150H101L99 153L102 152L101 154H104V155H105V153H103ZM108 150H109V149H108ZM110 150L108 151L109 153L111 152ZM113 150H112V151H113ZM127 150H128V149H127ZM134 150H135V149H134ZM134 150L131 151V152L134 153ZM137 150H138V151H137ZM149 150H150V149H149ZM152 150H153V149H152ZM201 150H203V149H198V151H200V152H201ZM263 150H264V149H263ZM12 151H13V150H11L10 152L12 153ZM35 151L33 152L32 156L35 157V156L38 155V157H39L40 159H42V158H43L42 156H43L44 154H43V153H42L43 155L39 154V152H40V151H39L38 154L36 155ZM121 151H122V150H121ZM124 151H125V150H124ZM129 151H130V150H129ZM150 151H151V150H150ZM150 151H149V153H150ZM166 151H167V150H166ZM174 151H175V150H174ZM174 151L172 150V154H171V156H169V157L175 158V159H173V160L178 161V162H182L181 159H183V160L190 159V160H187V162H188V161L191 162V160H192L191 158H192L193 156H195V154L192 152L193 155H192V153H191V155H192L191 158L184 159V158H186V155H187L188 152H189L188 149H187V151H188L187 154H186V152H185V150H184L183 152H185V153H184V154H181V155H183V156H182L183 158L181 157V159H180L181 161H179V160H176V158H178V156H179V154H178L179 150L177 151V154H178L177 157H176V156L173 157L174 155H176V154H173ZM193 151H195V150H193ZM218 151H220V150L218 149ZM249 151H250V150H249ZM252 151H251V152H252ZM64 152H65V151H62V153H64ZM113 152H114V151H113ZM115 152L119 153L120 151L118 152L117 149H116ZM143 152H144V153H143ZM154 152H155L154 150H153V152L151 151L152 154H154ZM157 152H158V151H156V153H155L156 155H157ZM167 152L170 153L169 150H168ZM181 152H182V151H181ZM196 152H197V151H196ZM210 152H211V151H210ZM210 152H209V153H210ZM263 152H264V151H263ZM19 153H17V155H19ZM22 153H21V154H22ZM27 153H28V152H27ZM27 153H26V154H27ZM30 153H28V155H29ZM34 153H35V155H34ZM46 153H45V154H46ZM62 153H59V155L62 154ZM111 153H112V152H111ZM125 153H126V152H125ZM129 153H130V152H129ZM133 153H132V154H133ZM151 153H150V155H151ZM175 153H176V152H175ZM189 153H190V152H189ZM197 153H198V152H197ZM197 153H196V155H197ZM248 153H249V155H247V156H250V155H253V154H254L253 152H252L253 154H252V153L250 154V152H248V151H247V153H244V154L246 155V154H248ZM21 154H20V156H19L20 158H18V159L21 160V158H23V159H26V158H27V159H26V161H27L28 158H29V160H32V159H31V158H32L31 156H30V157H31V158H30V157H28L26 154H24V155H26V156H23V154H22V155H21ZM47 154L45 155V157H49V156H50V155L47 156ZM57 154H58V153H57ZM57 154H56V155H57ZM64 154H66V153H64ZM64 154H63V155H64ZM68 154H69V153H68ZM68 154H67L66 156L69 158V155H70V154H69V155H68ZM89 154H93V155H92L93 157L90 156ZM107 154H108V153H107ZM107 154H106L105 156H106V158H110V160L108 159L109 163H108L107 165H105L104 162H106V161H105L106 158H103L104 162L101 161V163H102V164L104 163L103 165L107 167L106 170H109V167H110V166H111V168H112V164H113L112 162H114V161H112V156L114 155V153H113V154H109V155H110L109 157H108ZM120 154H121V153H119L118 156L122 157ZM166 154L169 155L168 153H166ZM185 154H186V155H185ZM211 154H212V153H211ZM239 154H240V153H239ZM244 154H242V155L244 156ZM257 154H258V153H257ZM259 154L262 156L261 153H259ZM15 155H16V154H15ZM30 155H31V154H30ZM39 155H40V156H39ZM51 155H52V153H51ZM63 155H61V156H63ZM104 155H103V157H105ZM111 155H112V156H111ZM116 155H117V154H116ZM125 155H126V154H125ZM129 155H130V154H129ZM147 155H148V154H147ZM150 155L147 156V158H144V159H149L150 157H152V158L150 159V160H151L150 163H151V164H154V163H152V162H154V159H155L156 157L153 155V156H154V158H153V156H150ZM207 155H208V154H207ZM236 155H237V156H236ZM260 155H259V156H260ZM1 156H2V155H1ZM52 156H55V155L53 154ZM61 156L58 157V158H56V160L59 159V158H62ZM81 156H79L78 161H81V160H82V158H81V160H80V157H81ZM97 156H98V155H97ZM100 156H101V155H100ZM118 156H117V158H118V160H119V157H118ZM132 156H133V155H132ZM134 156H133V158L131 157V159H134ZM137 156H135V157H137ZM165 156H166V155H165ZM189 156H190V154H189ZM189 156H188V157H189ZM215 156H213V159H215V158H214ZM254 156H256L257 159L259 160V158H258L257 155H254ZM24 157H25V158H24ZM38 157H37V158L35 157V158H36V160L39 161V158H38ZM56 157H57V156H56ZM64 157H65V155H64ZM64 157H63L62 159H60L61 161H65V163H64V162H61V163H62L63 170H64V172L66 171V174L68 173L67 175H69V174L72 172L73 175H74L72 178H74V177H75L74 172H75L76 166L79 165V163H80V164H81V167H82V166L84 167L85 165H82V164L84 163V160H82L81 162H78L77 160L75 161V158H74V157H70V159H72V160H73V158H74L73 162H71V160L68 161V158H66V157H65V158H66V160H65ZM91 157H92L93 159H92ZM113 157H114V158H113V160H114V159H115V156H113ZM148 157H149V158H148ZM167 157H168V156H167ZM204 157H205V156H204ZM207 157H210V156H207ZM239 157H242L241 154H240ZM245 157H246V156H245ZM3 158H5V156H4V157H1V160H2ZM6 158H7V157H6ZM14 158H15V157H14ZM51 158H52V159H51ZM51 158H50V159L52 160V163L56 161L55 159H54L55 161H53V157H51ZM54 158H55V157H54ZM117 158H116V159H117ZM126 158H128V156H127ZM210 158H211V157H210ZM243 158H244V157H243ZM243 158H241V159H243ZM263 158H264V156L262 157V159H263ZM18 159L16 158L15 160L18 161ZM33 159H34V158H33ZM44 159H45V158H44ZM44 159L41 160L42 162H40V163L38 162V164H39V165L42 164ZM88 159H86V161H85V164H86V166H87L86 169L88 168L87 163L89 164V162H87ZM121 159H124V158H120V160H121ZM136 159H137V158H136ZM152 159H153V161H152ZM202 159H203V158H202ZM211 159H212V158H211ZM211 159H209V160H211ZM238 159H239V158H238ZM246 159H247V160H248V159L251 160L250 157H247ZM246 159H245V160H246ZM252 159H253V156H252ZM255 159H256V158H255ZM262 159L260 158V160H262ZM1 160H0V161H1ZM3 160H4V159H3ZM3 160H2V161H3ZM15 160H12V161H14L13 163H12V161H11L12 164H11L10 167H12L13 164L17 165V164L15 163V162H16ZM29 160H28V161H29ZM36 160L34 159L33 161H31V163H30V161H29L28 163H29L30 165L27 164V163H26V164H27L28 166H31V167H32L31 170H33V171H32L31 173H34V172L36 173V170L33 168L34 166H35V167H36V166L39 167V169L42 167V169H41V173H40V175H39L40 177H42V175H43V173H42L43 171H42V170H44V171H45V170L48 171V172H47V175H48V176H46V175L44 174V176H46L47 179H48V177L51 178V177H50V176H51V175H50V174H51L50 172L53 173V172L55 171V173H53L54 176H55L56 174H58V172H56V171H58V170L60 171V170H61V169H58V168H57V166H58L57 163H58L59 160L55 162L56 164H54V167H56V168H53L52 163H51V165L49 164L50 161H51V160L49 161V158H48V161H47V162H49V163L44 162L45 164L47 163L49 166H51L52 169H53V171L51 170V167H50V171L47 170V169L49 168V167L47 166V164H46L47 169H44V168H46L45 165H44V168H43V166H39V165L37 164V161H36ZM128 160H129V159H127V161H128ZM166 160H167V159H166ZM168 160H169V159H168ZM171 160H172V159H171ZM204 160L207 161L208 159H204ZM245 160H243V161H245ZM247 160H246L245 162H248ZM253 160H254V159H253ZM260 160L257 161V162L254 161L255 163H254V164H251V165H252V166H251V167H252L251 171H250V168L247 167V170H245V171L247 172V171H248V168H249V171H250L251 173H250L249 171H248V172L250 173V175H249L248 172H247V175H244V176H241V177L236 176V177L239 178V179H238V183H239L238 186H239L242 190H243L244 188L246 189V187L249 186V183H252V182H250V180L252 179L251 176H254V174H256V172H257L259 169L264 168V167H261V166H264V163H261ZM26 161H25V162H26ZM35 161H36V162H35ZM66 161H67V162H66ZM74 161H75V162H78V164L75 165ZM110 161H111V162H110ZM124 161H126V159H124ZM124 161H123V160L121 161V162H123L122 164H124V163L127 162V161H126V162H124ZM133 161H134V160H133ZM146 161L149 162L148 160H146ZM205 161H204V162H205ZM243 161H241V162H243ZM251 161H252V160H251ZM251 161H249V162H251ZM263 161H264V159H263ZM263 161H262V162H263ZM21 162L24 164V168H25L24 160H21V161H20V164H21ZM32 162H35L36 164H34V166H32V165H31V164H33ZM59 162H60V161H59ZM82 162H83V163H82ZM96 162L98 163L99 167H97L98 165L96 166ZM115 162H116V160H115ZM115 162H114V163H115ZM130 162H131V161H130ZM147 162L145 163V161H144L143 164H144V163H145L146 165L150 164V163L147 164ZM157 162H158V160H157ZM157 162H156V163H157ZM165 162H166V161H165ZM167 162H168V161H167ZM170 162H171V161H170ZM178 162H176L177 165L179 164ZM199 162H200V161H199ZM202 162H203V161H202ZM204 162H203V163H204ZM208 162H212V161H208ZM249 162H248V164H249ZM0 163H1V162H0ZM7 163L9 164L10 162H7ZM7 163H5V165H6ZM17 163H19V162H17ZM70 163H71V164H70ZM91 163L89 164L90 167L93 166V163H92V164H91ZM119 163H120V162L118 161V165L120 166L119 169H122V168H121L122 165L119 164ZM128 163H129V161H128ZM134 163L137 164V160H136V162H134ZM156 163L154 164V165H155L154 168L158 165V164H156ZM174 163H175V162H174ZM182 163H183V162H182ZM200 163H201V162H200ZM206 163H207V162H206ZM206 163L202 164L203 166H202V165L200 166V165L198 164V165H199L198 167H204V165L206 166ZM251 163H252V162H251ZM72 164L75 165V166H74L75 169H74V167H73L72 169H71V168L68 169L69 166L72 167ZM102 164H101V165H102ZM139 164L141 165V163H139ZM145 164H144V166H146ZM151 164H150V165H151ZM190 164H191V163H190ZM192 164H194V163H192ZM242 164H243V165H242ZM5 165H3V166H5ZM9 165H10V164H9ZM9 165H8V166H9ZM42 165H43V164H42ZM55 165H56V166H55ZM108 165H109V167H108ZM113 165H115V164H113ZM131 165H132V162H131L130 164H128V166H130V168H129V167L127 166V164H126V168H129L130 170H129V169H128V170H129L130 172H131V170H132L131 168H135V167H134V164L132 165L133 167H132ZM137 165H138V164H137ZM137 165H136V166H137ZM170 165H171V164H170ZM170 165H169V166H170ZM179 165H180V164H179ZM183 165H184V164H183ZM188 165H189V163H188ZM188 165H187V166H188ZM0 166L2 167V165H0ZM18 166H19V168H20L21 165H18ZM18 166H16V167H18ZM28 166H26V167H28ZM94 166H93V167H94ZM104 166H103V167H104ZM115 166H116V165H115ZM115 166H113V167H115ZM123 166H124V165H123ZM144 166H143V167H144ZM152 166H153V165H151V167H152ZM165 166H166V165H165ZM169 166H168V167H169ZM191 166H192V167H193V166L197 167V166H196V163H195V165H191ZM191 166H188V167H191ZM212 166L214 167V169L212 168ZM233 166H234V167H233ZM1 167H0V168H1ZM6 167H7V166H6ZM13 167H15V166H13ZM22 167H23V166H22ZM59 167H60V165H59ZM77 167H78V168H77V169H78L77 171H79V169H80L81 171L83 170V169H82L83 167L81 168L80 165L77 166ZM93 167H92V168H93ZM140 167H142V166H138V167H136V168H140ZM146 167H148V166H146ZM151 167H150V168H151ZM168 167H167V168H168ZM173 167H174V166H173ZM185 167H186V166H185ZM192 167H191V168H192ZM195 167H194V168H195ZM232 167H233V168H232ZM240 167H242V168H240ZM7 168H8V167H7ZM24 168L19 169V170H22V171H23ZM28 168H29V167H28ZM28 168H27V169H28ZM60 168H61V167H60ZM92 168H88V169H87V170L90 171L89 174H91L93 171H94V174H95V172H96L95 169H96V168H95V169L93 168L94 170H93ZM104 168H105V167H104ZM104 168H102V174H100V175H104V173L106 174V176H107V174L109 175V174H110V173H109L110 171L108 172V171H106V170H103ZM136 168L132 170V172H131L132 174H133V171H136ZM205 168H206V167H205ZM205 168H204V169H205ZM209 168L213 169L214 171H211V170L209 171ZM218 168H219V169H218ZM234 168H235V169H234ZM244 168H243V169H244ZM12 169H13V168H12ZM12 169L10 168L11 171H13ZM14 169H16V168H14ZM39 169L37 170V172H38V171L40 172ZM56 169H57V170H56ZM73 169H74V170H73ZM84 169H85V168H84ZM119 169L117 168L116 170H119ZM143 169H146V168H143ZM143 169L140 168L141 171L138 170V172L140 171L139 175H144V174H142L141 172H144V171L146 172V171H147V172L145 173L146 176L144 175V177H143V176H140V177L145 178L144 181L146 180L147 177H148V179H150L151 176H148V175H147V173L149 174V171L147 170V169H149V167H148L146 170H144V171H143ZM152 169H153V167L150 169V173H152V176H153V172H151V171H154V170H152ZM187 169H188V168L186 167L185 170H187ZM196 169H197V168H196ZM196 169H195V170H196ZM199 169H201V168H199ZM233 169H234V170H233ZM238 169H237V170H238ZM8 170H9V168H8ZM10 170H9V171H10ZM25 170H26V168H25ZM31 170H27V172H28V171H29V172L26 173V174H29ZM67 170H70V173H69ZM87 170H86V171H87ZM91 170H92V172H91ZM97 170H98V169H97ZM110 170H111V169H110ZM113 170H114V168H113ZM157 170H158V169H157ZM157 170H156L155 172H157ZM169 170H170V169H169ZM169 170H168V171H169ZM189 170H190V169H189ZM195 170H194V171H195ZM197 170H198V169H197ZM197 170H196V171H197ZM205 170H207V168H206ZM205 170H202V171L200 170V171H201L200 173H201V174H205V172H206ZM237 170H235L234 172H236ZM14 171H15V170H14ZM14 171H13V173L17 174V173L14 172ZM46 171H45V173H46ZM77 171H76V172H77ZM81 171H80V172H81ZM84 171H85V170H84ZM84 171H82V172H84ZM86 171H85V172H86ZM121 171H123V170H121ZM121 171L119 170V172L121 173V175H123ZM124 171H125V169H124ZM158 171H160V170H158ZM182 171H183V170H182ZM191 171H192V169H191ZM191 171H190V174H191ZM194 171H192V172H194ZM203 171H205V172L202 173ZM225 171H226V173H227L226 175H224V174H225ZM242 171L244 172V170H242ZM259 171H260V170H259ZM262 171H263V170H262ZM5 172H7V171H5V169H4V170H3L2 168L0 169V202L3 201V200L6 201L5 199H8L7 201L10 200V201H12V202H13V201H14V202H15V201L18 202L17 200L20 199V195H22V194L28 198V195H26L27 192H26V193L23 192V191H25L26 189H25V190H22V194H20L21 192H20L19 188L21 189V187H26V186H28V185H31V182H32L33 180H34V183H35V182L37 181V179H38L37 177H38V174H39V173H38L37 175L35 174V175H36V176H35L36 178L34 177V174H33L32 176H30V174H31V173H30L29 176L27 175L26 177H24L25 175H24V176L22 175L24 178H18V179H17V177H14V175H11V174L8 175V174H6ZM19 172H20V171H18V173H19ZM60 172L62 173L63 171H60ZM64 172H63V173H64ZM184 172H185V171H184ZM237 172L239 173V171H237ZM20 173H21V172H20ZM114 173H115V174H114L115 176L113 175V176H111V178L113 177L114 179H116L115 177H118V178L120 179V177H121L120 174H119L118 172H116V171H114ZM117 173L119 174L120 177L118 176ZM131 173H129V174H131ZM170 173H171V172H170ZM200 173H199V171H198V174H199V175H200ZM257 173H259V172H257ZM53 174H52V175H53ZM77 174H79V172H77L76 175H77ZM81 174H82V176H83L84 173H81ZM94 174H92L91 177H93ZM96 174H97V173H96ZM96 174H95V176H96ZM134 174H135V172H134ZM137 174H138V173H136L135 175H137ZM156 174H157V173H156ZM166 174H168V173H166ZM187 174H188V173H187ZM190 174H189V175H190ZM216 174H217V173H216ZM232 174H233V175H232ZM245 174H246V173H245ZM260 174H261V173H260ZM260 174H259V175H260ZM17 175H18V174H17ZM49 175H50V176H49ZM62 175H63V174H62ZM71 175H72V174H71ZM87 175H88V171H87V174L84 175V176H86L87 178L84 177V179H85V178H86V179H89V178H90V177H89L90 175H89V176H87ZM116 175H117V176H116ZM124 175H126V174H124ZM124 175L121 177L122 180H124V179H128V177L126 178V177H124ZM127 175H128V174H127ZM135 175H134V178H135ZM149 175H150V174H149ZM154 175H155V174H154ZM171 175H172V174H171ZM189 175H188V176H189ZM194 175H195V174H194ZM236 175H237V173H236ZM238 175H240V174H238ZM44 176H43L42 178H43L44 181H45V178H46V177L44 178ZM56 176H57V175H56ZM56 176H55L54 178H56ZM63 176H64V175H63ZM65 176H66V175H65ZM95 176H94V177H95ZM104 176H105V175H104ZM104 176H103V177H104ZM106 176H105V177H106ZM132 176H133V175H132ZM137 176H138V175H137ZM137 176H136V179H130V180H126V181H128V182H130L131 180H134V181L136 180V181H137V179L139 180V178H138L139 176H138V177H137ZM155 176H156V175H155ZM155 176H154V177H155ZM157 176H158V174H157ZM157 176H156V177H157ZM167 176H168V175H167ZM173 176H174V174H173ZM180 176H181V174H180ZM196 176L199 177V176L197 175V173H196ZM200 176H202V175H200ZM205 176L207 177V174H205ZM215 176H217V175H215ZM232 176H233V177H232ZM255 176H257V175H255ZM18 177H19V175H18ZM40 177H39V178H40ZM52 177H53V176H52ZM60 177H61V176H60ZM66 177H67V176H66ZM77 177L80 178V177L77 175V176L75 177V179H76ZM94 177H93V178H94ZM105 177H104V178H105ZM108 177H109V176H108ZM108 177H106V178H108ZM123 177H124V178H123ZM170 177H171V176H170ZM192 177H193V176H192ZM194 177H195V176H194ZM257 177H258V176H257ZM260 177H261V175H260ZM262 177H263V176H262ZM262 177H261V178H262ZM33 178H34V179H33ZM58 178H59V176H58ZM70 178H71V177H69V179H70ZM72 178H71L70 180L74 181ZM82 178H83V177H82ZM100 178H101V177H99V178H97V179H100ZM106 178H105V179H106ZM111 178H110V179H111ZM113 178H112V179H113ZM130 178H131V177H130ZM143 178H140V179H141V180H140L141 183L143 182V181H142ZM152 178H153V177H152ZM152 178H151V180H153ZM157 178H158V177H157ZM168 178H169V177H168ZM179 178H180V177H179ZM188 178H189V177H188ZM195 178H196V177H195ZM195 178H192V179L194 180ZM202 178H203V176H202ZM202 178H201V179H200V177H199V179L196 178V181H197V180L204 181V180H202ZM208 178H209V177H208ZM216 178H217V177H216ZM218 178H219V179H218ZM218 178H217V179L220 180V178H221L220 174H219V177H218ZM250 178H251V179H250ZM253 178H254V177H253ZM35 179H36V180H35ZM40 179H41V178H40ZM52 179H53V178H52ZM90 179H91V178H90ZM90 179H89V180H90ZM95 179H96V178L92 179V180H94V183L96 182ZM105 179H104V180H105ZM148 179H147V180H148ZM166 179H167V178H166ZM170 179H171V178H169V180H170ZM172 179H174V178L172 177ZM172 179H171V181H172ZM177 179H178V178H177ZM185 179H186V178H185ZM203 179H204V178H203ZM221 179L224 180V177L221 178ZM225 179H226V178H225ZM229 179H230V178H229ZM229 179H228V181H229ZM234 179H235V178H234ZM254 179H255V178H254ZM259 179H260V178H259ZM59 180H61L60 183H62V180H64V183H65V184H67L66 181L69 182L68 179L65 181V179H62V178H61V179H59ZM59 180H58V181H55V182H52V180H50V182H52V184H53V183L56 184V182H59ZM104 180H103V178H102V181H104ZM107 180H108V179H107ZM116 180H117V179H116ZM116 180H114V181L116 182ZM151 180H150V181H151ZM169 180H168V181H169ZM174 180H176V178H175ZM174 180H173V181H174ZM182 180H183V179H182ZM182 180H181V181H182ZM205 180H207V179H205ZM208 180H209V179H208ZM231 180H232V179H231ZM252 180H253V179H252ZM261 180H262V179H261ZM261 180H260V182H261ZM40 181H41V180H40ZM46 181H47V180H46ZM53 181H54V180H53ZM80 181H81V180H80ZM80 181H79V183H80ZM84 181H85V180H84ZM84 181H83V182H84ZM109 181H111V180H109ZM114 181H112V182L114 183ZM140 181H137V182L139 183ZM154 181H156V179H154ZM171 181H170V183H171ZM173 181H172V182H173ZM179 181H180V180H179ZM191 181H192V180H191ZM200 181H199V182H200ZM211 181H212V180H211ZM236 181H237V178H236ZM81 182H82V181H81ZM90 182H91V180H90ZM120 182H121V184L124 183V181H120ZM120 182L118 183V186H116V187L119 188V189L122 187L121 184H120ZM122 182H123V183H122ZM128 182H126V183H128ZM146 182H149V181H145V183H146ZM152 182H153V181H152ZM152 182L148 183L150 186H153V185H154L152 188L149 187V185H147V183H146V184L143 183V186H144V185H147V186L149 187V188H145V189H147V190L149 189V190H150V188H151V189L154 190V188H157V187H158V186H156V185H159V184L157 183L158 181H156L157 184H156V183L153 184ZM182 182H183V181H182ZM199 182H197V185H198ZM225 182H227V181L224 180V183H225ZM229 182H230V181H229ZM234 182H235V180H232V183H234ZM256 182H259V181L256 180ZM263 182H264V181H263ZM32 183H33V182H32ZM34 183H33V184H34ZM37 183H38L39 185L41 184V182L39 183L38 181H37ZM37 183H36V184H37ZM42 183H43V182H42ZM72 183L74 184V187H76L75 185L78 183V181H75L76 184H75L74 182H72ZM101 183L103 184V182H101ZM109 183H110V182H109ZM126 183H124L123 185H127ZM138 183H135V184H134V182H133V184L135 185V187L133 186V184H132V187L130 186L129 183H128V185H129V187L132 188V189H133V188L137 189V188H136V184H137V187H138V186H139ZM173 183L176 184L175 182H173ZM177 183H178V182H177ZM180 183H181V182H180ZM191 183H192V185H193V184L196 185L195 180H194V183H193V182H191ZM201 183H202V182H201ZM201 183H199V184H201ZM209 183H210V182H209ZM213 183H214V182H213ZM216 183L218 184L217 180H216V182H215V185H217ZM222 183H223V182H222ZM230 183H231V182H230ZM52 184H51V185H52ZM84 184H85V183H84ZM91 184L93 185V181H92ZM96 184H97V183H95V186L98 185V184H97V185H96ZM110 184H112V183H110ZM119 184H120V185H119ZM182 184H184V182L181 183V186L183 187ZM188 184H189V183L187 182V185H188ZM211 184H212V183H211ZM225 184H226V183H225ZM234 184H235V183H234ZM254 184H255V183H254ZM254 184H252V187H253ZM258 184H259V183H258ZM39 185H38V186H39ZM45 185H46V184H45ZM56 185H57L56 187H55V185H54V189L57 188V187L62 186V185H59V184H56ZM58 185H59V186H58ZM67 185L69 186V185H72V184L69 183V184H67ZM77 185H78V184H77ZM79 185H80V187L82 188V185H81V184H79ZM99 185H100V182H99ZM103 185H104V184H103ZM103 185H102V186H103ZM105 185H106V186H104L105 188H103V189L107 191V188H106V187H108L109 185H107L106 183H105ZM114 185H116V184H114ZM114 185H112V186H114ZM140 185H141V184H140ZM167 185H168V184H167ZM171 185H172V184H171ZM185 185H186V184H185ZM185 185H184V186H185ZM195 185H194V186H195ZM197 185H196V186H197ZM204 185H206V184H204ZM209 185H210V184H209ZM209 185H208V188L210 187ZM215 185H214V186H215ZM220 185H221V184H220ZM226 185H227V184H226ZM230 185H231V184L227 185L228 188H229ZM232 185H233V184H232ZM31 186H32V185H31ZM31 186H30V187H31ZM40 186H41V185H40ZM42 186H44V185H42ZM42 186H41V187H42ZM46 186H47V185H46ZM48 186H49V185H48ZM95 186H92V187H93V188H96ZM112 186L110 187V190H112V193H114L113 191H114V190H117V189L115 188V186H114L115 189H113ZM143 186L140 187V188L143 189ZM155 186H156V187H155ZM173 186H174V185H173ZM177 186H178V184H177ZM201 186H203V183H202ZM212 186H213V185H211V187H212ZM214 186H213V187H214ZM221 186H222V185H221ZM227 186H226V187H227ZM236 186H237V185H236ZM30 187L28 186V188H30ZM49 187H51V186H49ZM62 187H63V186H62ZM64 187H65V189L68 188V187H66L65 185H64ZM74 187H72V188H74ZM77 187H78V186H77ZM88 187L90 188V186H88ZM92 187H91V188H92ZM126 187H127V186H126ZM129 187L126 188V191L128 190L127 193L130 191V190L128 189ZM170 187H171V186H170ZM197 187H198V186H197ZM216 187H217V186H216ZM216 187H215V189H216ZM223 187H224V186H223ZM232 187H234V185H233ZM239 187H237V188H239ZM255 187H256V186H255ZM260 187H261V186H260ZM262 187H263V186H262ZM26 188H27V187H26ZM39 188H40V187H39ZM46 188H47V187H46ZM83 188H85V186H84ZM83 188H82V190H84ZM86 188H87V187H86ZM93 188H92L91 191H93V192L95 191V193H98V192H96V191H98V188L95 189V190H94ZM111 188H112V189H111ZM122 188H123V189H122ZM122 188H121V191H122L121 193L124 194L123 191H124L125 186H123ZM158 188H159V187H158ZM158 188H157V189H158ZM168 188H169V187H168ZM172 188H173V187H172ZM180 188H181V187H180ZM185 188L187 189L188 187L185 186ZM194 188H196V187H194ZM201 188H202V187H201ZM201 188H200V185H199V189H201ZM256 188H258V186H257ZM33 189L35 190L36 188H33V186H32V190H33ZM47 189H48V188H47ZM54 189H53V187H52V191H53ZM58 189H59V188H58ZM58 189H56V190H58ZM61 189H62V188H61ZM78 189H79V188H78ZM100 189H101V188H100ZM132 189H131V192L134 191V195H135L136 192H135V190H132ZM157 189H155V190L157 191ZM199 189H198V191H199ZM202 189L204 190V188H202ZM202 189H201V190H202ZM220 189H221V188H220ZM222 189H224V188H222ZM222 189H221V190H222ZM230 189H231V187H230ZM230 189H229V190H230ZM247 189H248V191H249L251 188H250V189L247 188ZM247 189H246V190H247ZM263 189H264V187H263ZM41 190H42V189H41ZM43 190H44V188H43ZM63 190H64V189H63ZM63 190H62V191H61V190H58V191H53V192H63ZM68 190H69V192H67V193H68V195L70 194L69 196L66 194V192H64V194L67 195V199H69L68 197H71V196H72V198H73L74 195L71 194V190H70V188H69ZM74 190H75V189H72L73 192H74ZM108 190H109V189H108ZM138 190H139V189H138ZM138 190H136V191H138ZM147 190H146V192H149V191H147ZM153 190H150V192H153ZM155 190H154V191H155ZM172 190H173V189H172ZM189 190H190V187H189V189H188L187 191L190 192ZM194 190H195V189H194ZM194 190H192V192H193ZM201 190H200V191H201ZM206 190H207V189H206ZM208 190H210V189H208ZM224 190H225V189H224ZM232 190H235V189H232ZM260 190H262V189H260ZM28 191H29V190H28ZM35 191H38V190H35ZM35 191H34V192H35ZM39 191H40V190H39ZM39 191H38V192H39ZM50 191H51V190H50ZM52 191H51V192H52ZM65 191H66V190H65ZM76 191H78V190L76 189ZM85 191H86V190H85ZM91 191L88 190L87 192L91 193ZM126 191H125V192H126ZM140 191H141V190H140ZM142 191H143V190H142ZM156 191H155V192H156ZM168 191H169V189H168ZM176 191H177V190H176ZM195 191L197 192V188H196ZM244 191H245V190H244ZM254 191H255V189H254ZM257 191H258V190H257ZM257 191H256V192H257ZM32 192H33V191H32ZM42 192H46V190H45V191H42ZM51 192H50V193H51ZM73 192H72V193H73ZM78 192H80V190H79ZM78 192H76V193H78ZM93 192L91 193L92 195L95 194V193H93ZM115 192H116V191H115ZM117 192H118V191H117ZM170 192H171V191H170ZM178 192H179V189H178ZM210 192H211V191H210ZM216 192H218V190H217ZM230 192H231V191H230ZM241 192H243V191H241ZM250 192H251V191H250ZM24 193H25V194H24ZM40 193H41V192H40ZM89 193H88V194H89ZM100 193H102V194L104 195V196H103V195L101 194V199L106 197L105 194H106V195H107V194L110 195L109 191L106 192V193H103L102 190H101ZM129 193H130V192H129ZM137 193L140 194L139 191H138ZM157 193H158V191H157ZM157 193H156V194H157ZM171 193L173 194V192H171ZM190 193H191V192H190ZM193 193H194V192H193ZM202 193H203V194H202ZM202 193H201V194L204 195V192H202ZM228 193H229V192H227V193L225 194V192H224L223 194L228 195ZM232 193H233V192H232ZM232 193H231V194H232ZM238 193H240V192H238ZM252 193H253V192H252ZM258 193H259V192H258ZM43 194H44V193H42V195H43ZM48 194H49V193H48ZM57 194H58V193H57ZM57 194H56V195H57ZM61 194H63V193H61ZM84 194H85V193H84ZM119 194H120V193H119ZM125 194H126V193H125ZM153 194H154V193H153ZM175 194H176V193H175ZM182 194H183V193H182ZM188 194H189V193H188ZM197 194H198V193H197ZM197 194H194V195L197 196ZM199 194H200V193H199ZM199 194H198V195H199ZM211 194H212V193H211ZM213 194H214V193H213ZM217 194H218V193H217ZM229 194H230V193H229ZM244 194H245V192H244ZM260 194H261V193H260ZM40 195H41V194H40ZM42 195H41V196H42ZM45 195H46V194H44L43 197H44ZM52 195H54V193H52ZM75 195H76V194H75ZM99 195H100V194H99ZM99 195L96 196V198H99V197H100ZM111 195H112V194H111ZM117 195H118V194H117ZM120 195H122V194H120ZM120 195H118V197H119ZM126 195H127V194H126ZM132 195H133V193L131 194V196H132ZM140 195H141V194H140ZM140 195H138L139 198H141ZM149 195H151V194L149 193V194H147L146 196H149ZM179 195H180V194H179ZM202 195H201V196H202ZM30 196H32V195H30ZM35 196H37V195H35ZM35 196H34V197H35ZM62 196H64V195H62ZM82 196H84V195H82ZM87 196H88V195H87ZM107 196H108V195H107ZM114 196H116V194H115ZM131 196H130V197H131ZM135 196H137V195H135ZM142 196H144V195H142ZM146 196H144V198H146V201H147V197H146ZM177 196H178V195H177ZM185 196H186V195H185ZM199 196H200V195H199ZM206 196H207V195H206ZM210 196H211V195H210ZM212 196H213V195H212ZM223 196H224V195H223ZM233 196H234V195H233ZM252 196H253V195L251 194V197H252ZM85 197H86V196H85ZM92 197H93V196H92ZM116 197H117V196H116ZM122 197H123V196H122ZM150 197H151V196H150ZM172 197H173V196H172ZM175 197H176V196H175ZM178 197H179V196H178ZM181 197H182V196H180V198H181ZM208 197H209V196H208ZM215 197H216V196H215ZM224 197H225V196H224ZM224 197H223V198H224ZM245 197H247V196H245ZM253 197H254V196H253ZM27 198H26V199H27ZM36 198H37V197H36ZM38 198H39V197H38ZM46 198H47V197H46ZM49 198H50V197H49ZM49 198H48V199H49ZM64 198H66V196H64ZM72 198H71V199H72ZM96 198H95V196H94V198H93L92 200H94V199H96ZM107 198H109V196H108ZM112 198H113V197H112ZM133 198L135 199V197H133ZM190 198H191V197H190ZM209 198H210V197H209ZM234 198H235V197H234ZM247 198H248V197H247ZM21 199H22L21 202H23V201H24L23 198H21ZM48 199H46V200H48ZM77 199H78V198H77ZM77 199H76V200H77ZM87 199H88V198H87ZM90 199H91V198H90ZM119 199H121V197H120ZM119 199H118V200H119ZM122 199H123V198H122ZM124 199H125V197H124ZM126 199H127V198H126ZM130 199H132V198H130ZM141 199H142V198H141ZM141 199H140V201H141ZM149 199H150V198H149ZM149 199H148V200H149ZM151 199H152V198H151ZM183 199L186 200L187 198H183ZM196 199H197V198H196ZM212 199H213V198H212ZM214 199H215V198H214ZM227 199H228V198H227ZM240 199H241V198H240ZM242 199H243V198H242ZM245 199H246V198H245ZM260 199H261V198H260ZM263 199H264V198H263ZM30 200H31V198H30ZM43 200H44V199H43ZM63 200H65V199H63ZM69 200H70V199H69ZM79 200H80V199H79ZM99 200H100V198H99ZM109 200H110V199H109ZM109 200H108V201H109ZM115 200H116V199H115ZM118 200H117V201H118ZM155 200H156V199H155ZM155 200H154V201H155ZM198 200H200V199L198 198ZM202 200H203V199H202ZM207 200H208V199H207ZM207 200H206V201H207ZM215 200H216V199H215ZM218 200H219V199H218ZM233 200H235V199H233ZM237 200H238V199H237ZM243 200H244V199H243ZM250 200H251V199H250ZM257 200H258V199H257ZM28 201H29V200H28ZM34 201H35V200H34ZM48 201H49V200H48ZM65 201H66V200H65ZM88 201H89V200H88ZM104 201H106V199H105ZM110 201H112V200H110ZM117 201H116V203H117ZM120 201H121V200H120ZM123 201H124V200H123ZM136 201H137V200H136ZM142 201H144V199H143ZM152 201H153V199H152ZM152 201H151V202H152ZM154 201H153V202H154ZM156 201H157V200H156ZM176 201H177V200H175V202H176ZM181 201H183V200H181ZM187 201H188V200H187ZM189 201H190V200H189ZM200 201H201V200H200ZM206 201H205V202H206ZM208 201H209V200H208ZM216 201H217V200H216ZM216 201H214V202H216ZM225 201H226V200H225ZM248 201H249V199H248ZM24 202H25V201H24ZM32 202H33V201H32ZM49 202H50V201H49ZM53 202H54V201H53ZM53 202H52V203H53ZM67 202H68V201H67ZM69 202H70V201H69ZM77 202H78V201H77ZM85 202H86V200H85ZM90 202H91V201H90ZM112 202H114V198H113V201H112ZM134 202H135V201H134ZM151 202H150V203H151ZM195 202H196V201H195ZM205 202H203V203H205ZM238 202H239V200H238ZM2 203H3V202H2ZM2 203H1V204H2ZM26 203H27V202H26ZM40 203H41V202H40ZM58 203H59V202H58ZM79 203H80V202H79ZM94 203H95V202H94ZM101 203H102V202H101ZM122 203H123V202H122ZM125 203H126V202H125ZM125 203H124V204H125ZM143 203H145V202H143ZM184 203H185V202H184ZM198 203H200V202H198ZM207 203H208V202H207ZM209 203L211 204V202H209ZM222 203H223V202H222ZM222 203H221V204H222ZM239 203H240V202H239ZM245 203H246V202H245ZM249 203H250V202H249ZM260 203H261V202H260ZM263 203H264V202H263ZM16 204H17V203H16ZM33 204H34V202H33ZM50 204H51V203H50ZM92 204H93V203H92ZM112 204H113V203H112ZM127 204H128V202H127ZM133 204H134V203H133ZM173 204H174V203H173ZM190 204H191V203H190ZM205 204H206V203H205ZM217 204H218V203H217ZM224 204H225V203H224ZM236 204H237V203H236ZM242 204H243V203H242ZM257 204H258V203H257ZM6 205H7V204H6ZM22 205H23V203H22ZM52 205H53V204H52ZM54 205H55V204H54ZM66 205H67V204H66ZM71 205H72V204H71ZM81 205H82V204H81ZM110 205H111V204H110ZM120 205H122V204H120ZM131 205H132V203H131ZM131 205H130V206H131ZM135 205H137V204H135ZM143 205H145V204H143ZM154 205H155V204H154ZM154 205H153V206H154ZM178 205H179V201H178ZM182 205H183V204H182ZM230 205H231V204H230ZM238 205H239V204H238ZM24 206H25V205H24ZM24 206H23V207H24ZM28 206H29V205H28ZM33 206H34V205H33ZM57 206H58V205H57ZM61 206H62V205H61ZM85 206H86V205H85ZM93 206H94V205H92V208H93ZM108 206H109V205H108ZM114 206H115V204H114ZM118 206H119V205H118ZM124 206H125V205H124ZM148 206H149V205H147V207H148ZM151 206H152V205H151ZM176 206H177V205H176ZM185 206H186V205H185ZM204 206H205V205H204ZM204 206H203V207H204ZM3 207H6V206L4 205ZM37 207H38V206H37ZM76 207H77V206H76ZM89 207H90V206H89ZM141 207H142V206H141ZM147 207H146V209H148ZM167 207H168V206H167ZM172 207H173V206H172ZM192 207H193V206H192ZM203 207H202V208H203ZM246 207H247V206H246ZM249 207H250V206H249ZM256 207H257V206H256ZM18 208H19V207H18ZM29 208H30V207H29ZM34 208H35V207H34ZM42 208H43V207H42ZM83 208H84V206H83ZM85 208H87V207H85ZM114 208H115V207H114ZM133 208H134V207H133ZM149 208H150V207H149ZM151 208H152V207H151ZM188 208H190V206H189ZM195 208H196V207H195ZM205 208H206V207H205ZM215 208H216V207H215ZM233 208H234V207H233ZM235 208H236V207H235ZM240 208H241V206H240ZM5 209H6V208H5ZM26 209H28V208H26ZM36 209H37V208H36ZM50 209H51V208H50ZM89 209H90V208H89ZM99 209H100V208H99ZM111 209H112V208H111ZM111 209H110V210H111ZM138 209H139V208H138ZM140 209H141V208H140ZM143 209H144V207H143ZM153 209H154V208H153ZM172 209H173V208H172ZM172 209H171V210H172ZM178 209H179V208H178ZM199 209H200V208H199ZM203 209H204V208H203ZM207 209H208V208H207ZM243 209H244V208H243ZM243 209H242V210H243ZM0 210H2V209H0ZM3 210H4V209H3ZM30 210H32V209H30ZM38 210H39V209H38ZM59 210H60V209H59ZM61 210H62V209H61ZM83 210H84V209H83ZM96 210H97V209H96ZM114 210H115V209H114ZM121 210H124V209L121 208ZM125 210H126V208H125ZM167 210H168V209H167ZM176 210H177V209H176ZM179 210H181V209H179ZM226 210H227V209H226ZM32 211H33V210H32ZM69 211H70V210H69ZM81 211H82V210H81ZM91 211H92V210H91ZM127 211H128V209H127ZM131 211H132V210H131ZM131 211H130V212H131ZM137 211H138V210H137ZM137 211H136V213H137ZM147 211H148V210H147ZM149 211H150V209H149ZM168 211H170V210H168ZM168 211H167V212H168ZM196 211H197V210H196ZM216 211H217V210H216ZM223 211H225V210H223ZM240 211H241V210H240ZM261 211H262V210H261ZM16 212H17V211H16ZM16 212H15V213H16ZM39 212H40V211H39ZM79 212H80V211H79ZM84 212H85V211H84ZM89 212H90V211H89ZM89 212H88V213H89ZM92 212H93V211H92ZM106 212H107V211H106ZM133 212H134V211H133ZM139 212H140V211H139ZM151 212H152V209H151ZM209 212H210V211H209ZM218 212H219V211H218ZM232 212H233V211H232ZM237 212H238V211H237ZM247 212H248V211H247ZM251 212H253V211L251 210ZM33 213H34V212H33ZM33 213H32V215L34 216ZM81 213H82V212H81ZM107 213H108V212H107ZM115 213H116V212H115ZM120 213H121V212H120ZM141 213L143 214L144 212L142 211ZM141 213H139V214H141ZM170 213H171V212H170ZM173 213H174V212H173ZM173 213H172V214H173ZM220 213H221V212H220ZM242 213H243V212H242ZM8 214H9V213H8ZM40 214H41V213H40ZM67 214H68V213H67ZM73 214H74V212H73ZM86 214H87V213H86ZM90 214H91V213H90ZM98 214H100L99 211H98ZM104 214H105V213H104ZM116 214H117V213H116ZM129 214H130V213H129ZM172 214H171V215H172ZM189 214H190V213H189ZM196 214H197V213H196ZM209 214H211V212H210ZM209 214L207 213V215H209ZM213 214H214V213H213ZM256 214H257V213H256ZM260 214H261V213H260ZM1 215H2V214H1ZM5 215H6V214H5ZM17 215H18V214H17ZM35 215H36V213H35ZM47 215H48V213H47ZM77 215H78V214H77ZM80 215H81V214H80ZM92 215H93V214H92ZM109 215H110V214H109ZM118 215H119V214H118ZM125 215H126V213H125ZM224 215H225V214H224ZM226 215H227V214H226ZM229 215H230V213H229ZM232 215H233V213H232ZM234 215H235V214H234ZM14 216H15V215H14ZM21 216H22V215H21ZM30 216H31V215H30ZM30 216H29V217H30ZM38 216H39V215H38ZM105 216L107 217V215H105ZM113 216H114V215H113ZM119 216H120V215H119ZM132 216H133V215H132ZM138 216H139V215H138ZM140 216H141V215H140ZM172 216H173V215H172ZM230 216H231V215H230ZM230 216H229V217H230ZM9 217H10V216H9ZM15 217H16V216H15ZM31 217H32V216H31ZM46 217H47V216H46ZM52 217H54V216H52ZM72 217H74V216H72ZM98 217H99V216H98ZM126 217H127V216H126ZM126 217H124V218L126 219ZM191 217H193V216H191ZM195 217H196V216H195ZM219 217H220V216H219ZM257 217H258V216H257ZM261 217H262V216H261ZM0 218H1V217H0ZM4 218H5V217H4ZM11 218H12V216H11ZM17 218H18V217H17ZM74 218H75V217H74ZM80 218H81V217H80ZM132 218H133V217H132ZM140 218H141V217H140ZM210 218H211V217H210ZM224 218H225V217H224ZM226 218H227V217H226ZM248 218H249V217H248ZM23 219H24V218H23ZM36 219H37V218H36ZM48 219H49V217H48ZM113 219H114V218H113ZM122 219H123V218H122ZM127 219H128V218H127ZM170 219L172 220V218H170ZM181 219H182V218H181ZM195 219H196V218H195ZM230 219H231V218H230ZM240 219H241V218H240ZM246 219H247V218H246ZM19 220H20V219H19ZM34 220H35V218H34ZM55 220H56V219H55ZM57 220H58V219H57ZM60 220H61V219H60ZM102 220H103V219H102ZM106 220H107V219H106ZM119 220H120V219H119ZM191 220H192V219H191ZM209 220H210V219H209ZM212 220H213V219H212ZM215 220H216V219H215ZM251 220H252V218H251ZM0 221H1V220H0ZM9 221H10V220H9ZM9 221H8V222H9ZM35 221H36V220H35ZM71 221H72V220H71ZM71 221H70V222H71ZM96 221H97V220H96ZM111 221H112V220H111ZM115 221H116V220H115ZM174 221H175V220H174ZM183 221H184V220H183ZM198 221H199V220H198ZM244 221H245V220H244ZM247 221H248V220H247ZM247 221H246V222H247ZM260 221H261V220H260ZM29 222H31V221H29ZM44 222H45V221H44ZM56 222H57V221H56ZM65 222H66V221H65ZM77 222H78V221H77ZM213 222H214V221H213ZM246 222H245V223H246ZM262 222H264V221H262ZM35 223H36V222H35ZM90 223H92V222L90 221ZM106 223H107V222H106ZM110 223H111V222H110ZM168 223H169V222H168ZM188 223H189V222H187V224H188ZM214 223H215V222H214ZM217 223H218V222H217ZM242 223H243V222H242ZM3 224H4V223H3ZM11 224H12V223H11ZM45 224H46V223H45ZM50 224H51V223H50ZM76 224H77V223H76ZM80 224H81V223H80ZM96 224H97V223H96ZM183 224H184V223H183ZM183 224H182V225H183ZM185 224H186V223H185ZM190 224H191V223H190ZM206 224H207V223H206ZM221 224H223V221L221 222ZM18 225H19V224H18ZM23 225H24V224H23ZM64 225H65V224H64ZM64 225H62V226H64ZM115 225H116V224H115ZM202 225H203V224H202ZM210 225H211V224H210ZM210 225H209V226H210ZM217 225H218V224H217ZM255 225H256V224H255ZM261 225H262V224H261ZM24 226H25V225H24ZM43 226H44V225H43ZM66 226H67V225H66ZM110 226H113V225H110ZM169 226H171V225H169ZM180 226H181V225H180ZM223 226H224V225H223ZM20 227H21V226H20ZM44 227H45V226H44ZM102 227H104V226H102ZM183 227H184V226H183ZM212 227H213V226H212ZM228 227H229V226H228ZM6 228H7V227H6ZM36 228H37V227H36ZM54 228H55V227H54ZM91 228H92V227H91ZM133 228H134V227H133ZM173 228H174V227H173ZM193 228H194V227H193ZM202 228H203V227H202ZM242 228H243V227H242ZM40 229H41V228H40ZM110 229H111V228H110ZM170 229H171V228H170ZM183 229H184V228H183ZM260 229H261V228H260ZM20 230H21V229H20ZM76 230H77V229H76ZM88 230H89V229H88ZM99 230H100V229H99ZM102 230H103V228H102ZM106 230H107V229H106ZM173 230H174V229H173ZM175 230H176V229H175ZM190 230H191V229H190ZM221 230H222V229H221ZM224 230H227V229H224ZM232 230H233V229H232ZM239 230H240V229H239ZM261 230H262V229H261ZM12 231H13V230H12ZM23 231L25 232V230H23ZM55 231H56V230H55ZM72 231H73V230H72ZM97 231H98V230H97ZM97 231H96V232H97ZM100 231H101V230H100ZM113 231H114V230H113ZM171 231H172V230H171ZM177 231H178V230H177ZM16 232H17V231H16ZM34 232H36V231H34ZM43 232H44V230H43ZM59 232H60V230H59ZM73 232H74V231H73ZM73 232H72V233H73ZM85 232H86V231H85ZM85 232H84V233H85ZM103 232L106 233L105 231H103ZM108 232H109V229H108ZM123 232H124V231H123ZM153 232H154V231H153ZM169 232H170V231H169ZM183 232H184V231H183ZM224 232H225V231H224ZM226 232H228V231H226ZM226 232H225V233H226ZM230 232H231V231H230ZM3 233H4V232H3ZM8 233H9V232H8ZM13 233H14V232H13ZM82 233H83V232H82ZM82 233H81V234H82ZM90 233H91V232H90V230H89V233L87 232V235H90ZM110 233H111V232H110ZM120 233H121V232H120ZM124 233H125V232H124ZM126 233H127V232H126ZM142 233H143V232H142ZM142 233H141V234H142ZM156 233H157V232H156ZM179 233H180V232H179ZM185 233H186V232H185ZM218 233H219V232H218ZM232 233H233V231H232ZM240 233H241V232H240ZM253 233H254V232H253ZM62 234H63V233H62ZM70 234H71V233H70ZM79 234H80V233H79ZM93 234H95V233L93 232ZM106 234H107V233H106ZM200 234H201V233H200ZM207 234H208V233H207ZM210 234H211V232H210ZM215 234H216V233H215ZM227 234H228V233H227ZM241 234H242V233H241ZM261 234H262V233H261ZM261 234H260V235H261ZM23 235H24V234H23ZM85 235H86V234H85ZM85 235H84V237H85ZM108 235H109V234H108ZM118 235H119V234H118ZM124 235H125V234H124ZM142 235H143V234H142ZM142 235H141V237H142ZM154 235H155V234H154ZM170 235H171V234H170ZM186 235H187V234H186ZM205 235H206V233H205ZM216 235H217V234H216ZM220 235H221V234H220ZM15 236H16V235H15ZM19 236H20V235H19ZM76 236H77V233H76ZM91 236H92V235H91ZM101 236H102V235H101ZM128 236H129V231H128ZM128 236H126V238H127ZM130 236H132V235H130ZM157 236H159L158 233H157ZM191 236H192V235H191ZM223 236H224V235H222V237H223ZM255 236H256V235H255ZM37 237H38V236H37ZM42 237H43V236H42ZM45 237H46V236H45ZM106 237H107V236H106ZM108 237H109V236H108ZM111 237H112V236H111ZM132 237H133V236H132ZM137 237H138V236H136V238H137ZM150 237H151V236H150ZM154 237H156V236H154ZM171 237H172V236H171ZM204 237L207 238L208 236L206 235V236H204ZM210 237H211V235H210ZM217 237H219V236H217ZM257 237H258V236H257ZM19 238H20V237H19ZM33 238H34V237H33ZM88 238H89V237H88ZM99 238H100V237H99ZM119 238H120V237H119ZM130 238H131V237H130ZM142 238H143V237H142ZM142 238H141V239H142ZM167 238H168V237H167ZM169 238H170V237H169ZM184 238H185V237H184ZM197 238H198V236H197ZM212 238H213V234H212ZM235 238H236V237H235ZM250 238H251V237H250ZM6 239H7V238H6ZM15 239H16V238H15ZM26 239H27V238H26ZM60 239H61V238H60ZM122 239H123V238H122ZM128 239H129V238H128ZM128 239H127V240H128ZM156 239H157V238H156ZM159 239H160V238H159ZM172 239H173V238H172ZM179 239H180V238H179ZM179 239H178V240H179ZM181 239H182V238H181ZM187 239H188V238H187ZM216 239H217V238H216ZM261 239H262V238H261ZM3 240H4V239H3ZM103 240H104V239H103ZM113 240H114V239H113ZM123 240H124V239H123ZM136 240H137V239H136ZM139 240H140V239H139ZM147 240H149V239H147ZM169 240H170V239H169ZM188 240H189V239H188ZM197 240H198V239H197ZM211 240H212V239H211ZM250 240H251V239H250ZM258 240H259V238H258ZM26 241H27V240H26ZM31 241H32V240H31ZM90 241H91V240H90ZM133 241H134V240H133ZM141 241H142V240H140V242H141ZM155 241H156V240H155ZM172 241H173V240H172ZM192 241H193V240H192ZM208 241H209V240H208ZM219 241H220V240H219ZM17 242H18V241H17ZM111 242H112V241H111ZM117 242H118V241H117ZM120 242H125V241H120ZM145 242H146V240H145ZM156 242H157V241H156ZM181 242H182V241H181ZM217 242H218V241H217ZM242 242H243V241H242ZM256 242H257V241H256ZM42 243H43V242H42ZM55 243H56V242H55ZM60 243H61V242H60ZM76 243H77V242H76ZM94 243H95V242H94ZM103 243H104V242H103ZM106 243H107V242H106ZM138 243H139V242H138ZM157 243H158V242H157ZM159 243H160V242H159ZM38 244H39V243H38ZM40 244H41V243H40ZM104 244H105V243H104ZM119 244H120V243H119ZM126 244H129V243L126 242ZM134 244H135V242H134ZM148 244H149V243H148ZM150 244H151V243H150ZM150 244H149V245H150ZM155 244H156V243H155ZM173 244H174V243H173ZM220 244H221V243H220ZM239 244H240V243H239ZM25 245H26V244H25ZM41 245H42V244H41ZM41 245H36V246H37L38 249H39V246H41ZM82 245H83V244H82ZM84 245H86V244H84ZM111 245H112V244H111ZM121 245H122V244H121ZM121 245H120V246H121ZM156 245H157V244H156ZM237 245H238V244H237ZM240 245H241V244H240ZM242 245H243V244H242ZM21 246H22V244H21ZM45 246H46V244H45ZM98 246H99V245H98ZM102 246H105V245L102 244ZM102 246H101V247H102ZM109 246H110V245H109ZM112 246H113V245H112ZM115 246H116V245H115ZM153 246H154V244H153ZM168 246H169V245H168ZM173 246H174V245H173ZM199 246H200V245H199ZM223 246H224V245H223ZM234 246H235V245H234ZM11 247H12V246H11ZM34 247H35V246H34ZM51 247H52V245H51ZM65 247H66V246H65ZM76 247H77V245H76ZM79 247H80V246H79ZM81 247H82V246H81ZM125 247H126V246H125ZM128 247H130V246H128ZM135 247H136V246L134 245V247H132V248H135ZM141 247H142V246H141ZM143 247H144V246H143ZM156 247H157V246H156ZM170 247H171V246H170ZM204 247H205V246H204ZM214 247H216V246H214ZM224 247H225V246H224ZM247 247H248V246H247ZM258 247H259V246H258ZM5 248H6V247H5ZM53 248H54V247H53ZM55 248H56V247H55ZM85 248H86V247H85ZM104 248H105V247H104ZM107 248H108V247H107ZM110 248H111V246H110ZM110 248L107 249V250H110ZM113 248H114V247H113ZM139 248H140V246H139ZM145 248H147V247H145ZM183 248H184V247H183ZM208 248H209V247H208ZM234 248H236V247H234ZM35 249H36V248H35ZM48 249H49V250H48ZM48 249H47V250H48L49 252H50V250H52L49 246H48ZM100 249H101V252H104V251H102V248H100ZM137 249H138V247H137ZM140 249H141V248H140ZM154 249H155V248H154ZM223 249H224V248H223ZM29 250H30V249H29ZM56 250H57V249H56ZM97 250H98V248H97ZM129 250H131V249H129ZM177 250H178V249H177ZM188 250H189V249H188ZM211 250H212V249H211ZM224 250H226V249H224ZM2 251H3V250H2ZM4 251H5V250H4ZM23 251H24V250H23ZM33 251H34V250H33ZM35 251H37V250H35ZM74 251H75V250H74ZM93 251H94V250H93ZM132 251H133V249H132ZM132 251H131V252H132ZM142 251H143V250H142ZM227 251H228V250H227ZM230 251H231V250H230ZM236 251H237V250H236ZM37 252H40V251L38 250ZM41 252H42V251H41ZM84 252H85V251H84ZM91 252H92V251H91ZM105 252H106V250H105ZM105 252H104V254H103L104 256H106ZM125 252H126V250H125ZM133 252H134V251H133ZM139 252H140V251H139ZM143 252H144V251H143ZM152 252H153V251H152ZM154 252H155V250H154ZM154 252H153V254H154ZM169 252H170V251H169ZM1 253H2V252H1ZM94 253H95V252H94ZM96 253H97V252H96ZM96 253H95V254H96ZM106 253H107V252H106ZM137 253H138V251H137ZM140 253H142V252H140ZM144 253H145V252H144ZM144 253H143V254H144ZM210 253H211V252H210ZM230 253H231V252H230ZM251 253H252V252H251ZM20 254H22V253H20ZM46 254H47V252H46ZM55 254H56V253H55ZM71 254H72V253H71ZM95 254H94V256H95ZM129 254H130V253H129ZM134 254H135V253H134ZM202 254H203V253H202ZM6 255H7V254H6ZM96 255H97V254H96ZM99 255H100V256H99ZM99 255H98V256H99V258H100L102 254L99 253ZM122 255H123V254H120V256H122ZM138 255H140V254H138ZM148 255H149V254H148ZM151 255H152V254H151ZM168 255H169V254H168ZM185 255H187L186 252H185ZM240 255H241V254H240ZM251 255H252V254H251ZM52 256H53V255H52ZM104 256H102V258H104ZM110 256H111V254H110ZM169 256H170V255H169ZM213 256H214V255H213ZM231 256H232V255H231ZM71 257H72V256H71ZM88 257H89V256H88ZM125 257H126V255H125ZM127 257H128V256H127ZM131 257H132V256H131ZM143 257H144V256H143ZM146 257H147V256H146ZM196 257H197V256H196ZM200 257H201V256H200ZM203 257H204V256H203ZM224 257H225V256H224ZM226 257H227V256H226ZM228 257H229V256H228ZM245 257H246V256H245ZM263 257H264V256H263ZM12 258H13V256H12ZM16 258H17V257H16ZM41 258H42V257H41ZM43 258H44V257H43ZM77 258H78V257H77ZM95 258H96V256H95ZM128 258H129V257H128ZM140 258H141V257H140ZM239 258H240V257H239ZM2 259H3V258H2ZM8 259H9V258H8ZM27 259H28V258H27ZM68 259H69V258H68ZM96 259H98V258H96ZM96 259H94V260H96ZM100 259H101V258H100ZM107 259L109 260L108 257L106 258V260H107ZM137 259H138V257H137ZM147 259H149V258H147ZM168 259H169V258H168ZM171 259H172V258H171ZM210 259H211V258H210ZM19 260H20V259H19ZM19 260H18V261H19ZM40 260H41V259H40ZM92 260H93V259H92ZM92 260H91V261H92ZM106 260H105V261H106ZM113 260H114V259H113ZM135 260H136V259H135ZM184 260H185V259H184ZM190 260H191V259H190ZM215 260H216V259H215ZM218 260H219V259H218ZM218 260H217V261H218ZM222 260H224V259H222ZM225 260H226V259H225ZM237 260H238V259H237ZM240 260H241V259H240ZM248 260H249V259H248ZM21 261H22V260H21ZM91 261H90V262H91ZM98 261H99V260H97V262H98ZM156 261H157V260H156ZM198 261H199V260H198ZM208 261H209V260H208ZM217 261H215V262H217ZM220 261H221V260H220ZM259 261H260V260H259ZM259 261H258V262H259ZM6 262H7V261H6ZM78 262H79V261H78ZM85 262H86V261H85ZM85 262H82V263H85ZM90 262H89V263H90ZM100 262H102V261H100ZM116 262H118V261H116ZM158 262H160V260H159ZM168 262H170V261H168ZM256 262H257V261H256ZM258 262H257V263H258ZM38 263H39V261H38ZM44 263H46V262H44ZM63 263H65V262H63ZM89 263H88V264H89ZM95 263H96V261H95ZM114 263H115V261H114ZM118 263H119V262H118ZM121 263H122V262H121ZM140 263H141V262H140ZM145 263H146V262H145ZM147 263H148V262H147ZM147 263H146V264H147ZM149 263H150V261H149ZM175 263H176V262H175ZM187 263H188V262H187ZM194 263H195V262H194ZM240 263H241V262H240ZM259 263H260V262H259ZM19 264H20V263H19ZM36 264H37V263H36ZM56 264H58V263H56ZM77 264H78V263H77ZM86 264H87V263H86ZM96 264H97V263H96ZM136 264H138V263H136ZM154 264H155V263H154ZM160 264H162V261L160 262ZM170 264H171V262H170ZM178 264H182V263H178ZM226 264H227V262H226ZM238 264H239V263H238Z\"/></svg>", "mask_w": 264, "mask_h": 264}]
</instances>
